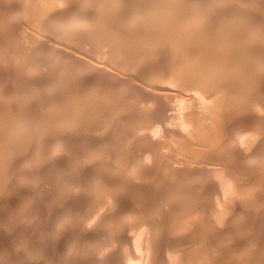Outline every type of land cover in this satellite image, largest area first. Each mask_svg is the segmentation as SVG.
Instances as JSON below:
<instances>
[{"label":"rangeland","instance_id":"374dc122","mask_svg":"<svg viewBox=\"0 0 264 264\" xmlns=\"http://www.w3.org/2000/svg\"><path fill=\"white\" fill-rule=\"evenodd\" d=\"M1 2V4L0 5H2L1 7L2 8H4V9H6L7 10V12H9V13H7L6 12V10H5V12L7 13L6 15H3V16H0V25H4V23H5V25H8V27L10 26V24H11V26H10V28H8L7 29V32H6V29H5V31H4V29L2 30V31H0V57H2L3 55V57L0 59L1 61H0V66H2L1 68H0V76H1V78H0V88L2 89V92H1V90H0V97H2V98H0V117L2 116V117H4L3 115H6V116H8V117H10L9 119L11 120V115H12V119L16 116H19V114H23V112L25 111L24 110V106H26V108L28 109V107H29V110L27 111V109H26V111H25V113L22 115H20V117H25V116H27V113L28 114H30V116H31V118L35 121H30L29 122V124H28V127L27 128H25V129H29V131H31V128H32V131L33 132H30V134H31V136L32 137H36V135H39V136H37V137H42V139L40 138V139H37L36 138V140L35 139H33V140H30L29 141V143H28V140L29 139H31V138H28V140H26L25 141V145H24V143L22 144L23 145V149H22V147L20 148V149H22L21 151H23V150H26L27 149V147L26 146H28V144H29V146H28V149L29 148H31L30 146H33V144H35V142H36V145H37V148H38V145L39 146H41L40 148L42 149V151H40V152H42V153H44L43 155H44V157L45 158H42L41 159V156L43 157V155L42 154H40V158H38V156H39V154L37 155L36 154V156L34 155V153H32L30 156H31V158H30V156L28 157L29 159H32V161H33V163L32 162H24L23 161V158H24V156H22L23 155V153H22V155L20 156V155H18V154H16V156H14L12 159V164L14 165V167H15V169L17 168V165H20V166H18V167H21V166H23V162L25 163V164H28V165H30V167H29V170H30V168L32 167V169L30 170V171H32L31 173H30V175L33 173V171H34V177H30V175H29V173L28 174H24V173H20V174H22V175H20L19 174V176L17 177V174H15L14 173V175H12V177H10V175L11 174H7V176L9 177L8 179H11V180H9L8 182H9V184H11V185H7V184H2V186H0L2 189H0V211H3V212H0V227H2V229H0V230H2L3 232H1L0 231V261H2L1 263H3V262H10L12 259H14V260H16V261H21V260H23V261H21L20 263L21 264H38V263H40V264H51L52 262V264H78L80 261H81V259H82V261L81 262H84V263H79V264H90V263H92V264H96V263H98V264H119V262H120V264H144V263H146V264H158V262H159V264H163V262H165L164 264H180V262H181V264H195L196 262V264H200L202 261V263L201 264H215V262H216V264H246L247 262H249L250 264H254V262H256L255 264H264V250L262 249V247L264 248V117H262V114H263V116H264V111H263V109L261 110L260 108H259V105L258 106H251L252 108H250L251 109V111L252 110H255L256 111V113H257V115L259 116V117H261L262 118V121H261V123H259V121H258V123L257 122H255L256 121V119H255V123H250L249 121H250V119H247V117L248 116H245V115H247L249 112H250V110L249 111H246L245 113H247V114H245L244 115V113L243 114H241V119H242V122H246V121H244V118H245V120H247V122L249 123H247L248 125V128L247 129H249V130H247L246 131V133L243 135L244 137V139L243 140H239V138L241 139V137H239V135H236V139H238L239 141L238 142H242V143H240V146H236L235 145V147H233V149L234 148H236V151L235 150H233L232 148H228V147H225V149L224 148H221L220 150L217 148L216 150H214L213 149V152H211V150L208 148V146H206L205 145V143H203L202 142V144H201V142H200V144H201V146L199 145V143H198V145H197V143H195L194 145H190V146H197L196 148L195 147H190V146H187V145H185V142H183V139H182V141L181 140H178L179 139V137L178 136H174V135H176V133L178 132V130H179V132H180V134H178V135H180V137H181V133L183 132V134H185L186 133V135L185 136H187V139H188V141L189 142H191L192 141V139L195 141V142H197L196 141V139L199 137L197 134H198V132H196V131H193L192 133L190 132L191 130H192V128H190L191 130H189V127H188V129H187V127L186 126H183L182 125V122L186 119V117L189 115V113H191V111L192 110H188V111H190V112H188L186 109V112H182V111H180V112H178V114L179 113H183V114H180V116H178V114H176V116L174 117V116H172L173 115V113L175 112L174 110H176L177 109V107L179 106L180 107V105H181V103H183L181 100L184 98V99H186V95L187 94H190L193 90H191V88H187L186 89V86H190V85H188L189 83H191V80H190V77H192V76H194V74L196 73V68H201V67H199L200 65H202V63H203V66H202V68L204 67V62H203V55L201 56V58L202 59H200L199 61L198 60H196V61H198L196 64H195V61H188V63H190L191 64V73H190V71L188 72L187 71V69H186V67L189 65L190 66V64H188L187 66H185L186 64H185V62L184 63H182V62H180V60H182L183 61V58H181V57H184L183 56V52H182V54H180L181 53V48H182V50H183V48H185L184 50H186V48L189 46V48H191L190 47V41H189V43H187L186 45H184L183 43H185V41H183L182 39H180V41L181 42H183V43H181L182 45H181V48H180V52H178V55L177 56H179V57H177L176 56V52L175 51H178L179 50V48H175V51H174V46H175V44H174V42L176 41L177 42V44L179 45L180 43H179V40L177 41V37H175V36H173L172 34H170L169 32H167V35H168V33H169V35H172V39H171V41L173 40V37H174V39H176L174 42H173V44H174V46L172 45V42L171 41H169V37H168V41L170 42H167V40L166 39H164V44L162 43H159V44H157V46H160V44H161V47H166L167 49V51H168V53H165V54H167L166 56L164 55V57H166V58H164L163 57V54H160V55H162V57H160V55L158 56L159 58H162V59H159V64L160 65H158L157 63H158V57L156 56V55H154V57L157 59V61H155L153 58L151 59V57H150V59L148 60V59H146V60H148V62H145V60H143V66L146 68V65H148V64H146V63H149V66H151L152 64L153 65H155V68H156V66L158 65V66H165L166 64H168V65H170V66H172V67H174L173 66V64L174 65H176V63H178V62H180V65H178V69H182L181 68V64H183L182 65V67H183V69H184V74H185V69H186V73L189 75L190 74V76L187 78L186 77V79H188V81L190 80V82L189 83H185V81H183V79L185 78L184 76H186V75H183V69L181 70V71H178V69L177 70H174V68H176V66L174 67V68H172V70H170V66H169V68H168V66H165L166 68H168V70H170V71H172L171 73H172V76H174V78L176 77V73H173V71H178V72H182V74L180 75L179 74V77L177 76V78L178 79H176V81L178 80V83H180V84H178V83H176L175 82V80L173 79V77L172 76H169L170 75V72H168V74H167V77H169L168 79H169V81L170 80H174V82L177 84H174V86L172 85L171 86V84L170 83H174V82H167L165 79H167L166 77L164 78V67H162V68H160V70L162 69V72L159 70V67H158V70L156 71V69H153L154 68V66H153V68H152V70H151V67H148L147 66V69L148 68H150V69H145L144 67H142V66H140L141 64H142V61L140 62V60H137V62H136V60H134V62L136 63H134V65H136V71L133 69L134 67H132L133 65H131L132 63H133V61H131L130 60V62H132L131 64H130V62H128V61H126V62H123L124 60L123 59H121L120 61H122V63H124V64H121V63H118L117 62V60H116V64H114V62H115V60L113 59V58H111V59H113L112 61L110 60V58H108L109 60H107L106 61V57H107V54H109V52L112 50V49H108V50H110L109 52L106 50V48L103 46V45H107V43H108V41H107V39H108V37L110 38V40H109V45L108 46H110V44L112 43V41L114 42V44H111L112 46H110L111 48L112 47H114V46H116V47H114V48H118V49H115V51H119V49L120 48H122V47H125L126 45L125 44H128L129 46H132V45H140V44H144V42H140L139 41V44L137 43L136 44V42L134 43V40H133V44H132V42L130 41L131 39H130V37H131V35L130 34H133L134 32H135V30H137L138 31V29H140L141 30V32H142V30L143 29H146V28H150L151 29V26L150 25H152L153 23L151 22V21H154V19H151V17L153 16L154 18L156 17V14L159 12V11H154V13L155 12H157L156 14H155V16L154 15H152V13H150V18H149V15H148V19L147 18H144V20L141 18V19H138V22H137V18L135 17V19L133 20V18L134 17H132V23H131V21L129 20V14L128 13H130V11H128V9H131V7H129L128 9H127V6L129 5V6H131V5H133L134 7L137 5V4H135V3H138L139 1L141 2V4H142V1H143V3H144V0H131V5L129 4V1H127L126 0V3H127V5L124 3V8L123 9H125L124 11L122 10V14H125V15H127L128 14V16H127V19H126V16H125V18L123 17H121V18H117V22H119L120 23V21H124V19H126L127 21H125V22H122V27H121V24L120 25H118L119 23H117V22H114L115 21V19L113 18V21H112V23L111 24H113V27H114V25H115V23H116V26L119 28V30H120V27H121V29L123 30V31H121V32H124L125 30H127V28H128V30L126 31V34H128V33H130L129 35H130V37H129V42H128V38L126 39V38H124L125 40H123V38H119L121 35H124L125 33H122L121 35H118V38H116L117 37V32H118V30L117 29H115V31L114 30H112V28H111V31H114V33H115V39L113 40V37H114V33H113V37H112V41H111V37H110V33H111V31L109 30V29H107L108 31H110V33H108V34H106L107 35V39H106V41H107V43L105 42V39H104V41H103V36L104 37H106V35H105V33H106V30H103L104 29V24L102 23V21L100 22V18H101V20H102V17H101V15H103V12H102V10H103V4L102 3H100L99 1H102L103 2V0H97L98 1V3H97V1H96V3L93 5L92 3H91V9H89V2L87 3V6H88V8L86 7V9L84 8V10H88L87 12L88 13H90V11H91V15H90V19L89 18H81L82 19V23H81V21L79 22L80 23V25H78V28L76 29V31H72L71 29H68L69 27H67V24L65 25V23L66 22H64L65 20H66V18H67V16H69L68 18H70V15H73V14H75L76 12H75V7L77 6L76 4L77 3H79L78 2V0H76L77 2L75 3V0H72V1H74L73 3L72 2H70L69 4H68V2L69 1H67V2H65L66 0H59V1H57V0H51V3L53 2V4L52 5H50V4H48L47 3V11H49V9L51 8V10H50V12H52L53 11V13H52V18H53V20L55 19L56 21V23L58 22V24H56V23H54V22H52V21H50L51 23H49L48 24V21H49V19H48V14H47V12H45V14L44 15H46V18H47V20H46V22H45V25H44V22H42L43 23V25H44V28H43V26H42V24H41V22H40V24H41V29H40V24H38V22H36V21H34V20H32V18H31V16H30V14L28 15L27 13L31 10V8L29 9L28 7H30L29 5V3L28 2H26L25 1V4H24V2H22V0H21V2L18 0V1H16V0H0ZM63 1H64V3H63ZM81 1V3H82V5H83V1L82 0H80ZM106 2H107V4L108 3H110L111 5H112V2H111V0H105ZM105 1H104V3H105ZM135 1V2H134ZM151 2L152 3V0H145V2ZM159 1H163V2H167L168 0H159ZM172 1V0H171ZM170 1V2H171ZM182 2H192L193 0H181ZM195 1V3H201V2H203V3H206V2H209L210 3V5H211V3L213 4L214 3V0H200V1H198V2H196V0H194ZM237 1V2H236ZM20 2V3H19ZM49 2H50V0H49ZM125 2V1H124ZM139 2V3H140ZM157 2H158V0H157ZM220 2V3H219ZM224 2V3H223ZM12 3V4H11ZM67 3V4H66ZM133 3V4H132ZM138 3V6H140V4ZM154 3H156V2H154ZM153 3V4H154ZM209 3H207V4H209ZM216 3H217V5H216ZM228 3H230V7L231 8H229V4ZM235 3V4H234ZM242 3V4H241ZM244 3H245V5H244ZM262 3V4H261ZM9 4V5H8ZM22 4V5H21ZM54 4H56V5H54ZM80 4V3H79ZM85 4V3H84ZM106 4V3H105ZM215 5H216V7H219L218 9H220V12L222 11V13H224V14H226V17L227 16H229V15H231V16H229L228 18H226L225 19V22L224 21H222L220 24H218V25H228V22H229V20H232L234 17H236V14H237V12H238V16L239 17H241L242 16V14H247L248 13V15H245L244 17H246V18H244L243 16H242V18L243 19H245V20H247L248 21V19H249V21L248 22H250V23H254V20L255 19H252V18H254V17H258V18H256V20L257 19H259L258 21H257V23H256V20H255V23H256V26H254V24H252V27H255V28H250L249 29V32H247V35L249 36V34L248 33H250V37H251V39H252V34H254V35H257V36H255L254 37V41H252V44H256L257 46V48H255V49H252V50H254V51H258L259 53H261V54H263V52H264V33L263 34H261V35H259L258 36V34L259 33H257V31L258 32H260V27H261V30H262V28H263V31H264V15H262V13L260 12V11H264V0H240V2H239V0H215V3H214ZM211 5V6H214L215 7V5ZM219 4H220V6H219ZM223 4V5H222ZM238 4V5H237ZM241 4V5H240ZM24 5H25V7H24ZM66 5H68L69 6V8H70V6H71V8H70V10L68 9V6H66ZM123 5V4H122ZM125 5H126V7H125ZM222 5V6H221ZM227 5V6H226ZM254 5H255V7H254ZM8 6V7H7ZM11 6V7H10ZM15 6V7H14ZM54 6V7H53ZM56 6H58V11H60V12H58L57 10H55L57 7ZM61 6V7H60ZM96 6V7H95ZM110 5H108V7H109ZM205 6V5H204ZM233 6H234V8H233ZM236 6H237V8H236ZM259 6V7H258ZM263 7L262 8V10H261V7ZM0 7V15L2 14L1 12H2V10H3V13H4V9H2ZM22 7V8H21ZM53 7V8H52ZM67 7V8H66ZM79 6H77L76 8H78ZM225 9H224V8ZM243 7V8H242ZM74 8V9H73ZM92 8H94V10L92 9ZM118 8H120V7H118ZM121 8H122V6H121ZM223 8V9H222ZM245 8V9H244ZM258 8V9H257ZM9 9V10H8ZM20 9V11H18V10ZM66 9V10H65ZM100 9H101V11H100ZM146 9V8H145ZM150 9V8H149ZM233 9V12L231 13L230 11ZM234 9H237V10H234ZM239 9V10H238ZM242 9H244V10H242ZM15 10H16V12H15ZM22 10V11H21ZM24 10V11H23ZM28 10V11H27ZM116 10V9H115ZM152 10H154V9H151V12H152ZM248 10H249V12H248ZM66 11L68 12V13H66ZM70 11H72V13L70 12ZM74 11V12H73ZM98 11V12H97ZM121 11V10H120ZM128 12V13H124V12ZM223 11H225V12H223ZM226 11H227V13H226ZM236 11V14L234 13ZM241 11H243V13L241 12ZM247 11V12H246ZM257 11H258V13H257ZM19 12V13H18ZM22 12V13H21ZM55 12V13H54ZM57 12V13H56ZM70 12V13H69ZM93 12H94V14H93ZM97 12V13H96ZM230 12V13H229ZM240 12H241V14H240ZM246 12V13H245ZM251 12V13H250ZM13 13V14H12ZM21 13V14H20ZM62 13V14H61ZM161 13V12H160ZM229 13V14H228ZM233 13H234V15H233ZM255 13V15H252V14H254ZM260 13H261V15H260ZM5 14V13H4ZM19 14V15H18ZM23 14V15H22ZM54 14H56V16L54 15ZM64 14V15H63ZM67 14V15H66ZM93 14V15H92ZM259 16H258V15ZM264 14V13H263ZM14 15H16L15 17H14ZM57 15H58V17H59V15L60 16H62L61 18L59 17V19H57ZM158 15H159V13L157 14V17H158ZM241 15V16H240ZM252 15V16H251ZM66 16V17H65ZM74 16V15H73ZM72 16V17H73ZM233 16V17H232ZM250 16V17H249ZM8 17V18H7ZM17 17V18H16ZM27 17V18H26ZM29 17V18H28ZM49 17H51V14H49ZM65 17V20H63V18ZM92 17V18H91ZM248 17V18H247ZM262 17V19H260ZM46 18H44V19H46ZM230 18H232V19H230ZM4 19H5V21H4ZM20 19V20H19ZM26 19V20H25ZM27 19L29 20V22H27ZM87 19H89V20H87ZM93 19V20H92ZM95 19V20H94ZM119 19V20H118ZM252 19V21H250ZM12 20V21H11ZM30 20L32 21V22H30ZM50 20H51V18H50ZM59 20L60 21H62V22H59ZM141 20V21H140ZM142 20H143V22H142ZM145 20H146V22H145ZM149 20H151V21H149ZM7 21V22H6ZM9 21V22H8ZM43 21H45V20H43ZM67 21V20H66ZM134 21H136V22H134ZM226 21H228V22H226ZM92 22V23H91ZM141 22V23H140ZM149 22V23H148ZM218 22H220L219 20H218ZM260 24H259V23ZM261 22H263V23H261ZM9 23V24H8ZM19 23V24H18ZM23 23V24H22ZM29 23H30V27H29ZM84 23V24H83ZM98 23H100V24H98ZM127 23H129L131 26H128L127 25ZM143 23V24H142ZM150 23H152V24H150ZM223 23V24H222ZM226 23V24H225ZM20 24H22V27H20L21 25ZM46 24H47V26H46ZM51 24V25H50ZM63 24V25H62ZM88 24L90 25V27H89V29H88ZM94 24V25H93ZM125 26H124V25ZM138 24H139V26H138ZM148 24H150L149 26H148ZM166 24V25H165ZM19 25V26H18ZM38 25V26H37ZM53 25H54V27H53ZM62 25V26H61ZM66 26V29H65V26ZM83 25H85L86 26V28H85V26H83ZM135 25V26H134ZM146 25V26H145ZM164 25L165 26H167L168 24H167V22H164V24H163V28L165 29L163 32L165 33L167 30V28H165L164 27ZM217 25V26H218ZM257 25H259L258 27H257ZM26 26V27H25ZM34 26H35V28H34ZM56 26H57V28H56ZM91 26H92V28H91ZM112 26V25H111ZM116 26L114 27V28H116ZM128 26V27H127ZM15 27H17V28H15ZM18 27H20L19 29H18ZM25 27V28H24ZM51 27V28H50ZM80 27V28H79ZM82 27H84V28H82ZM94 27V28H93ZM102 27H103V29H102ZM124 27H125V29H124ZM131 27V28H130ZM168 27V26H167ZM220 27V26H219ZM14 28V29H13ZM23 28H24V30H23ZM38 28V31L36 30ZM45 28H46V31H44L45 30ZM98 28V29H97ZM137 28V29H136ZM155 28H157V30H155ZM155 28H154V25H153V29L156 31V32H158V28H161V27H158V25L156 26V24H155ZM16 29V30H15ZM31 29V30H30ZM34 29V30H33ZM52 29H53V32H52ZM57 29V30H56ZM65 29V30H64ZM82 29V30H81ZM84 29V30H83ZM93 29L95 30V31H93ZM149 29V30H150ZM234 29V28H233ZM1 30V29H0ZM13 32H12V31ZM23 30V31H22ZM41 30V31H40ZM55 30V31H54ZM67 30V31H66ZM74 30V29H73ZM80 30H81V32H80ZM88 30H89V32H88ZM102 30V31H101ZM139 30V31H140ZM163 30V29H162ZM238 29H236L235 31H237ZM251 30V31H250ZM11 31V32H10ZM18 31H19V34L21 33V35H20V39H19V41H18V39L16 40V38H18L19 37V34H18ZM27 31V32H26ZM35 31V32H34ZM38 33H37V32ZM44 31V32H43ZM73 33H72V32ZM144 31V30H143ZM239 31V30H238ZM255 31V32H254ZM4 33V35H5V33L6 34H8L7 36L5 35H3V33ZM22 32H23V34H22ZM31 32H33V34L31 33ZM42 34H41V33ZM79 32V33H78ZM87 32H88V34H87ZM100 32V33H99ZM133 32V33H132ZM188 32V31H187ZM10 33V34H9ZM46 33H47V35H46ZM61 33V34H60ZM64 33V34H63ZM76 33V34H75ZM77 33H78V35H77ZM82 33H83V35H82ZM102 33V34H101ZM119 33H120V31H119ZM237 33V32H236ZM13 36H12V35ZM15 34H16V36H15ZM26 34V35H25ZM44 34H45V36H44ZM54 34V35H53ZM67 34H69V35H67ZM96 34V35H95ZM126 34L124 35V36H126ZM135 34H136V32H135ZM166 34V33H165ZM17 35H18V37H17ZM25 35V36H24ZM49 35V37H47ZM73 35V36H72ZM75 35V36H74ZM79 35H81V36H79ZM22 36V37H21ZM30 36V37H29ZM33 36V37H32ZM76 36H79L78 38L76 37ZM94 36V37H93ZM185 36V35H184ZM262 36V37H261ZM9 37V38H8ZM24 37V38H23ZM40 37V38H39ZM52 37V38H51ZM67 37V38H66ZM72 37V38H71ZM73 37H74V39H73ZM81 37H82V40H80L81 39ZM87 37V38H86ZM99 37H100V39H99ZM256 37H257V39H256ZM4 38V39H3ZM15 38V39H14ZM33 38H34V40H33ZM45 38H46V40H45ZM48 38V39H47ZM50 38V39H49ZM57 38V39H56ZM61 38V39H60ZM171 38V37H170ZM8 39H9V41H8ZM29 39H31V40H29ZM71 39V41H70V43H67V42H69V40ZM76 39H77V42H76ZM117 39V40H116ZM214 39H216V38H214ZM250 39V38H249ZM261 39V40H260ZM22 40H23V42H22ZM40 40V41H39ZM64 40V41H63ZM72 40H74L73 42H72ZM97 40V42L95 43V41ZM118 40H121V41H124V42H121L120 43V41H118ZM126 40H127V42H126ZM255 40H257V42L255 41ZM2 41V42H1ZM18 41V42H17ZM21 41V42H20ZM26 43H25V42ZM28 41V42H27ZM31 41L33 42V43H31ZM38 41V42H37ZM61 41V42H60ZM81 41V42H80ZM93 41H94V44H93ZM111 41V42H110ZM117 41V42H116ZM13 42V43H12ZM15 42V43H14ZM44 42V43H43ZM47 42V44H46V47H45V43ZM50 42H52L51 43V45H53V46H51V45H49L50 44ZM76 42V43H75ZM83 42V43H82ZM85 42V43H84ZM87 42V43H86ZM263 42V43H262ZM11 43V44H10ZM19 43H20V45H19ZM40 45H39V44ZM42 43V44H41ZM66 43V44H65ZM80 43H82L81 45H80ZM90 43H91V45H90ZM100 43V44H99ZM105 43V44H104ZM123 43H125L124 44V46H122L123 45ZM132 45H131V44ZM249 43L251 44V42L249 41ZM4 44V45H3ZM8 44H10V46L8 45ZM15 44V45H14ZM23 44V45H22ZM34 44V46H33V48H31L32 47V45ZM35 44H36V46H35ZM60 44V45H59ZM70 45L69 47H68V45ZM86 44V45H85ZM101 44H102V46L103 47H100L101 46ZM121 45V47H120V45ZM142 44V45H143ZM254 44V45H255ZM3 45V46H2ZM12 45V46H11ZM16 45H18L19 47H17ZM24 45H27V46H24ZM29 45V46H28ZM47 45H49V46H47ZM72 45V46H71ZM76 45H77V47H76ZM87 46L86 48L85 47H83V46ZM93 45H94V47H93ZM100 47V49H99V47ZM105 45V46H106ZM127 45V47L128 48H131V49H129V51H132V52H134V49H135V51L136 52H134V56H136V55H141V54H143L144 53V51L146 50V49H148V47L146 48V49H143L142 50V47L143 46H141L139 49H141V51H139L138 52V48L137 47H139V46H135V48L133 49L132 47H129ZM145 45V44H144ZM178 45H176V47L178 46ZM254 45H251V46H254ZM261 45V46H260ZM2 46V47H1ZM39 46V47H38ZM44 46V47H43ZM58 48H57V47ZM96 46V47H95ZM107 46V47H108ZM171 46V47H170ZM184 46H187V47H184ZM192 46V50L190 51V49H188V51L186 50L185 52L186 53H190V52H192V51H194L195 49H197V48H199V49H203L202 48V46L200 47V46H197L195 49H194V45L192 44L191 45ZM238 45H236L235 44V49H236V47H237ZM6 47V48H5ZM14 47V48H13ZM24 47V48H23ZM36 47V48H35ZM38 47V48H37ZM49 47V48H48ZM55 47V48H54ZM71 47V48H70ZM73 47V48H72ZM109 47V48H110ZM127 47H125L124 49H125V51H127L128 50V48ZM178 47H180V46H178ZM255 47V46H254ZM254 47H251V48H254ZM258 47H259V50H258ZM8 48V49H7ZM48 48V49H47ZM52 48V49H51ZM54 48V49H53ZM57 48V49H56ZM64 48V49H63ZM65 48H67V49H65ZM69 48V49H68ZM77 50H76V49ZM80 48V49H79ZM83 48H85V49H83ZM93 48V49H92ZM103 48H105V49H103ZM143 48H145V47H143ZM239 48H242V47H239L238 46V48H237V50H235L236 52L238 51V52H240V51H242L243 49H239ZM262 48V49H261ZM17 49V50H16ZM22 49V50H21ZM24 49H27V51L26 50H24ZM45 49V50H44ZM49 49H50V51H52V52H50L49 51ZM86 49H88V52H87V50ZM92 49V50H91ZM96 49H98V50H96ZM124 49L122 48V50H120V52H123L124 51ZM165 49V48H164ZM194 49V50H193ZM240 51H239V50ZM262 50V52H261V50ZM2 50H3V52H2ZM6 51V53H4L5 51ZM31 50V51H30ZM34 52H33V51ZM44 52H43V51ZM63 50L65 51V52H63ZM75 50V51H74ZM81 50V51H80ZM101 50V51H100ZM104 50V51H103ZM10 51V52H9ZM15 51H17V53L15 52ZM19 51H21V52H24V53H21V52H19ZM47 51V52H46ZM54 51V52H53ZM59 51V52H58ZM66 51H67V53H66ZM69 51H70V53H69ZM74 51V52H73ZM82 51H84V52H82ZM89 51H91L90 53H89ZM93 51V52H92ZM97 51V52H96ZM106 51L108 52L107 54H105L106 53ZM124 51V52H125ZM148 51V50H147ZM190 51V52H189ZM27 52V53H26ZM33 54H32V53ZM40 52V53H39ZM63 52V53H62ZM76 52H78L77 54H76ZM100 52V53H99ZM105 52V53H104ZM128 52V51H127ZM137 52H138V54H137ZM173 52V53H172ZM176 54H175V53ZM4 53V54H3ZM12 53V54H11ZM60 53V54H59ZM72 53V54H71ZM73 53H74V55H73ZM87 53V54H86ZM101 53L103 54V55H101ZM110 53H112V52H110ZM113 53L115 54H117V52H114V50H113ZM112 53V54H113ZM119 53V52H118ZM136 53V54H135ZM185 53V54H186ZM259 53H258V55H259ZM9 54H11V55H9ZM17 54H19V55H17ZM26 54H28V55H26ZM39 54V55H38ZM42 54H43V56H42ZM52 54V55H51ZM78 54H80V55H78ZM83 54V55H82ZM84 54H86V55H84ZM168 54H170V55H168ZM6 55V56H5ZM8 55V56H7ZM34 55V56H33ZM41 55V56H40ZM54 55H55V57H54ZM67 55V56H66ZM71 55V56H70ZM77 55V56H76ZM96 55V56H95ZM181 55V56H180ZM256 55V54H255ZM264 55V54H263ZM17 56V57H16ZM24 56V57H23ZM48 56V57H47ZM51 56H52V58H51ZM59 56H60V58H59ZM63 56V58L61 59V57ZM89 56V57H88ZM92 56V57H91ZM94 56V57H93ZM98 56V57H97ZM103 56H104V58H103ZM171 56V57H170ZM252 56H254V55H250V57H249V60L251 59V60H254V59H252ZM257 56V55H256ZM256 56H254V58L256 57ZM5 57V58H4ZM9 57V58H8ZM12 57H13V59H12ZM47 57V58H46ZM58 57V58H57ZM66 57V58H65ZM71 57V58H70ZM74 57H75V59H74ZM82 57V58H81ZM108 57H109V55H108ZM153 57V56H152ZM169 57V58H168ZM186 57V56H185ZM28 58V59H27ZM44 58H46V59H49V60H46V59H44ZM99 59V61H98V59ZM168 58V59H167ZM175 60H174V59ZM178 58V60L176 61V59ZM10 59V60H9ZM22 59V60H21ZM39 59V60H38ZM41 59V60H40ZM52 59H54V60H52ZM65 59V60H64ZM69 59V60H68ZM105 59V61H102V60H104ZM170 59H171V61H170ZM256 59V58H255ZM3 60V61H2ZM17 60V61H16ZM28 60V61H27ZM34 60V61H33ZM46 62H45V61ZM72 60V61H71ZM75 60V61H74ZM85 60V61H84ZM89 60V61H88ZM91 60V61H90ZM94 60V61H93ZM151 60V61H150ZM153 60L155 61V64L154 63H152L153 62ZM168 60V61H167ZM247 60V59H246ZM250 60V61H251ZM7 61V62H6ZM12 61V62H11ZM16 61V62H15ZM25 61H26V63L28 64V66H27V64L25 63ZM41 61V62H40ZM44 61V62H43ZM55 62L57 65H55L53 62ZM63 61V62H62ZM70 61V62H69ZM81 61V62H80ZM139 61V62H138ZM167 62V63H165V62ZM176 61V62H175ZM255 61V60H254ZM17 65V66H14V63ZM24 62V63H23ZM34 62V63H33ZM40 62V63H39ZM42 62H43V64H42ZM47 62L48 63H50V65H48L47 64ZM51 62H52V64H51ZM72 62V63H71ZM80 62V63H79ZM84 62V63H83ZM91 62V63H90ZM103 62V63H102ZM129 64H128V63ZM3 63V64H2ZM10 63H11V65H10ZM23 63V64H22ZM59 63V64H58ZM64 63L66 64V65H64ZM69 63H71L70 65H69ZM76 63V64H75ZM112 63L114 64V65H112ZM125 63H126V65L127 66H129V67H132L131 69L129 68V67H127V66H124L125 65ZM152 63V64H151ZM161 63H163V65H161ZM165 63V64H164ZM173 63V64H172ZM199 63H200V65H199ZM251 63H253V61L251 62ZM21 66H20V65ZM33 64H35L36 65V67H35V65H33V67H32V65ZM38 64V65H37ZM54 64V65H53ZM63 64V65H62ZM77 64H79V68L77 67ZM86 64V65H85ZM100 64V65H99ZM107 64L109 65V66H107ZM111 64V65H110ZM117 64H119V65H117ZM138 64H140L139 66L140 67H142L140 70L138 69ZM151 64V65H150ZM195 64V66H197V65H199L198 67H196V68H194L195 66H193ZM9 65V66H8ZM22 65H23V67L24 68H26V69H24L23 67H22ZM46 65V66H45ZM70 66V68H69V66ZM82 65H83V67H82ZM90 65H91V68H90ZM19 66V67H18ZM31 66V67H30ZM39 66V67H38ZM43 66V67H42ZM48 66V67H47ZM55 66H59V68H57V67H55ZM65 66V67H64ZM67 66V67H66ZM86 66V68H84ZM92 66H93V68H94V70H91V69H93L92 68ZM111 66V67H110ZM122 66H124V67H122ZM188 66V67H189ZM7 67V68H6ZM10 67V68H9ZM17 67V68H16ZM29 67V68H28ZM50 67H52V68H50ZM64 67V68H63ZM73 67H75V68H73ZM87 67H88V69H87ZM96 67V68H95ZM108 67V68H107ZM121 67V68H120ZM126 67H127V69H130V70H126ZM139 67V68H140ZM187 67V68H188ZM6 70H4V69ZM9 68V69H8ZM15 70H14V69ZM32 68V69H31ZM39 68H50L49 69V73L51 74H49L48 75V70H44V69H39V70H41V71H38V69ZM66 68H68V72H67V69ZM76 68H78V69H76ZM99 68H101L100 70H99ZM102 68L104 69L103 70V72H102ZM107 68V69H106ZM111 68H112V70H111ZM144 68V69H143ZM190 68V67H189ZM19 69H21V70H19ZM34 69V70H33ZM54 69V70H53ZM56 69V70H55ZM61 70V72L59 71V70ZM63 69V70H62ZM66 71H65V70ZM85 71V72H83V70ZM86 69V70H85ZM115 69V70H114ZM138 69V70H137ZM144 71H143V70ZM194 69L196 70V71H194ZM2 70V71H1ZM11 70V71H10ZM31 70V71H30ZM76 70V71H75ZM81 70V71H80ZM90 70V71H89ZM98 70V71H97ZM109 70H111V71H109ZM133 70V71H132ZM142 70V71H141ZM155 70V71H154ZM166 70V69H165ZM5 71V72H4ZM10 71V72H9ZM15 71V72H14ZM58 71H59V73H58ZM62 71H64V72H62ZM70 71V72H69ZM89 73V74H87V72ZM94 72V73H92V72ZM106 71V73L105 74H103L104 72ZM118 71V72H117ZM123 71V72H122ZM129 71V72H128ZM132 71V73H130ZM141 71V72H140ZM150 71V72H149ZM258 71V70H257ZM2 72H4V73H2ZM12 72V73H11ZM23 72V73H22ZM28 72V73H27ZM36 72V73H35ZM40 72H42V73H40ZM71 72H72V74H71ZM97 72L99 73L98 75H97ZM101 72V73H100ZM109 72V73H108ZM151 72H153V73H151ZM166 72H167V70H166ZM166 72H165V75H166ZM193 72V73H192ZM195 72V73H194ZM19 74V75H17V74ZM53 73H55L54 75H53ZM57 73L59 74V75H57ZM62 73V74H61ZM69 73L73 76V75H75L74 77H72L71 75H69ZM75 73H77V74H75ZM91 73V74H90ZM110 73H112V74H110ZM114 73V74H113ZM119 73V74H118ZM121 73V74H120ZM137 73V74H136ZM149 73V74H148ZM162 75H161V74ZM12 74V75H11ZM13 74H14V77H13ZM23 74V75H22ZM25 74H28V76L27 75H25ZM31 74V75H30ZM32 74H34V75H32ZM61 74V75H60ZM64 74V75H63ZM67 74H68V77H67ZM82 74H84L83 76H82ZM144 74V75H143ZM159 74L161 75V76H163L162 78H159V79H161V80H163L165 83H167L168 85L167 86H171V88L172 89H170V91H172L171 93L167 90H165V91H163L162 93L160 92V91H158L159 93H161V94H163V96H160V94H157L158 96H159V98L158 97H156L157 95H155L156 93H158L157 92V90H159L160 88V86H159V84H161V83H159L158 84V80L157 79H155V78H157V77H160L159 76ZM174 74V75H173ZM30 75V76H29ZM43 75V76H42ZM47 75V76H46ZM77 75H79V80L78 79H76L77 78ZM98 77H96V76ZM103 75H105V77H104V79H103ZM108 75V76H107ZM151 75V76H150ZM178 75V74H177ZM183 75V76H182ZM192 75V76H191ZM196 75V74H195ZM15 76H16V78H15ZM55 76H57L56 78H55ZM58 76H59V79L60 80H58ZM60 76L62 77H64V79H66V80H64L63 78H60ZM86 76L88 77V78H86ZM91 76V77H90ZM94 76H95V78H94ZM118 77V78H116V77ZM122 76V77H121ZM144 76H145V78H144ZM156 76V77H155ZM180 76H182V77H184L183 79H182V77H180ZM8 77V78H7ZM21 77V78H20ZM40 77V78H39ZM41 77H42V80L44 81H42V80H40L41 79ZM44 77V78H43ZM47 77V78H46ZM50 77H52L53 79H55V80H57V81H55V80H53L52 78H50ZM69 77H72V79H70ZM84 77H85V80H84ZM110 77V78H109ZM113 77V78H112ZM131 77H133V78H131ZM138 79H137V78ZM153 77V78H152ZM6 78L8 79V80H6ZM19 78H20V80H19ZM30 78V79H29ZM33 78V79H32ZM37 78V79H36ZM46 78V79H45ZM67 78H69V79H67ZM75 78V82H73L74 79ZM91 78H92V80L93 79H96V80H94V82L93 81H89V80H91ZM111 78H112V81H111ZM116 78V79H115ZM144 78V79H143ZM149 78V80L147 81V79ZM152 78V79H151ZM164 78V79H163ZM180 78L182 79V80H180ZM16 79V80H15ZM81 79V80H80ZM110 79V80H109ZM118 79V80H117ZM126 79V80H125ZM167 79V80H168ZM37 80V81H36ZM45 80H46V82H45ZM52 80V81H51ZM61 80H62V82H61ZM63 80H64V82L66 81V83H68V81L69 80H71L70 82H69V84H67L66 85V87H65V85L64 84H66V83H63ZM68 80V81H67ZM100 80V81H99ZM104 80V81H103ZM123 80V81H122ZM130 82H129V81ZM135 82H134V81ZM152 82H151V81ZM182 81V83L184 84V86H185V84H187L185 87L183 86V84H181V82L180 81ZM260 81H261V83H262V85L264 86V81H262L261 80V78L259 79ZM18 81V82H17ZM22 81H24V84H22L23 82ZM29 81H30V83H29ZM32 81H35V82H32ZM49 83H48V82ZM87 81V82H86ZM108 81V82H107ZM128 81V82H127ZM140 81V82H139ZM157 82V84H156V82ZM160 81V80H159ZM163 81H161V82H163ZM17 82V83H16ZM20 82H21V84H20ZM36 82H37V85H35L36 84ZM60 82V83H59ZM71 82H72V84H74L73 86L74 87H72L70 84H71ZM77 82V83H76ZM88 82H90V83H88ZM96 82V83H95ZM99 82V83H98ZM110 82H114L113 83V85H112V83H110ZM120 82V83H119ZM143 82V83H142ZM155 82V83H154ZM2 83V84H1ZM9 83H10V85H9ZM19 83V84H18ZM51 83V84H50ZM54 85H53V84ZM59 84V85H61L60 87L57 85V84ZM63 83V84H62ZM101 83V84H100ZM106 83V84H105ZM117 83H119V84H117ZM123 83V84H122ZM129 83H131V84H129ZM133 83H135V84H133ZM151 83V84H150ZM152 83L155 85V86H157V90L155 91V89H154V87L152 88ZM165 83H163L164 85H162L161 84V86H165L166 84ZM261 83H259V84H261ZM7 84V85H6ZM16 84V85H15ZM43 86H42V85ZM81 86H80V85ZM134 86H136V87H134ZM144 84V85H143ZM5 85V86H4ZM19 85V86H18ZM30 85V86H29ZM49 85V86H48ZM53 85V86H52ZM58 87H57V86ZM89 85H91L90 87H88ZM102 85V86H101ZM105 87H107V88H105ZM107 85V86H106ZM119 85V86H118ZM126 85H129V86H126ZM131 85V86H130ZM138 85H140L139 87H138ZM149 85V86H148ZM261 85V86H262ZM14 86V87H13ZM17 86V87H16ZM24 86V87H23ZM25 86H27V87H25ZM45 86V87H44ZM55 86H56V90H55ZM71 86V87H70ZM75 86H77V87H75ZM79 86V87H78ZM84 86V87H83ZM87 86V87H86ZM94 86V87H93ZM95 86H97L98 88H100V89H98V88H96ZM109 86V87H108ZM166 86V87H167ZM180 86V87H179ZM183 86V87H182ZM13 87V88H12ZM20 87V88H19ZM21 87H23V88H21ZM36 88V90H35V88ZM40 87H42V88H40ZM50 87V88H49ZM62 87V88H61ZM68 87H70V88H68ZM81 87V88H80ZM92 87V88H91ZM101 87L103 88V89H101ZM114 87H117V88H115L114 89ZM119 87V88H118ZM121 87V88H120ZM124 87V88H123ZM127 87V88H126ZM131 87L132 88H135V89H131ZM142 87V88H141ZM185 88L184 90L185 91H183V89L182 88ZM9 89L7 92H11V94H10V92L9 93H6L5 92V90L6 89ZM26 89V91H25V89ZM30 88V89H29ZM47 88V89H46ZM52 88V89H51ZM53 88H54V93H53ZM58 88H59V90H58ZM61 88V89H60ZM63 88H64V90L66 91V89L67 90H70L69 92H70V94H72L73 96H74V94L76 95V96H74L75 98H73V96L72 95H70L69 94V92L68 93H66L65 91H63ZM72 88V89H71ZM75 88V89H74ZM76 88H78V89H76ZM80 88V89H79ZM91 88V89H90ZM123 88V89H122ZM136 88L138 89V90H140V91H138V90H136ZM170 88V87H169ZM29 89V90H28ZM88 89V90H87ZM91 91H90V90ZM92 89H94V90H92ZM113 89V90H112ZM122 90V92L124 93H119V91H121ZM149 89V92L150 93H152V95L154 96L155 95V98H158L159 100L161 99V100H163L162 102H164V103H162L161 102V100L159 101H156L155 102V98L152 96V95H150V96H152L154 99H152V100H154V101H150V99H147V97H146V95L144 96V92H148L147 90ZM180 89V90H179ZM181 89H182V91H181ZM188 89H190V91L188 90ZM18 90V91H17ZM23 90V91H22ZM31 90H32V92H31ZM34 90V91H33ZM43 90H45V91H43ZM48 90V91H47ZM58 90V91H57ZM73 90H76L77 91V93H72V91ZM80 90V91H79ZM100 90H102V91H100ZM107 90V91H106ZM110 90H111V93H110ZM119 90V91H118ZM127 90V91H126ZM129 90H131V91H129ZM152 90V91H151ZM187 90V91H186ZM3 91H4V93H6L7 94V96L3 93ZM25 91V92H24ZM31 92V93H29V92ZM41 91V92H40ZM50 91V92H49ZM75 91V92H76ZM92 91H93V93H92ZM105 91H106V94H104L105 93ZM132 91H134V92H132ZM137 91V92H136ZM142 91H144V92H142ZM174 91V92H173ZM178 91V92H177ZM181 91V92H180ZM189 91V92H188ZM15 92V93H14ZM18 92V93H17ZM61 92V93H60ZM80 94H79V93ZM86 92H88V93H86ZM96 94H98V95H95V93ZM102 93V94H100V93ZM125 92H127L126 93V95H125ZM129 92H131V93H133V94H131V93H129ZM136 92V93H135ZM153 92H155V94L153 93ZM183 92V93H182ZM188 92V93H187ZM13 93V94H12ZM20 93V94H19ZM23 93V94H22ZM25 93V94H24ZM29 93V94H28ZM35 93L37 94V95H35ZM43 93V94H42ZM48 93V94H47ZM52 93V94H51ZM83 93L85 94V95H83ZM114 93V94H113ZM138 93V94H137ZM167 93H168V95H167ZM170 93V94H169ZM180 93H182V94H180ZM187 93V94H186ZM193 93V92H192ZM262 93H264V91L262 92ZM4 94V95H3ZM42 94V95H41ZM50 94V95H49ZM56 94V95H55ZM69 94V95H68ZM90 94V95H89ZM93 94V95H92ZM121 94V95H120ZM122 94H123V96L124 97H122ZM136 94V95H135ZM172 94V96H170ZM186 94V95H185ZM20 95H22V96H20ZM24 95H26V96H24ZM32 95L33 96H35L34 98H30V97H32ZM48 95V96H47ZM52 95V96H51ZM59 95H61V96H59ZM68 95V96H67ZM87 95L89 96V98L87 97ZM105 95V96H104ZM110 95V96H109ZM129 95V96H128ZM185 95V96H184ZM262 96H263V98H261L262 96H258V98H259V100L264 104V95L263 94H261ZM13 96V97H12ZM16 96V97H15ZM29 96V97H28ZM41 98H40V97ZM64 96V97H63ZM79 96V97H78ZM86 96V97H85ZM99 96H101L100 98H98ZM113 96V97H112ZM118 96V97H117ZM125 96H127V98L125 97ZM139 96V97H138ZM142 96V97H141ZM144 96V97H143ZM148 96H149V94H148ZM149 96V97H150ZM169 96H170V98H169ZM181 96H183V98L181 97ZM4 97V98H3ZM11 97V98H10ZM23 97V98H22ZM29 98V99H27V98ZM64 99H63V98ZM104 97V98H103ZM111 97V98H110ZM120 97V98H119ZM138 99H137V98ZM161 97V98H160ZM163 97V98H162ZM179 97H181V99L179 98ZM6 98V99H5ZM12 98L14 99V100H12ZM15 98H17V100H15ZM48 99V100H45V99ZM60 98H62L61 100L59 99V101H62L63 103H62V105H61V102H59L58 101V99ZM68 100H67V99ZM80 98V99H79ZM91 98V99H90ZM104 100H103V99ZM109 98V100H107ZM114 98H116V99H114ZM123 98V99H122ZM126 98V99H125ZM129 98H131V99H129ZM135 98H136V100H135ZM140 98H142V99H140ZM168 98V99H167ZM261 98V99H260ZM2 99V100H1ZM5 99V100H4ZM11 99V100H10ZM20 99V100H19ZM38 100V103L40 102V104L38 105V103H37V101L36 100ZM40 99L42 100V101H40ZM70 99H72L74 102H72V100H70ZM75 99V100H74ZM83 99H85V100H83ZM95 101H94V100ZM113 99V100H112ZM120 99V100H119ZM128 99V100H127ZM134 99V100H133ZM146 99H147V101H148V103H150V104H148L147 105V101H146ZM175 99V100H174ZM183 99V100H184ZM7 100H9V101H7ZM25 100H27V101H25ZM28 100H29V102H28ZM33 100V101H32ZM45 100V101H44ZM78 100V101H77ZM88 100V101H87ZM96 100H98V102H96ZM102 102H100V101ZM112 102H111V101ZM123 101V103H121L122 101ZM166 100V101H165ZM12 101V102H11ZM15 101V102H14ZM16 101H18L17 103H16ZM20 101V102H19ZM31 101V102H30ZM58 101V103L56 104V102ZM65 101V102H64ZM69 101V102H68ZM80 101V102H79ZM90 101V103L88 104V102ZM93 101V102H92ZM105 101H107V103H105V104H103V102H105ZM118 101H120V102H118ZM128 101H129V104H128ZM136 101V102H135ZM138 101V102H137ZM144 101H145V103H144ZM169 101V102H168ZM172 101V102H171ZM175 101V102H174ZM6 102H7V104H6ZM9 102V103H8ZM10 102L11 103H13L14 102V104H10ZM22 102V103H21ZM23 102H25V104L23 103ZM27 102V103H26ZM82 102V103H81ZM87 102V103H86ZM92 102V103H91ZM109 102V103H108ZM114 102V103H113ZM130 102H132V103H130ZM155 102V103H154ZM158 102H159V104H158ZM162 104H161V103ZM168 102V103H167ZM179 104H178V103ZM184 102H186L185 100H184ZM29 103V104H28ZM60 103V104H59ZM64 103H65V105L68 107H66L65 105H64ZM67 103V104H66ZM101 103V104H100ZM118 104V105H116V104ZM120 103H121V105H120ZM156 103H157V105H156ZM169 103H171V104H169ZM175 105V103H176V105L175 106H173V104ZM2 104V105H1ZM16 104L18 105V106H16ZM35 104V106H33ZM43 104H45V105H43ZM56 104V105H55ZM70 104V105H69ZM71 104H72V108H71ZM78 104L80 105V106H78ZM84 104H86L85 105V107H84ZM107 104V105H106ZM114 104V105H113ZM124 104V105H123ZM153 104V105H152ZM163 104H165L164 105V108H163V110L161 111L160 109L163 107ZM168 104V105H167ZM7 107H6V106ZM23 106V108H22V106ZM52 106V108H51V106ZM53 105L55 106L54 108H53ZM60 105V106H59ZM74 105V106H73ZM83 105V107H81ZM91 107H90V106ZM97 105V106H96ZM98 105H100V106H98ZM111 105V107H113V106H115L116 105V107L115 108H111V107H108V106H110ZM120 105V106H119ZM130 105H131V107H130ZM141 105V106H140ZM155 105V107H157L156 109L158 110L157 111V113H156V109H153V108H155V107H153ZM160 105L162 106V107H160ZM172 106V107H170V106ZM183 105V104H182ZM43 106V107H42ZM47 106H48V108H47ZM65 108H64V107ZM76 106V107H75ZM104 106H106V109H107V107H108V109L106 110L105 108H103ZM118 106V107H117ZM122 106V107H121ZM126 106V107H125ZM142 106H144V107H142ZM146 106V107H145ZM148 106H150V107H148ZM167 106H169L168 108H167V110H168V112H169V114H168V112H167V110H165L166 109V107ZM234 106V105H233ZM17 108V110H16V108ZM33 107V108H32ZM40 107V108H39ZM46 107V108H45ZM63 107V108H62ZM74 107V108H73ZM79 107H81L80 108V112L78 113V111H79ZM88 109H87V108ZM129 107V108H128ZM160 109H159V108ZM175 107H176V109H175ZM255 107H258L259 108V110H261L262 112L260 113L259 111H257L258 110V108H256L255 109ZM261 107V106H260ZM2 108V109H1ZM3 108H4V110L6 111H3ZM19 108V109H18ZM31 108V109H30ZM71 108V110H69ZM85 109L86 108V111L84 110V115L83 116H85L86 115V113L87 112H89V113H87L88 115H87V120L84 118V119H82V120H85V121H82L80 118H79V116H77V114H81V112H83V109ZM93 108H94V110H93ZM125 108V109H124ZM129 110H128V109ZM131 108V109H130ZM146 108V109H145ZM170 108H174V110L173 109H170ZM10 109H12L11 111H10ZM13 109L14 110H16L15 112L13 111ZM21 109H23V112H22V110ZM37 111H36V110ZM40 109V110H39ZM57 109V110H56ZM77 111H76V110ZM92 111H91V110ZM111 109H113L112 111H111ZM115 109V110H114ZM152 109V110H151ZM202 109V108H201ZM19 110V111H18ZM31 110V111H30ZM43 110H44V112H43ZM52 110H54L53 112H52ZM67 112H66V111ZM73 110V111H72ZM82 110V111H81ZM95 110H97V111H95ZM99 110V111H98ZM117 110V112H118V114H120L119 116H117V113H115V111ZM131 110V111H130ZM147 110L149 111V112H147ZM165 110V111H164ZM171 110H173V112H172V115H171V117H173L172 118V120H171V117L169 116L170 114H171ZM178 110V109H177ZM205 108H203V111H202V113L203 112H205V114H206V112L208 111V110H205ZM9 111V112H8ZM33 111V112H32ZM35 111V112H34ZM72 112V114L73 115H70L71 114V112ZM77 113H76V112ZM94 111H95V116H94ZM104 111V112H103ZM161 111V112H160ZM255 111H252V113L251 114H249L250 116H253V114L255 113ZM58 112H59V114H58ZM65 114H64V113ZM97 112V113H96ZM103 112V113H102ZM107 114H106V113ZM120 112H123V114H125V116L123 115V114H121ZM153 112V113H152ZM165 113L166 114V112H167V114H166V119H168L167 121H165V119H164V121H163V125L162 126H160V125H158V126H160L161 128H160V131H159V128H158V130H157V140L159 141H152L151 139L149 140L148 138H146V137H143L142 135L143 134H141L142 133V131L145 129V127L146 128H148L149 130H150V133H152V131L153 130H155V129H157L156 127V125H155V122H157V120H160V119H162V116H163V113ZM199 112L201 113V110H199ZM5 113V114H4ZM6 113H10V116H9V114H6ZM15 115H13V114ZM32 113V114H31ZM40 113H41V116L43 117V118H45L46 116L48 117V115H50L49 116V118H50V122H48L47 124L45 123V121L42 123V122H39L40 121V117H38L39 115H40ZM52 113V114H51ZM60 113H61V115L62 116H60ZM100 113V114H99ZM110 113H111V115H110ZM149 113L150 114H155V115H157V116H161L159 119H158V117L157 116H153L154 117V122H153V120L152 121H150V119L152 118L153 119V117H151L152 115H149ZM161 115H160V114ZM209 113V112H208ZM207 113V114H208ZM255 113V114H256ZM3 114V115H2ZM45 114H48V115H45ZM67 114V115H66ZM68 114H69V116H70V118L68 119L67 117H69L68 116ZM74 114H76V115H74ZM97 114V115H96ZM99 114V115H98ZM108 114H109V116H108ZM143 114V115H142ZM145 114H147V115H145ZM165 114H164V116H165ZM204 113L203 114H201L200 116H204L205 115ZM205 115V116H208V115ZM261 114V115H260ZM34 115V116H33ZM63 115H64V117L65 118H63ZM66 115V116H65ZM105 115V116H104ZM170 117H168V116ZM184 115H186V116H184ZM210 115V114H209ZM242 115H244V118H242L243 116ZM53 116H54V119H53ZM55 116H57L56 117V119L58 120L59 119V124H58V122H57V126H62V127H57L55 124H53V121H54V123L56 122V120H55ZM58 116H60L61 117V119H60V117L58 118ZM83 116H82V118H83ZM100 116H102V117H100ZM103 116H104V118H103ZM112 116V117H111ZM115 116H117V117H115ZM163 116V117H164ZM204 116V117H205ZM1 117V119H0V121H2L3 122V118ZM15 117V118H16ZM27 117H29V116H27ZM26 117V118H27ZM38 117V119H36ZM47 117H46V120L47 121H49L48 119H47ZM75 117H78V119L76 120L75 119ZM89 117H91L90 119H89ZM96 117L97 118V120H96V118L94 119V118ZM108 117H110V118H108ZM155 117H156V120H155ZM168 117V118H167ZM19 118V117H18ZM43 118H41V119H43ZM75 119L76 120V122L77 123H79V121H80V123L79 124H75V120H73L74 122H72V119ZM101 118V119H100ZM178 118V119H177ZM31 119V120H32ZM53 119V120H52ZM100 119V120H99ZM102 119H104V120H102ZM105 119H107V120H105ZM110 119V120H109ZM115 119V120H114ZM140 119V120H139ZM147 119V120H146ZM183 119V120H182ZM23 120V119H22ZM52 120V121H51ZM60 120H62V121H60ZM63 120L65 121L64 123H66V124H64V123H61L60 124V122H63ZM89 120V121H88ZM93 120V121H92ZM104 121V123L102 122V121ZM142 120V121H141ZM145 122H144V121ZM149 120V121H148ZM178 120V121H177ZM69 121H71V122H69ZM88 121V122H87ZM91 121V122H90ZM33 122V123H32ZM84 123V124H82V123ZM92 122H93V124H92ZM106 122V123H105ZM111 122V123H110ZM118 122V123H117ZM137 122H139L138 123V125H137ZM142 122V123H141ZM143 122H144V124H143ZM153 122V124H152V126H150L151 125V123ZM165 122V123H164ZM35 123H36V127H34V126H32V125H35ZM40 123H41V125L42 126H46V127H42V126H40ZM97 123V124H96ZM102 123H103V125L104 126H102ZM109 123V124H108ZM116 123V124H115ZM135 123V124H134ZM148 123V124H147ZM180 123V124H179ZM245 123V124H246ZM63 124V125H62ZM68 124V125H67ZM69 124H70V126H69ZM71 124H73V125H71ZM82 124V125H81ZM85 124H88L87 126L85 125ZM91 124V125H90ZM95 124V125H94ZM107 124V125H106ZM115 124V125H114ZM124 125V126H122V125ZM147 124V125H146ZM164 124H165V126H164ZM178 124V125H177ZM251 124V125H250ZM252 124H254V125H252ZM53 125L57 128H55L54 127V129L52 128L53 127ZM80 127H79V126ZM98 125V126H97ZM133 125H136V126H133ZM140 125H142V127H144V128H142ZM148 125H149V127H151V129L148 127ZM262 125V126H261ZM64 126V127H63ZM68 126V127H67ZM83 126V127H82ZM100 126H101V128H100ZM107 128H106V127ZM115 128H113V127ZM117 126V127H116ZM122 126V127H121ZM251 126V127H250ZM31 127V128H30ZM41 129H40V128ZM48 127H49V129H48ZM66 127H67V129H66ZM73 127H75L74 129L71 128ZM86 127H87V129H86ZM95 127V128H94ZM111 127V128H110ZM119 127H121V128H123V129H121V128H119ZM127 127H132V129L131 128H128L127 129ZM136 127V129H133V128H135ZM186 127V128H185ZM35 128H38V131H39V129L40 130H42V131H44V132H41V131H39L40 132V134H39V132L37 133V129L34 131L33 129H35ZM79 128V129H78ZM104 128H106L105 129V131L106 132H103L104 131ZM110 128V129H109ZM141 128V129H140ZM164 128V131L162 130ZM178 128V129H177ZM180 128V129H179ZM250 128H252V129H250ZM51 132H49L48 130ZM51 129L54 131H51ZM56 129V130H55ZM65 129H66V131L67 130H69V132L67 131V132H65ZM76 129V130H75ZM89 129V130H88ZM93 130V132H92V130ZM97 131H96V130ZM109 129V130H108ZM124 129H125V131H124ZM173 131H171V130ZM175 129V130H174ZM262 129H263V131H262ZM75 132H73V131ZM82 130H83V134H82ZM88 130V131H87ZM115 130V131H114ZM130 130H132V132L130 131ZM136 130H138V131H136ZM149 130H148V132H149ZM163 132H162V131ZM81 133H80V132ZM109 131V132H108ZM128 131V132H127ZM135 131V132H134ZM144 131H146V130H144ZM156 131V130H155ZM165 131H167L168 133H167V135H166V132ZM171 131V132H170ZM185 131V132H184ZM258 131V132H257ZM34 132H35V136H33V134H34ZM48 134H51V135H47V133ZM59 132V133H58ZM63 132H64V134H63ZM74 134H73V133ZM78 132V133H77ZM90 132V133H89ZM99 132V133H98ZM103 132V133H102ZM138 132H141L140 134H138ZM164 133V135H166V136H164L162 133ZM195 134V132L197 133L196 135H197V137H195L196 135H193L196 139H194V137L192 138V136H190L191 134ZM33 133V134H32ZM37 133V134H36ZM53 133V134H52ZM56 133V134H55ZM60 133L62 134V135H60ZM87 133V134H86ZM106 133V134H105ZM108 133H110V135H108ZM112 133V134H111ZM132 133V134H131ZM175 133V134H174ZM209 133H213V132H209ZM42 134V135H41ZM45 135V140H44V138H43V136ZM67 134V135H66ZM73 134V135H72ZM135 136H134V135ZM160 134L162 135V136H164V137H166V138H164L163 137V139H162V136H160ZM234 134L235 133H233V136H234ZM53 135V136H52ZM64 135H66V136H64ZM71 135H72V137H71ZM81 135V136H80ZM108 135V136H107ZM128 135V136H127ZM168 135H170V136H168ZM188 135L190 136L189 138H188ZM213 135V134H212ZM211 135V136H212ZM50 136H52V137H50ZM77 136V137H76ZM83 136V137H82ZM119 136V137H118ZM126 136V137H125ZM130 136V137H129ZM132 136V137H131ZM140 138H139V137ZM159 136V137H158ZM210 136V135H209ZM47 137V138H46ZM63 137V138H62ZM70 137H71V139H70ZM74 137H75V139H74ZM117 137V138H116ZM125 139H124V138ZM129 137V138H128ZM138 139H137V138ZM144 139H143V138ZM161 137V138H160ZM169 137V138H168ZM257 137V138H256ZM56 138H59V139H64V140H61V141H58V142H56V145H55V142L52 144V141L54 140V139H56ZM66 138V139H65ZM68 138V139H67ZM123 138V139H122ZM146 138V139H145ZM161 140H160V139ZM168 138V139H167ZM191 138V139H190ZM73 139V140H72ZM117 139H119V140H117ZM122 139V141H120ZM132 139V140H131ZM134 139V140H133ZM147 139H148V141H147ZM171 139V140H170ZM176 139H177V141H176ZM191 141H190V140ZM52 140V141H51ZM70 140V141H69ZM124 140H126V141H124ZM141 140H143V141H141ZM170 140V141H169ZM184 140H186L185 138H184ZM39 141L42 143H39ZM48 142V143H46V142ZM51 141V142H50ZM66 141V142H65ZM76 141V142H75ZM84 141L86 142L85 144H84ZM134 141V142H133ZM145 141V142H144ZM150 141H152L151 143V145H150ZM174 141H176V142H174ZM180 141L186 146V147H188V148H186L185 149V146H183V144H181L180 143ZM187 141V140H186ZM187 141V142H188ZM249 141V142H248ZM257 141V142H256ZM31 142V143H30ZM43 142H44V144H43ZM50 142V143H49ZM62 142V143H61ZM72 142V143H71ZM87 142H88V144H87ZM123 142H125V144L123 143ZM144 142V143H143ZM155 142V143H154ZM157 142V143H156ZM162 144H161V143ZM37 143H39V144H37ZM63 144V145H61V144ZM78 143H80V144H78ZM91 143V144H90ZM117 143V144H116ZM128 143V144H127ZM165 143V144H164ZM179 143V144H178ZM245 143V144H244ZM27 144V145H26ZM31 144V145H30ZM41 144V145H40ZM48 146H47V145ZM58 144H60V145H58ZM68 144V145H67ZM116 144V145H115ZM127 144V145H126ZM134 144V145H133ZM137 144V146H135ZM143 144H144V146H143ZM145 144H146V147H145ZM154 144V145H153ZM167 144V145H166ZM178 144V145H177ZM51 145V146H50ZM65 145H67V147L65 146ZM84 145V148L83 147H80V146H83ZM89 145V146H88ZM98 145V146H97ZM115 145V146H114ZM119 145V146H118ZM123 145H125L124 147L121 146ZM132 145V146H131ZM203 145V146H202ZM204 145L207 147H205V148H203L204 147ZM237 145H239V143H237ZM261 145V146H260ZM69 146V147H68ZM70 146H72V148L70 147ZM76 146H77V148H76ZM88 146V147H87ZM117 146V147H116ZM150 146V147H149ZM172 146V147H171ZM175 146L177 147L178 146V148H175ZM184 148H183V147ZM244 146V147H243ZM25 147V148H24ZM36 147V146H35ZM47 149H46V148ZM52 147V148H51ZM54 147V148H53ZM56 147V148H55ZM66 147V148H65ZM78 147H79V149H78ZM86 147V148H85ZM92 147H94V148H92ZM119 147V148H118ZM122 149H121V148ZM135 147V148H134ZM259 147V148H258ZM262 147V148H261ZM58 148L60 149V151H58V152H55V150L57 149L58 150ZM69 148L70 149H73L72 151L71 150H69ZM76 148V149H75ZM92 148V149H91ZM102 148V149H101ZM104 148V149H103ZM141 148V149H140ZM150 148V149H149ZM157 148V149H156ZM163 150H162V149ZM173 148V149H172ZM174 148H175V150H174ZM199 148H201L200 150H199ZM242 148V149H241ZM245 148H246V150H247V152H248V154H249V152H250V154H252V153H255V154H259V155H256L255 156V158H257V160L256 161H251V164L250 165H247L246 163V165L244 164V162H242L241 161V159L239 158L238 159V157H240V156H238L239 154H237V153H239L240 151L241 152H245V153H247L246 151H245ZM27 149V150H28ZM39 149V148H38ZM46 149V150H45ZM55 149V150H54ZM65 149V150H64ZM83 149V150H82ZM96 149L98 150L97 151V153H98V155H97V153H96ZM116 149H121V150H116ZM125 149V151H123ZM133 149V150H132ZM142 149H145L144 151L142 150ZM146 149H149V150H146ZM162 151H161V150ZM192 149H193V151H192ZM204 149V150H203ZM207 149H209V150H207ZM223 149V150H222ZM228 149H230V151L228 150ZM233 151H232V150ZM51 150L53 151V152H55V154L56 155H58V161H54L53 159H52V161L50 160V158H48V157H50L51 155H52V153L53 152H51ZM56 150V151H57ZM66 150H68L67 152H66ZM76 150H77V152H76ZM93 150H94V155H93ZM100 150V151H99ZM139 151V152H136V151ZM141 150V151H140ZM151 150H152V152H151ZM167 150V151H166ZM178 150V151H177ZM181 150V151H180ZM187 150V151H186ZM218 150L220 151V153H218ZM222 150V151H221ZM243 150V151H242ZM50 151V152H49ZM64 151L67 153H64ZM73 151H74V153H73ZM82 151V152H81ZM84 151H86V153L84 152ZM90 151V152H89ZM121 151V152H120ZM129 153H128V152ZM132 153H131V152ZM165 151V152H164ZM191 151V152H190ZM195 151V152H194ZM196 151H197V153H199V154H197L196 153ZM210 151V152H209ZM215 151V152H214ZM216 151H217V153H216ZM224 151V152H223ZM226 151H227V154H226ZM229 151V152H228ZM70 152V153H69ZM76 152V153H75ZM108 152V153H107ZM114 152V153H113ZM120 152V153H119ZM140 152H143L141 155H144V156H141L142 158H144V159H142V158H138L137 160H135V159H133V160H135V161H140V162H138L137 164L135 163V161L132 163L131 161H132V157L131 156H133V158L134 157H136L137 156V154L139 153L140 154ZM154 152V153H153ZM155 152L157 153L156 155H155ZM160 152V153H159ZM175 152H177V154L178 153H180V154H176ZM181 152H184V153H181ZM194 152V153H193ZM205 152V153H204ZM234 152V153H233ZM237 152V153H236ZM18 153H21L20 151L18 152ZM46 153H47V155H48V157H47V155H46ZM62 155H61V154ZM64 153V154H63ZM83 153V154H82ZM88 153V154H87ZM91 153V154H90ZM103 155H102V154ZM111 153H113L112 155H111ZM122 153V154H121ZM125 153V154H124ZM145 153V154H144ZM148 153H149V155H148ZM190 153V154H189ZM196 153V154H195ZM202 153V154H201ZM232 153V154H231ZM72 154V155H71ZM90 154V155H89ZM106 154H108V155H106ZM124 154V155H123ZM131 154V155H130ZM153 154V155H152ZM162 154V155H161ZM192 154V155H191ZM194 154V155H193ZM209 154V155H208ZM254 154V155H255ZM70 157H69V156ZM80 155H82V156H80ZM88 155H89V157H88ZM110 155V156H109ZM115 155V156H114ZM128 155V156H127ZM130 155V156H129ZM174 155V156H173ZM185 155V156H184ZM189 155V156H188ZM204 155V156H203ZM208 155V156H207ZM226 155V156H225ZM228 155V156H227ZM235 155V156H234ZM260 155H261V157H260ZM22 157V158H19V157ZM59 156H62V157H59ZM63 156H65V157H63ZM72 156V157H71ZM87 156V157H86ZM90 156H92V157H90ZM98 158V160H96L97 158ZM107 158H106V157ZM123 156V157H122ZM147 156V157H146ZM178 156L180 157L179 158V161H178ZM194 156V157H193ZM198 156H199V158H198ZM211 157V158H208V157ZM214 156V157H213ZM218 156H220L219 158H218ZM232 156V157H231ZM238 156V157H237ZM263 156V157H262ZM16 157H17V159H16ZM76 157H78V158H75ZM94 157H95V160L93 161V159H94ZM102 157V159H100ZM115 157H117L116 159H115ZM125 157H126V160H125ZM127 157H129V158H127ZM151 157H153V159L151 158ZM160 157V158H159ZM162 157V158H161ZM165 157V158H164ZM187 157H189V158H187ZM190 157H192L191 159H190ZM201 157V158H200ZM205 157V158H204ZM217 157V158H216ZM230 158V160L228 159V158ZM237 158V160L236 159H234V158ZM260 157V158H259ZM36 158V159H35ZM69 158L71 159V158H73V159H71L72 161L73 160H77V161H74V162H72V161H70L69 160ZM89 160H88V159ZM90 158L92 159V160H90ZM112 158V159H111ZM148 158V159H147ZM156 158V159H155ZM157 158H159V159H157ZM181 158H183V159H181ZM196 158H198V159H196ZM203 158V159H202ZM221 158V159H220ZM255 158H254V160H255ZM19 159V160H18ZM20 159H22V160H20ZM39 159V160H38ZM40 159H41V161H40ZM65 159H67V161L65 160ZM79 159H80V161H79ZM82 159V160H81ZM124 159V160H123ZM140 159H142V160H144V161H142V160H140ZM181 159V160H180ZM192 159H195V160H192ZM210 159V160H209ZM214 159V160H213ZM218 159V160H217ZM220 159V160H219ZM229 161H228V160ZM262 159V160H261ZM17 160V161H16ZM24 160H25V158H24ZM43 160V161H42ZM60 160H61V162H60ZM69 165H67V164H65V162ZM107 161V162H105V161ZM110 160V162H108ZM114 160H115V162H114ZM120 160V161H119ZM157 160V162L155 163V161ZM161 160V161H160ZM187 160V161H186ZM190 160V161H189ZM192 160V161H191ZM202 160H204V161H202ZM240 160V161H239ZM252 160V159H251ZM14 161V162H13ZM50 161H51V163H50ZM53 161H54V164L56 165V167H57V169H55V166L53 167ZM69 161V162H68ZM85 161L87 162L88 161V163L89 164H87V163H85ZM92 161H93V163H92ZM117 161H118V163L120 162L121 164L123 163V165H122V167H120L121 166V164H117ZM126 161V162H125ZM130 161L131 162V164H130V162L128 163V162ZM154 161V162H153ZM160 161V162H159ZM164 161V162H163ZM181 161V162H180ZM195 161V162H194ZM211 161H213V162H211ZM216 161V162H215ZM233 161V162H232ZM234 161H235V163H234ZM37 162V163H36ZM79 162H82V163H79ZM98 163V165H97V163ZM102 162H103V164H102ZM142 162V163H141ZM226 162V163H225ZM252 162H254V163H252ZM21 163V164H20ZM32 165H31V164ZM45 163H47V164H45ZM50 163V164H49ZM72 165H71V164ZM73 163L75 164V165H73ZM79 163V164H78ZM109 163H110V165H109ZM115 163H116V165H115ZM136 164V166H134L135 164ZM141 163V164H140ZM150 163V164H149ZM154 163V164H153ZM162 165H161V164ZM167 163V164H166ZM169 163V164H168ZM183 163V164H182ZM218 163V164H217ZM233 163V164H232ZM17 164V165H16ZM24 164V165H25ZM36 164V165H35ZM41 165V167H40V165ZM76 164H78V165H76ZM82 164V165H81ZM85 164V165H84ZM87 164V165H86ZM95 165V168H94V165ZM128 164V165H127ZM148 164V165H147ZM158 164V165H157ZM160 164V165H159ZM174 164V165H173ZM180 164H182V165H180ZM185 164V165H184ZM214 164V165H213ZM220 164H222V165H220ZM239 164V165H238ZM243 164V165H242ZM258 164V165H257ZM39 165V166H38ZM45 165V166H44ZM48 165H49V167H48ZM52 165V166H51ZM58 165V166H57ZM66 165V166H65ZM91 165V166H90ZM100 165V166H99ZM104 165V166H103ZM113 165V166H112ZM120 167H118V166ZM125 165H127V166H125ZM142 165V166H141ZM145 165V166H144ZM167 165V166H166ZM169 165H170V167H169ZM173 165V166H172ZM184 165V166H183ZM228 165V166H227ZM232 167H231V166ZM35 166H37V167H35ZM44 168H43V167ZM60 166V167H59ZM63 166H65V167H63ZM73 166V167H72ZM81 166V167H80ZM97 166H99V167H97ZM110 166V168H108L109 169V171H110V173H109V171H108V169H106L107 167H109ZM137 166H139V167H137ZM149 166V167H148ZM152 166V167H151ZM184 168H182V167ZM224 166H227V167H224ZM237 168H236V167ZM48 167V168H47ZM63 167V168H62ZM82 167L85 169V170H83L82 169ZM88 167V168H87ZM91 167H93V168H91ZM97 167V168H96ZM102 167V168H101ZM116 167H117V169H116ZM128 167V168H127ZM132 167H133V169H132ZM135 167H137V168H135ZM155 169H154V168ZM159 167V168H158ZM172 167H174V168H172ZM175 167H177V169L175 168ZM220 167V168H219ZM251 167V168H250ZM252 167H254V169H252ZM41 168V169H40ZM50 168H51V170H50ZM66 168V169H65ZM70 168V169H69ZM81 169V171H79L80 169ZM100 170H99V169ZM113 168H115V169H113ZM125 168V169H124ZM130 168V169H129ZM134 168L136 169V171L134 170ZM142 168V169H141ZM150 168V169H149ZM164 168H166V169H168V170H166V169H164ZM181 168V169H180ZM222 168H223V171H225L226 169L228 170V169H230V170H228V172H232L231 174L233 175L234 173L233 172H235L236 174H238V175H236L237 177H235V178H238V180L237 181H240V183L238 184V185H241L240 187H241V191L239 190H235V188H232L231 190L230 189H228L229 187H228V185H229V183H228V180L227 179H224V177L225 176H223V174L224 173H226V174H228L226 171L225 172H223L222 171ZM259 168V169H258ZM18 169V168H17ZM34 169V170H33ZM47 170V171H44V170ZM68 171V169H69V171L67 172L66 171V173H64L65 171ZM88 169V170H87ZM90 169V170H89ZM93 169L96 171V173H94L95 171H93ZM96 169H98V170H96ZM133 170V172H132V170ZM169 169H171V170H169ZM173 169V170H172ZM179 169H180V171H179ZM240 169V170H239ZM242 169H243V171L246 173V174H243L242 175ZM256 169V170H255ZM40 170H41V172H40ZM53 170V171H52ZM55 170V171H54ZM56 170H58V172L56 171ZM105 172H104V171ZM130 170V171H129ZM143 170V171H142ZM146 170H147V172H148V174H147V172H146ZM150 170V171H149ZM161 170H163V171H161ZM189 170V171H188ZM250 170V171H249ZM29 171V172H30ZM37 171V172H36ZM51 171V172H50ZM59 171H61V172H59ZM73 171V172H72ZM79 171V172H78ZM83 171V172H82ZM93 172V174L91 173V172ZM99 171H101L102 173L101 174H99L100 172ZM116 171V172H115ZM117 171H122L123 172V174H121L122 172H117ZM172 171V172H171ZM175 171H177V173L175 172ZM1 172V171H0ZM45 172H47V173H49V174H47V173H45ZM53 172V173H52ZM82 172V173H81ZM88 172H89V174H88ZM136 172H138V173H136ZM142 174H140V173ZM174 172V173H173ZM221 172V173H220ZM238 172V173H237ZM43 173V174H42ZM52 173V174H51ZM60 173H62V174H60ZM68 173V174H67ZM70 173H71V175H70ZM74 173V174H73ZM85 175H84V174ZM108 173V174H107ZM112 173H113V175H112ZM129 173V174H128ZM133 173V175L131 176V174ZM154 173V174H153ZM159 173V174H158ZM167 173V174H166ZM171 173V174H170ZM172 173L174 174V175H172ZM195 173V174H194ZM241 173V174H240ZM248 173H250L249 175H248ZM3 173L1 172L0 173V179H4L6 176H5V174H3ZM24 174V175H23ZM40 174V175H39ZM57 174V175H56ZM59 174V175H58ZM79 174L81 175V176H79ZM83 174V175H82ZM91 174V175H90ZM97 174V175H96ZM115 174V175H114ZM117 174H119L118 176H117ZM138 174V175H137ZM221 175V176H219V175ZM225 174V175H226ZM50 175H52V176H50ZM69 177H68V176ZM92 175H94V176H92ZM110 175V176H109ZM121 175V176H120ZM125 175H127V176H125ZM149 175V176H148ZM171 177H170V176ZM195 177H194V176ZM252 175V176H251ZM262 175V176H261ZM38 176V177H37ZM40 176H41V179H39L40 178ZM46 176V177H45ZM49 176V177H48ZM85 176V177H84ZM92 176V177H91ZM98 176V177H97ZM103 176V177H102ZM108 176V177H107ZM113 176V177H112ZM138 176V177H137ZM142 176V177H141ZM143 176L145 177V178H143ZM157 176V177H156ZM174 176V177H173ZM176 176H178L177 177V179H179V180H177L176 179ZM223 176V177H222ZM240 176V177H239ZM255 176V177H254ZM258 176V177H257ZM22 177V178H21ZM25 177H27V178H25ZM51 177V178H50ZM53 177V178H52ZM64 177H67V178H65L64 179ZM75 177H77V178H75ZM100 177H102L101 179H100ZM129 177H131L132 179H130ZM168 177V178H167ZM180 177V178H179ZM191 179H190V178ZM193 177V178H192ZM218 177V178H217ZM252 177V178H251ZM15 178V179H14ZM17 178L19 179V180H17ZM23 179V180H21V179ZM29 178H31L30 180H32V181H30V180H28ZM47 178H50V180L49 179H47ZM54 178H56L55 180H54ZM58 178H60L59 180L60 181H58ZM82 178V179H81ZM91 178V179H90ZM106 178V179H105ZM109 178H110V180H109ZM111 178H113V179H111ZM119 180H118V179ZM120 178H122V179H120ZM126 178V179H125ZM127 178H129V179H127ZM134 178V179H133ZM149 178V179H148ZM155 178V179H154ZM170 178H172V181H170L171 179ZM222 178V179H221ZM240 178V179H239ZM242 178H244V179H242ZM261 178H263V179H261ZM7 179V180H8ZM36 179V180H35ZM62 179V180H61ZM79 179V180H78ZM95 179V180H94ZM103 179H105V180H103ZM147 179V180H146ZM152 179V180H151ZM187 179V180H186ZM196 179V180H195ZM217 179H219V180H217ZM256 179V180H255ZM258 179V180H257ZM260 179V180H259ZM16 182L17 181V183H14V181ZM25 180V181H24ZM49 180V181H48ZM53 180H54V182H53ZM78 180V181H77ZM85 180V181H84ZM88 182H87V181ZM90 180V181H89ZM91 180H92V182H91ZM97 180V181H96ZM116 181L117 180V182H115V184H114V181ZM123 180V181H122ZM149 180V181H148ZM175 182H177V183H175ZM177 180V181H176ZM185 180V181H184ZM227 182H226V181ZM39 181V182H38ZM56 181H57V183H56ZM120 181V182H119ZM141 181H143V182H141ZM147 181V182H146ZM223 181V182H222ZM251 181V182H250ZM7 182V181H6ZM21 182V183H20ZM29 182H30V184H32V188L30 187L31 185L29 184ZM34 182V183H33ZM46 182H47V185H46ZM51 184H50V183ZM60 182H61V184H60ZM66 182V183H69V184H64V183ZM73 182V183H72ZM78 184H82V183H88L87 184V188L89 187V189H91V190H88L87 192L86 191H82L81 190V186L80 185H78ZM79 182H82V183H79ZM93 182H94V184H93ZM103 184H102V183ZM118 182L120 183L119 185L121 186H119L118 187ZM127 182V183H126ZM128 182H130V184L128 183ZM132 182V183H131ZM145 182V183H144ZM149 182V183H148ZM171 182H172V184H171ZM221 182V183H220ZM260 182V183H259ZM0 183H2V181L0 182ZM23 183V184H22ZM25 183H27L26 185H25ZM37 185H36V184ZM40 183V184H39ZM49 183V184H48ZM71 183V184H70ZM125 183V184H124ZM175 183V184H174ZM226 183V184H225ZM228 183V184H227ZM242 183V184H241ZM16 186H14V185ZM19 184V185H18ZM44 184V185H43ZM52 184H54V185H52ZM58 185V186H56V185ZM60 184V185H59ZM75 184V185H74ZM90 184H92V185H90ZM95 184H97V185H95ZM101 186H100V185ZM128 184V186H126ZM132 184V185H131ZM140 184H142V185H140ZM182 184V185H181ZM192 184V185H191ZM221 184H225L224 185V187L226 188V189H228V190H226L224 187H222V185ZM251 184V185H250ZM255 184V185H254ZM261 186H260V185ZM263 184V185H262ZM1 185V184H0ZM14 187H13V186ZM21 185H23V187L21 186ZM30 185V186H29ZM34 185V186H33ZM39 185V186H38ZM42 185H43V187H42ZM50 185V186H49ZM52 185V186H51ZM66 185V186H65ZM71 185V186H70ZM78 185V186H77ZM103 185H106V186H103ZM117 185V186H116ZM126 187H125V186ZM171 185V186H170ZM179 185H181V186H179ZM186 185V186H185ZM189 185V186H188ZM190 185H191V189H190ZM227 185V186H226ZM251 187H249V186ZM7 186H9L10 187V189H9V187H8V191H6L5 190V188L4 187H7ZM18 186V187H17ZM45 186H47V188H45ZM62 186H64V188L62 187ZM72 186H74L75 188H73ZM76 186H77V188H76ZM94 186V187H93ZM107 186H109V187H107ZM116 186V187H115ZM138 186V187H137ZM167 186V187H166ZM172 188L173 186V188L171 189L170 187ZM184 186H185V188H184ZM188 186V187H187ZM242 186H244V187H242ZM260 188H259V187ZM14 189H13V188ZM23 189H22V188ZM42 187V188H41ZM51 187V188H50ZM56 187H58V189H56ZM68 187V188H67ZM69 187H71L72 188V190H71V188H69ZM99 187H101V188H99ZM112 187V188H111ZM124 189H123V188ZM130 187V188H129ZM166 187V188H165ZM180 187H182V188H180ZM195 189H194V188ZM4 188V189H3ZM17 190H16V189ZM30 188L32 189V190H30ZM40 190H39V189ZM43 188H44V190H43ZM62 188V189H61ZM79 188V189H78ZM93 188H98V189H94L93 190ZM107 188H109V189H107ZM117 189V191L115 190L114 191V189ZM119 188H120V190H119ZM132 188V189H131ZM165 188V190H163ZM176 188V189H175ZM200 188H202V189H200ZM13 189V193H11V190ZM24 189H26V190H24ZM34 189V190H33ZM37 189V190H36ZM42 189V190H41ZM49 189V190H48ZM55 189V190H54ZM66 189V190H65ZM73 189H75L76 191H74ZM99 189H101V190H99ZM102 189H105L104 191L102 190ZM137 189V190H136ZM168 189H169V191H168ZM180 189V190H179ZM189 191H188V190ZM217 189V190H216ZM223 191H222V190ZM233 189H234V191L235 192H233ZM249 189V190H248ZM3 190V191H2ZM5 190V191H4ZM10 190V191H9ZM14 190H16V191H14ZM24 190V191H23ZM51 190V191H50ZM62 190V191H61ZM78 190V191H77ZM80 190V191H79ZM93 190V191H92ZM98 190H99V192H98ZM113 190V191H112ZM129 190V191H128ZM143 190H145V191H143ZM154 190V191H153ZM159 190V191H158ZM175 190H179L178 192L177 191H174ZM183 190V191H182ZM187 190V191H186ZM203 190V191H202ZM226 190V191H225ZM18 191V192H17ZM27 191V192H26ZM34 191V192H33ZM36 191V192H35ZM38 191V192H37ZM43 191V192H42ZM46 191V192H45ZM50 191V193H51V195H50V193H49V195H47L48 194V192ZM56 191V192H55ZM65 191H66V193H65ZM67 191H69V192H67ZM95 191H97L96 193H95ZM101 191H103V194H101L102 192ZM108 191V192H107ZM124 191V192H123ZM125 191H126V193H125ZM131 191V192H130ZM133 191V192H132ZM140 191L142 192L141 194H140ZM157 191V192H156ZM161 191H162V193H161ZM165 191V192H164ZM172 191V192H171ZM181 191V192H180ZM192 191H194V192H192ZM198 191V192H197ZM199 191H201V194H200V198L198 197V196H196L198 193H200ZM215 191V192H214ZM221 191V192H220ZM229 192L230 193V196H231V198L228 196L229 195V193L227 194L226 192ZM6 192H8V193H6ZM17 192V193H16ZM20 192H22V193H20ZM26 192V193H25ZM31 192V193H30ZM40 192V193H39ZM72 192V193H71ZM75 192V193H74ZM90 192V193H89ZM101 192V193H100ZM112 192V193H111ZM115 192H117L116 194H114ZM151 194H150V193ZM158 192H159V194H158ZM174 192V193H173ZM206 192V193H205ZM223 192V193H222ZM232 192H233V196L231 195L232 194ZM245 192V193H244ZM260 192V193H259ZM35 193H37V194H35ZM47 193V194H46ZM57 193L58 194H60L61 195V197L59 198V195H57ZM64 193V194H63ZM106 193V194H105ZM124 195H123V194ZM132 193H134V194H132L133 196H131V194ZM153 193V194H152ZM167 193V194H166ZM177 193V194H176ZM186 193H187V195H186ZM191 193H197L196 195H193V196H196L195 198H190L191 196H192V194ZM210 193H212L211 195H209ZM215 193V194H214ZM222 193V194H221ZM239 193V194H238ZM242 193V194H241ZM9 194V195H8ZM11 194H13V195H11ZM17 194V195H16ZM19 194V195H18ZM23 194V195H22ZM25 194H27V195H25ZM41 194H42V196H41ZM43 194H45V195H47V198H46V196L45 195H43ZM70 194H72V195H70ZM92 194V199H90L91 198V195ZM95 194H97L96 196H95ZM112 194V195H111ZM114 194V195H113ZM147 194H149V195H147ZM176 194V195H175ZM184 194V195H183ZM188 194H190V196L188 195ZM204 196H203V195ZM221 194V195H220ZM237 194V196H235ZM3 195H6V196H4V197H2ZM17 197H16V196ZM23 197H22V196ZM37 195V196H36ZM39 195V196H38ZM69 195V196H68ZM76 195V196H75ZM99 195V199L97 198V196ZM103 195V196H102ZM128 197H127V196ZM137 195V196H136ZM142 195V196H141ZM170 195H173V197L171 196V197H169ZM175 195V196H174ZM183 197H182V196ZM212 195H215V196H212ZM220 195V196H219ZM261 195V196H260ZM10 196V197H9ZM12 196V197H11ZM20 196V197H19ZM32 196H34V197H32ZM36 196V197H35ZM52 196H53V199H52ZM68 196V197H67ZM72 196V197H71ZM94 196H95V198H94ZM105 196V197H104ZM107 196H108V198H107ZM115 196V197H114ZM178 196V197H177ZM188 196V201H187V199L186 200H184L186 197ZM205 196H209V197H205ZM243 196V197H242ZM251 196V197H250ZM255 196V197H254ZM6 197V199L4 200V198ZM9 197V198H8ZM14 197V198H13ZM19 197V198H18ZM31 197H32V200H31ZM50 199H49V198ZM58 197V198H57ZM64 197V198H63ZM67 197V198H66ZM78 197H79V199H81V200H79L78 199ZM89 197V198H88ZM113 197V198H112ZM120 197V198H119ZM124 197V199L126 200V202L124 201V199H122ZM126 197V198H125ZM133 199H132V198ZM136 197V198H135ZM145 197H147V199L145 198ZM168 197H169V199H168ZM177 197V198H176ZM201 197H202V199H201ZM238 197V198H237ZM247 198V200H246V198ZM261 197V198H260ZM263 197V198H262ZM30 198V199H29ZM39 198H40V200H39ZM41 198H43V199H41ZM74 198H77V201H76V199H74ZM97 198V201L95 200V202H93L94 201V199H96ZM102 198V199H101ZM115 198H116V200H118L119 201V203H118V201H115ZM119 198V199H118ZM127 198H129V199H127ZM179 198H181V199H179ZM204 198V199H203ZM209 198H211L210 200H208ZM214 198V199H213ZM224 198V199H223ZM227 198H228V200H227ZM230 198V199H229ZM242 198H245V200L244 199H242ZM7 199H10L9 201L7 200ZM14 199H16V200H14ZM21 199H23L22 201H21ZM24 199H26V200H24ZM29 199V200H28ZM35 199V200H34ZM39 201H38V200ZM60 199V200H59ZM73 199V200H72ZM105 199V200H104ZM146 199V200H145ZM164 199V200H163ZM172 199V200H171ZM190 199H193L192 201L190 200ZM199 199V200H198ZM217 199V200H216ZM221 199V200H220ZM234 199V200H233ZM235 199H236V202H235ZM241 199V200H240ZM255 199V200H254ZM33 200H34V202H33ZM66 200H67V202H66ZM71 200V201H70ZM84 200V201H83ZM91 200V201H90ZM114 200V201H113ZM130 200H132V201H130ZM145 200V201H144ZM149 202H148V201ZM184 200V201H183ZM226 200V201H225ZM230 200V201H229ZM233 200V201H232ZM10 201H12V202H10ZM19 203H18V202ZM40 201H42V206H40L41 205V202ZM48 201V204L46 203ZM62 201H65V204H64V202H62ZM73 201V202H72ZM75 201V202H74ZM86 201H88L87 203H85ZM102 201V202H101ZM110 203H109V202ZM138 201H139V203H138ZM173 201V202H172ZM177 203H176V202ZM208 201V202H207ZM216 201H218L219 203H215L214 204V202H216ZM229 202V205H228V202ZM261 201V202H260ZM5 202V203H4ZM14 202V203H13ZM24 202V203H23ZM27 202H29V203H27ZM53 202V203H52ZM55 202V203H54ZM58 202V203H57ZM60 202V203H59ZM72 202V203H71ZM77 202V203H76ZM91 202V203H90ZM99 202V203H98ZM114 202V203H113ZM125 202V203H124ZM147 202V206L145 205L144 206V204ZM155 203V205H153L154 203ZM163 202L166 204H163ZM188 202H189V204H190V207L192 208H190L189 207V204H188ZM201 202V203H200ZM203 202V203H202ZM206 204H205V203ZM232 202V203H231ZM233 202H234V204H233ZM247 202V203H246ZM260 202V203H259ZM11 204V206H10V204ZM27 203V204H26ZM40 203V204H39ZM46 203V204H45ZM75 205H74V204ZM80 203V204H79ZM83 203V204H82ZM103 203V204H102ZM131 203H132V205H131ZM133 203H135V204H133ZM144 203V204H143ZM149 203V204H148ZM159 203H161L162 204V206H161V204H159ZM194 203V204H193ZM196 203H199V204H196ZM236 203V204H235ZM242 205H241V204ZM4 204V205H3ZM10 206H8V205ZM18 204V205H17ZM21 204V205H20ZM30 204H32V205H30ZM35 204V205H34ZM51 204V205H50ZM55 204V205H54ZM68 204V205H67ZM71 206H70V205ZM88 204H90V205H88ZM91 204L94 206L93 208H92V206H91ZM121 204H123V205H121ZM129 204V205H128ZM142 204V205H141ZM167 204H169V205H167ZM172 204V205H171ZM183 204H185V205H183ZM207 204H210V205H207ZM213 204V205H212ZM219 204V205H218ZM225 204V205H224ZM232 204V205H231ZM245 204V205H244ZM248 204H250V205H248ZM257 204V205H256ZM2 205V206H1ZM14 205V206H13ZM25 207H24V206ZM34 205V206H33ZM53 205V206H52ZM85 205V206H84ZM98 205V206H97ZM100 205V206H99ZM105 205V206H104ZM121 205V206H120ZM126 205V206H125ZM133 205H134V207H133ZM149 205V206H148ZM151 205H152V207H151ZM158 205V206H157ZM179 205H181V207H179ZM195 205V206H194ZM197 205V206H196ZM198 205H199V207H198ZM201 205V206H200ZM212 205V206H211ZM227 205V206H226ZM239 205V206H238ZM247 205V206H246ZM260 205V206H259ZM3 206H5V208H7V209H5ZM8 206V207H7ZM30 206V207H29ZM49 206H51L50 208H49ZM65 206V209L63 208ZM74 206V207H73ZM78 206V207H77ZM79 206H80V208H79ZM87 206V207H86ZM104 206V207H103ZM118 208H117V207ZM124 206V207H123ZM140 206V207H139ZM160 206L162 207V209L160 208ZM172 208H171V207ZM177 206V207H176ZM185 206V207H184ZM206 206H208V207H206ZM229 206V207H228ZM232 206V207H231ZM234 206H235V208H234ZM244 206V207H243ZM251 206V207H250ZM22 207V209H20ZM26 207H27V209H26ZM32 207H33V209H32ZM35 207V208H34ZM39 207V208H38ZM56 207H57V209H56ZM60 207V208H59ZM77 209H76V208ZM82 207V208H81ZM89 207H91V208H89ZM95 207H97V209L95 208ZM109 207V208H108ZM119 207H120V209H122V207H123V209L122 210H120L119 209ZM126 207V208H125ZM147 207H148V209H147ZM150 207V208H149ZM158 207L160 208V209H158ZM177 209H176V208ZM187 207V208H186ZM205 207V208H204ZM211 207V208H210ZM221 207V208H220ZM225 207H228L227 209L225 208ZM231 207V208H230ZM263 207V208H262ZM11 208V209H10ZM16 208V210H14ZM36 208H38V209H36ZM40 208H41V210H40ZM48 208V209H47ZM63 208V209H62ZM67 208V209H66ZM70 208V209H69ZM72 208L74 209V210H72ZM87 208V209H86ZM95 208V209H94ZM105 208H106V210H105ZM113 208V209H112ZM128 208V209H127ZM136 208V209H135ZM139 208H140V210H139ZM144 208H146V209H144ZM155 208V209H154ZM165 208V209H164ZM203 208V209H202ZM210 208V209H209ZM215 208V209H214ZM224 208V209H223ZM238 208V209H237ZM251 208V209H250ZM4 209V210H3ZM8 209H9V212H8ZM45 209H47V210H45ZM50 209V210H49ZM53 209H55L54 210V212H51V211H53ZM69 209V210H68ZM85 209H86V211H85ZM100 209L102 210V211H100ZM142 209V210H141ZM153 209V210H152ZM168 209V210H167ZM171 209H173V210H171ZM181 209V210H180ZM188 209V210H187ZM213 209V210H212ZM217 209H218V211H217ZM231 209L234 211L233 213H232V211H231ZM236 209V210H235ZM240 209V210H239ZM243 211H242V210ZM13 210V211H12ZM21 211L20 212V214L19 213H17V211ZM27 210H28V212H31L30 214L27 212ZM31 210V211H30ZM34 210L36 211V212H34ZM42 211V213H40V211ZM45 210V211H44ZM67 210V211H66ZM78 210H79V212H78ZM93 211V213H90V212H92ZM96 210H98V211H96ZM112 212H111V211ZM117 210V211H116ZM120 210V211H119ZM129 210H131V211H129ZM151 210V211H150ZM158 212H156V211ZM163 211V213H162V211ZM166 210V211H165ZM179 210V211H178ZM182 210H185V211H182ZM187 210V211H186ZM192 210H194V211H192ZM206 210V211H205ZM210 210V213L208 212L207 213V211H209ZM220 210H222V211H220ZM226 210V211H225ZM227 210H229V211H227ZM260 210V211H259ZM13 213V215H12V213ZM18 211V212H19ZM24 211V212H23ZM26 211V212H25ZM44 211V212H43ZM49 211V212H48ZM58 211V212H57ZM62 211V212H61ZM87 211H88V213H87ZM104 211V212H103ZM113 211H114V213H113ZM124 211V212H123ZM146 212V214L144 213V212ZM148 211V212H147ZM153 211V212H152ZM154 211H155V213H154ZM189 211H190V214H188L189 213ZM203 211V212H202ZM205 211V212H204ZM239 213H237V212ZM244 211H246V212H244ZM252 211V212H251ZM256 211V212H255ZM259 211V212H258ZM6 214H5V213ZM8 212V213H7ZM23 212V213H22ZM48 212V213H47ZM60 212V213H59ZM67 212V213H66ZM82 212H84L83 214H82ZM100 212V213H99ZM103 212V213H102ZM108 212H110L109 214H108V216H107V213ZM115 212H116V214H115ZM122 212V213H121ZM127 212V213H126ZM128 212H130V213H128ZM131 212H134V213H131ZM140 212V213H139ZM150 212H151V214H150ZM170 213V214H168V213ZM177 212H178V214H177ZM182 212V213H181ZM186 212H187V214H186ZM197 213V214H195L194 215V213ZM216 214H215V213ZM220 212V213H219ZM226 212H228L227 213V215L225 214ZM230 212V213H229ZM2 213V214H1ZM5 214V216H4V214ZM27 213V214H26ZM35 213V214H34ZM39 214L38 216H36L37 214ZM45 213V214H44ZM49 213L51 214V215H49ZM53 213V214H52ZM55 213V214H54ZM64 215V217H62L63 215ZM71 213V214H70ZM106 214V216H104L105 214ZM114 215V216H112V214ZM124 213H125V215H124ZM136 213V215L139 213V215L140 214H142V215H138V216H136L135 215V217H134V214ZM147 213H148V215H151V216H149L148 217V215H147ZM154 213V214H153ZM162 213V215H160ZM199 213V214H198ZM219 213V214H218ZM225 215H224V214ZM245 215H244V214ZM248 213V214H247ZM255 213V214H254ZM18 214V215H17ZM26 216V220L24 219V215ZM33 214H34V216H33ZM42 214V216L41 217H39L40 215ZM47 214V215H46ZM69 214V215H68ZM75 214V215H74ZM77 214V215H76ZM85 214V215H84ZM92 214V215H91ZM100 214V215H99ZM118 214V215H117ZM128 214H129V216H128ZM145 214V215H144ZM161 216H159V215ZM184 214H185V216H184ZM215 214V216H213ZM220 214H223V215H220ZM230 214V215H229ZM233 214V215H232ZM236 216H235V215ZM243 214V215H242ZM6 215H7V217H6ZM15 215V216H14ZM28 215V216H27ZM58 215H60V216H58ZM68 215V216H67ZM76 216L75 218H78V219H75V220H73V218L74 217H72V216ZM79 215V216H78ZM89 215H91V216H89ZM97 215V216H96ZM122 215H124L126 218H124V216L122 217ZM145 217H144V216ZM156 215V216H155ZM164 215V216H163ZM181 215V216H180ZM189 215H191V216H189ZM201 215V216H200ZM210 217H209V216ZM218 215H219V217H218ZM251 215V216H250ZM10 216V217H9ZM20 216V217H19ZM65 216H66V219L67 220H69L68 221V223H66V219H65ZM70 216H71V218H70ZM85 216V217H84ZM100 216V217H99ZM103 216H104V218H103ZM187 216H188V218H187ZM194 216V217H193ZM211 216H212V218H211ZM224 216L226 217V218H224ZM247 216V217H246ZM18 217V218H17ZM44 217V218H43ZM57 217V218H56ZM61 217V218H60ZM69 217V218H68ZM88 217V218H87ZM95 217V218H94ZM106 217H107V219H106ZM111 217V218H110ZM115 219H114V218ZM119 217V218H118ZM122 217V218H121ZM128 217V218H127ZM139 217H141V218H139ZM146 217H148V220H145V218ZM152 217V218H151ZM157 219H156V218ZM164 217V218H163ZM181 217V218H180ZM196 217V218H195ZM199 217V218H198ZM214 217V218H213ZM222 217H223V219H222ZM4 218V219H3ZM15 218H17L16 220H15ZM31 218H33V220H31ZM40 218H42V219H40ZM56 218V220H54ZM63 218V219H62ZM81 218V219H80ZM82 218H84V219H82ZM109 218V219H108ZM130 218H132L131 220H130ZM138 220V221H136V219ZM143 218V219H142ZM180 218V219H179ZM184 218H185V220H184ZM206 219V221H203V219ZM209 218V219H208ZM217 218H218V220H217ZM228 218V219H227ZM240 218H242V219H240ZM248 218V219H247ZM256 218V219H255ZM6 219V220H5ZM11 219H12V221H11ZM21 219V220H20ZM35 219H37V220H35ZM39 219V220H38ZM47 219V220H46ZM50 219V220H49ZM62 219V220H61ZM86 219V220H85ZM93 219V220H92ZM95 219V220H94ZM101 219V220H100ZM106 219V220H105ZM111 219V220H110ZM122 219V220H121ZM147 219V218H146ZM154 219H155V221H154ZM180 221H179V220ZM188 220V222H187V220ZM190 219H192V222H191V220ZM198 219V220H197ZM200 219V220H199ZM202 219V220H201ZM204 219V220H205ZM235 219V220H234ZM236 219H238V220H236ZM240 219V220H239ZM244 219V220H243ZM247 219V220H246ZM251 219H254V220H251ZM43 220V221H42ZM44 220L46 221V222H44ZM52 220V221H51ZM53 220H54V222H56V223H54L53 222ZM57 220H59V223H58V221ZM72 220V221H71ZM80 220V221H79ZM92 221L91 223L90 222H88V221ZM99 220V221H98ZM109 220V221H108ZM118 220V221H117ZM125 220V221H124ZM141 220H144V222L143 221H141ZM152 222H151V221ZM177 220V221H176ZM195 220V222H193ZM217 220V222L218 221H220V222H218V223H216L215 224V221ZM222 220V221H221ZM224 220H225V223H224ZM232 220V221H231ZM5 221V222H4ZM8 221V222H7ZM13 221H15V222H13ZM16 221H18V222H16ZM29 221V222H28ZM36 221V222H35ZM37 221L39 222V223H37ZM41 221V222H40ZM49 221V223H47ZM98 222V225H97V223L96 222ZM117 221V222H116ZM146 221V222H145ZM187 222V223H185V222ZM197 221V222H196ZM203 221V222H202ZM211 221V222H210ZM229 221H230V223H229ZM236 223H235V222ZM248 221V222H247ZM3 222V223H2ZM24 222H26L25 224H24ZM31 222V223H30ZM35 222V223H34ZM43 222V223H42ZM73 222V223H72ZM87 222V223H86ZM110 222V223H109ZM114 222H115V225H114ZM120 222V223H119ZM126 222V223H125ZM139 222V223H138ZM141 222H142V225H140L141 224ZM148 222H150V223H148ZM176 222V223H175ZM180 222V223H179ZM187 225H185L184 223ZM208 222V223H207ZM228 222V223H227ZM256 222V223H255ZM5 223V224H4ZM12 223V224H11ZM14 223V224H13ZM23 223V224H22ZM32 223H33V225H32ZM37 223V224H36ZM40 223H41V225H40ZM50 223H51V226L52 227H50ZM57 223H58V226H57ZM65 223V224H64ZM69 223H70V225H69ZM79 223V224H78ZM94 223V224H93ZM101 223V224H100ZM116 223H118V225L120 224V226H118V225H116ZM124 223H125V225L126 224H128V225H126V226H124ZM144 223V224H143ZM168 223V224H167ZM199 223V224H198ZM203 223V225H201ZM206 223V224H205ZM219 223H221V224H219ZM222 223H223V226H222ZM238 223V224H237ZM244 223V224H243ZM1 224H2V226H1ZM18 226H16V225ZM31 224V225H30ZM46 226H45V225ZM52 224H55V225H52ZM73 224V225H72ZM76 224H78L77 225V227H76ZM85 224V225H84ZM88 224V225H87ZM102 224L104 225V226H102ZM110 224V225H109ZM113 224V225H112ZM123 224V225H122ZM136 224V225H135ZM151 224V225H150ZM160 224V225H159ZM163 224V225H162ZM172 224V225H171ZM179 224V225H178ZM181 224H184V226L183 225H181ZM192 224V225H191ZM194 224V225H193ZM196 224V225H195ZM204 224H205V226H204ZM211 224V225H210ZM247 224V225H246ZM7 225H9V226H7ZM11 225H15L16 227H17V229H16V227H15V229H14V227L12 226L11 227ZM23 225V226H22ZM26 225V226H25ZM28 225V226H27ZM48 225V226H47ZM59 225H61V227L62 228H60L62 231L60 232V229H59ZM69 225V226H68ZM72 225V227H70ZM80 225V226H79ZM84 225V226H83ZM93 225V226H92ZM153 225V226H152ZM156 227H155V226ZM162 225V226H161ZM201 225V226H200ZM212 225H214L215 227H213ZM226 225H228V226H226ZM234 227H233V226ZM255 225V226H254ZM22 226V227H21ZM37 228H36V227ZM65 226V227H64ZM105 226H107L106 228H105ZM121 226H122V229H121ZM128 226H129V228H128ZM133 226V227H132ZM136 226V227H135ZM144 226V229L147 227V229L145 230V231H143L144 229H142V227ZM175 226V227H174ZM177 226H179L180 227V229L181 228H183L182 230H180ZM188 226H191V227H188ZM200 226V227H199ZM203 226V227H202ZM209 226H211V227H209ZM4 227V228H3ZM30 227H32L31 228V230H29L30 229ZM34 227V228H33ZM51 228V229H48V228ZM79 227H81V228H79ZM85 227H86V231H85ZM93 227L95 228V231H94V229H93ZM96 227H98V228H96ZM101 227H102V229H101ZM109 227V228H108ZM111 227V228H110ZM126 227V228H125ZM163 229H162V228ZM166 227H168L169 228V230H168V228H166ZM188 227V228H187ZM202 227V228H201ZM206 227V229H204ZM207 227H208V229H207ZM231 227V228H230ZM232 227H233V229H232ZM237 227H238V229H237ZM249 227H250V229H249ZM256 229H255V228ZM9 228H11V229H9ZM21 228V229H20ZM27 228V229H26ZM29 228V229H28ZM42 228V229H41ZM48 230H47V229ZM66 228H67V230H66ZM73 228V229H72ZM87 228H89V231L87 230ZM90 228H91V230H90ZM118 228H120V229H118ZM125 228V229H124ZM134 230H133V229ZM191 228H193V229H191ZM195 228V229H194ZM249 229V230H247V229ZM252 228V229H251ZM26 229V230H25ZM37 229H39V230H37ZM58 231H57V230ZM103 229H105V230H103ZM115 229V230H114ZM149 229H151V230H149ZM186 229V230H185ZM205 230V234H204V230ZM227 229V230H226ZM228 229H230L231 231L232 230H235V231H229ZM241 230V235L239 234V232H240V230ZM23 230V231H22ZM24 230H25V232H24ZM32 230H36L35 232L33 231L32 232ZM69 230H70V232H69ZM75 230H76V232H75ZM81 230V231H80ZM83 230V231H82ZM99 230H103V233H105V234H103L102 232H99ZM118 230V231H117ZM121 230V231H120ZM124 230V231H123ZM137 230V231H136ZM138 230H140V234H139V231ZM162 230V231H161ZM165 230H168V231H165ZM187 230L189 231V233L187 232ZM192 230H194V231H192ZM200 230V231H199ZM207 230V231H206ZM213 230V231H212ZM238 230V231H237ZM246 231V232H244V231ZM256 230V231H255ZM7 233H6V232ZM9 231V232H8ZM13 231H15V232H13ZM18 231H20V232H18ZM28 231H29V233H28ZM39 231H42L43 233H44V231L46 232V233H42V236H41V233L39 232ZM51 231H53V232H51ZM79 231V232H78ZM88 231V233H83V232H87ZM98 231V232H97ZM108 231V232H107ZM110 231V232H109ZM116 231V232H115ZM126 231H127V233H126ZM128 231H130L131 232V234H130V232L128 233ZM163 231H165V232H163ZM170 231V232H169ZM172 231V232H171ZM184 231V232H183ZM185 231H186V235L184 234L185 233ZM214 232V235H216L217 237H216V239L214 238V235L213 234H211L212 232ZM219 231V232H218ZM228 231V232H227ZM261 231V232H260ZM38 232V233H37ZM59 232H60V234H59ZM65 232H66V234H65ZM68 232V233H67ZM90 232L91 233H94V234H90ZM125 234V235H123V233ZM139 234H137V233ZM146 232V233H145ZM148 232H149V234L150 235H148ZM158 232H159V234H158ZM161 232V233H160ZM169 232V233H168ZM218 232V233H217ZM223 232H224V234H223ZM231 232V233H230ZM239 234H237V233ZM10 233V234H9ZM21 235H20V234ZM25 233H27L26 235H25ZM31 233H33L32 235H31ZM40 233V234H39ZM51 233H53L54 235H52ZM56 233H57V235H56ZM74 233V234H73ZM77 233H79V234H77ZM98 233H100L99 234V236L97 235ZM113 233H115V234H113ZM118 233V234H117ZM133 233V234H132ZM144 233V234H143ZM165 233H166V235H165ZM175 235H174V234ZM178 233V234H177ZM200 234V235H198V234ZM203 233V234H202ZM209 233V234H208ZM237 235H236V234ZM246 233V234H245ZM247 233H248V235L249 236H247ZM252 233H254V234H252ZM257 233V234H256ZM5 234V235H4ZM8 234V235H7ZM13 234V235H12ZM24 234V235H23ZM35 234V235H34ZM104 236H103V235ZM109 234V235H108ZM121 234V235H120ZM158 234V235H157ZM183 234V235H182ZM218 234V235H217ZM229 234H231V235H229ZM3 235L5 236L4 238H3ZM7 235V236H6ZM16 235V236H15ZM30 235H31V237H30ZM39 235V236H38ZM56 235V236H55ZM67 235V237H64L63 238V236H66ZM71 235V236H70ZM77 235V236H76ZM84 235V236H83ZM92 235V236H91ZM118 235V236H117ZM130 235H131V237H130ZM135 235H136V238H137V236H139L137 239H139V240H141V241H137L136 239H135ZM142 235V236H141ZM165 237H164V236ZM168 235V236H167ZM177 235V236H176ZM188 235V236H187ZM194 235H195V237H194ZM222 235H224V237L222 236ZM227 235V236H226ZM252 235V236H251ZM255 235V236H254ZM18 236V237H17ZM20 236V237H19ZM26 236V237H25ZM45 236V237H44ZM51 236V237H50ZM58 236V237H57ZM61 236V237H60ZM72 236H73V238H72ZM90 236V237H89ZM102 236V237H101ZM114 236V237H113ZM120 236V238H117V237H119ZM144 236V237H143ZM145 236H147V237H145ZM149 236V237H148ZM152 236V237H151ZM154 236V237H153ZM182 236V237H181ZM200 236V237H199ZM202 236L204 237V238H202ZM210 236V237H209ZM218 236H220V237H218ZM236 238H235V237ZM17 239H15V238ZM39 238V239H37V238ZM44 237V238H43ZM47 237H49V240H46V239H48ZM56 237V238H55ZM72 239H71V238ZM80 237H81V239H80ZM92 237V238H91ZM96 238V241H94L95 240V238ZM109 237H110V240H112V241H110L109 240ZM125 237V238H124ZM129 237V238H128ZM142 237V238H141ZM160 237V238H159ZM174 237H175V239H174ZM178 237V238H177ZM184 237V238H183ZM186 237V238H185ZM197 237V238H196ZM242 237V238H241ZM252 237H255L254 239H250V238H252ZM257 237V238H256ZM14 238V239H13ZM22 238V239H21ZM29 238V239H28ZM32 238V239H31ZM37 239V240H35L34 241V243H33V240L34 239ZM41 238V239H40ZM43 238V239H42ZM46 238V239H45ZM53 238L55 239L54 241H56L57 240V242L55 243V242H53L52 240H53ZM59 238H61L60 240H58ZM64 240H63V239ZM77 238V239H76ZM94 238V240H91V239H93ZM100 238V239H99ZM113 238V239H112ZM134 238V239H133ZM141 238V239H140ZM146 238V239H145ZM161 238H163V239H161ZM189 238V239H188ZM201 238V239H200ZM207 238V239H206ZM212 238H213V241H212ZM217 238H219V239H217ZM222 238V239H221ZM249 238V239H248ZM261 238V239H260ZM6 239V240H5ZM30 239H31V241H30ZM46 241H45V240ZM52 239V240H51ZM70 240V242H69V240ZM103 239V240H102ZM106 239V240H105ZM144 239V240H143ZM159 239V240H158ZM161 239V240H160ZM177 239H178V241H177ZM182 239V240H181ZM187 239L189 240V241H187ZM190 239H192V240H190ZM198 239H199V241H198ZM206 239V240H205ZM211 239V240H210ZM225 239V240H224ZM237 239V240H236ZM2 240V241H1ZM51 240V241H50ZM82 240V241H81ZM91 242H90V241ZM98 240V241H97ZM115 240V241H114ZM123 240H124V242H123ZM130 242H129V241ZM132 240H134V241H132ZM157 240V241H156ZM170 240V241H169ZM197 242H196V241ZM205 240V241H204ZM216 240V241H215ZM239 240V241H238ZM245 240V241H244ZM249 240V241H248ZM256 240V241H255ZM3 241H5V242H3ZM20 241H21V244L23 243V245L21 246V244H20ZM28 243H26V242ZM39 241V242H38ZM41 241V242H40ZM49 241V242H48ZM60 241V242H59ZM64 241V242H63ZM73 241H74V243H73ZM87 241V242H86ZM94 241V242H93ZM100 241V242H99ZM120 241V242H119ZM128 241V242H127ZM145 241H147L148 242V244H150L151 246H150V248H148L149 250H152V251H149V254H145L146 252V250L145 251H143V249L142 250H140V248H139V246L141 247V244L143 245L142 247H145ZM156 241V242H155ZM167 241V242H166ZM169 241V242H168ZM175 241V242H174ZM177 241V242H176ZM183 243H182V242ZM203 241V242H202ZM219 241V242H218ZM223 241V242H222ZM235 241V242H234ZM238 241V242H237ZM261 241V242H260ZM37 242V244L35 245V243ZM45 243V245H44V243ZM63 242V243H62ZM68 242V243H67ZM81 242V243H80ZM84 242V243H83ZM89 242V243H88ZM95 243V244H91V243ZM103 242V243H102ZM113 242V245L111 244ZM116 242H118V243H116ZM127 242V243H126ZM133 242H135V245H137L136 246V248L134 249V247H135V245H134V243ZM136 242H138L137 244H136ZM146 242V243H147ZM201 242V243H200ZM204 242H206V243H204ZM210 242H211V244H210ZM215 242H218V243H215ZM240 242V243H239ZM244 242V243H243ZM248 242H250V244L248 245ZM3 243V244H2ZM9 244V245H7V244ZM12 243V244H11ZM14 243H16V244H14ZM18 243V244H17ZM26 245H25V244ZM30 243H31V245H30ZM47 243H49V244H47ZM52 243V244H51ZM60 243V244H59ZM73 243V244H72ZM77 243V244H76ZM79 243V244H78ZM97 243V244H96ZM109 243V244H108ZM124 243V244H123ZM132 243V244H131ZM141 243V244H140ZM154 243V244H153ZM159 243H161V244H159ZM169 243H171V244H169ZM176 243H177V245H179V246H177L176 245ZM190 243V244H189ZM197 245V246H200V247H197L195 244ZM223 243V244H222ZM252 243V244H251ZM58 244V245H57ZM70 244V245H69ZM85 244V245H84ZM87 244V245H86ZM115 244V245H114ZM121 244V245H120ZM125 245V248L126 247H128V250H127V248L125 249L124 248V246L123 245ZM127 244V245H126ZM163 244H165V246L163 245ZM167 244V245H166ZM188 244H189V247H188ZM210 244V245H209ZM216 244V245H215ZM221 244H222V246L223 247H226V246H230V247H226V248H223V247H221ZM227 244V245H226ZM233 244V245H232ZM238 246H237V245ZM5 245H7V246H5ZM15 245V246H14ZM17 245V246H16ZM28 245V246H27ZM43 245V246H42ZM48 245V246H47ZM51 245V246H50ZM61 245V246H60ZM66 245V246H65ZM83 247H82V246ZM90 245V246H89ZM99 245H101L102 246V248L99 246ZM105 245H107V246H105ZM110 245V246H109ZM134 245V246H133ZM153 245V246H152ZM206 245V246H205ZM219 245H220V247H219ZM263 245V246H262ZM12 246V247H11ZM21 248H20V247ZM23 246H27V247H25V249L28 251V253H30V255L29 254H27V251L25 250V249H22V248H24ZM31 246V247H30ZM63 246V247H62ZM68 246V247H67ZM70 246H71V248H73V249H71L70 248ZM87 248H86V247ZM91 246H93L92 248H91ZM96 246H98V247H96ZM105 246V247H104ZM123 246V247H122ZM155 246V247H154ZM164 246V247H163ZM181 246V247H180ZM196 246V247H195ZM213 246V247H212ZM215 246V247H214ZM235 246V247H234ZM240 246H242V247H240ZM252 246V247H251ZM36 247V248H35ZM48 247V248H47ZM66 247V248H65ZM81 248V250H80V248ZM89 247H90V249H89ZM107 247H110L109 249L107 248ZM113 247H115V248H113ZM118 247V248H117ZM131 247V248H130ZM147 247H149V245H147ZM159 249H157V248ZM161 247V248H160ZM165 247H166V249H165ZM167 247H169V248H167ZM177 247V248H176ZM193 247V248H192ZM206 247H208V248H211L212 247V249L210 250V251H208L207 249H206ZM217 247V248H216ZM246 247H247V249H249V250H251V251H249V250H247L246 249ZM255 247V248H254ZM13 248V249H12ZM18 248V249H17ZM20 248V249H19ZM30 248V249H29ZM45 248V249H44ZM51 248V249H50ZM60 248H61V250H60ZM84 248V249H83ZM98 248V249H97ZM104 248V249H103ZM121 248V249H120ZM124 248V249H123ZM146 248V247H145ZM144 248V249H145ZM153 248V249H152ZM170 248L172 249V250H170ZM180 248V249H179ZM216 248V249H215ZM224 250V252H225V254H224V252H223V250ZM234 248V249H233ZM7 249V250H6ZM8 249L9 250H11V251H8ZM42 249V250H41ZM47 249H50V250H47ZM55 249V250H54ZM59 249V250H58ZM79 250V251H75V250ZM88 251H87V250ZM93 249H95V250H93ZM175 249V250H174ZM183 249H185V250H183ZM195 249V251H193ZM236 249V250H235ZM238 249H241V250H238ZM255 249V250H254ZM261 249V250H260ZM22 250V251H21ZM29 250H30V252H29ZM39 250V251H38ZM53 250V251H52ZM57 250H58V252L59 253H57ZM71 250V251H70ZM72 250H73V252H72ZM104 251V250H108L107 252H101V251ZM135 250H137L136 252H135ZM156 250V251H155ZM168 252H166V251ZM168 250H170V251H168ZM180 250V251H179ZM183 250V251H182ZM190 250V251H189ZM203 250V251H202ZM216 250V251H215ZM221 250V251H220ZM227 250V251H226ZM231 250V251H230ZM238 250V251H237ZM244 250V251H243ZM245 250H246V252H245ZM13 251H14V253H13ZM17 251V252H16ZM24 251V252H23ZM34 251V252H33ZM35 251H37V252H35ZM54 251H56V252H54ZM62 251V252H61ZM70 251V252H69ZM80 251H82L81 253H80ZM85 251H86V253H85ZM92 251V252H91ZM111 251H113V252H111ZM132 251H133V253H132ZM142 251V252H141ZM147 251V252H148ZM157 251H159V252H157ZM164 251V252H163ZM178 251V252H177ZM206 251V252H205ZM233 251V252H232ZM237 251V252H236ZM262 251H263V253H262ZM2 252V253H1ZM4 252H6V253H4ZM23 252V253H22ZM39 252H41V253H39ZM46 252H49V254H47ZM53 252V253H52ZM65 252V253H64ZM69 252V253H68ZM72 252V253H71ZM96 252V253H95ZM130 252H131V254H133V255H131L130 254ZM142 254H141V253ZM152 252V254H150ZM155 252V253H154ZM174 252H176V253H174ZM184 252V253H183ZM187 254H186V253ZM193 252V253H192ZM198 252L200 253L201 252V254L202 255H204V256H202L203 258H201V254H198ZM228 252V253H227ZM242 252V253H241ZM245 252V253H244ZM11 253V254H10ZM16 253H18V256H20V257H18L17 256V254ZM19 253H20V255H19ZM31 253H32V255L33 256H31ZM38 253V255H36ZM52 253V254H51ZM55 253V254H54ZM64 253V254H63ZM75 253V254H74ZM89 253V254H88ZM107 253V254H106ZM139 253V255H137ZM163 253V254H162ZM166 255H165V254ZM170 253H172L173 254V256L170 254ZM180 254V259H179V255L178 254ZM212 253H214L213 255H212ZM242 255H241V254ZM244 253V254H243ZM249 254V256H248V254ZM252 253H254L255 254V256L254 255H252ZM258 253V254H257ZM10 254V255H9ZM12 254H14V255H12ZM24 254V255H23ZM27 254V255H26ZM42 254H44L45 255V257H44V255L43 256H41ZM54 254V255H53ZM59 254V255H58ZM61 254V255H60ZM62 254H63V256L64 257H62ZM67 254H69L70 256H68ZM79 254H83V255H86V256H83V255H79ZM92 254V255H91ZM96 255V257H95V255ZM104 254V255H103ZM155 254H157L156 256H155ZM170 255V257H169V255ZM175 254V255H174ZM189 254V255H188ZM194 254V255H193ZM226 254H228V256L230 257H228ZM236 254V255H235ZM241 256H240V255ZM2 255H4V257H2ZM5 255H9V258L7 257V256H5ZM12 255V256H11ZM23 255V256H22ZM72 255H73V257H74V255H75V258H72ZM89 256V258H88V256ZM94 255V256H93ZM98 255V256H97ZM101 255V258L99 257ZM107 257H106V256ZM114 256V257H112V256ZM136 255V256H135ZM142 255V256H141ZM152 255V256H151ZM165 255V256H164ZM215 255V256H214ZM231 255V256H230ZM246 257H245V256ZM259 255V257H257ZM262 255V256H261ZM13 256H15V258L13 257ZM36 256V257H35ZM39 258H38V257ZM59 257V259H60V261H59V259H57L58 257ZM61 256V257H60ZM91 256H93V257H91ZM147 257V258H145V257ZM150 256V257H149ZM154 256V257H153ZM175 256V257H174ZM200 256V257H199ZM224 256H225V258H224ZM5 257H7V258H5ZM11 257V258H10ZM13 257V258H12ZM25 257V258H24ZM29 259H28V258ZM30 257L32 258V259H30ZM50 257V258H49ZM53 257V258H52ZM66 257V258H65ZM77 257V258H76ZM87 257V258H86ZM104 257V258H103ZM153 257V258H152ZM161 257V258H160ZM162 257H164V258H162ZM166 257V258H165ZM171 257H174V259L173 258H171ZM184 257V258H183ZM210 257H211V259H210ZM214 257V258H213ZM217 257V258H216ZM222 257V258H221ZM237 257V258H236ZM247 257H248V259H247ZM252 257H254V258H252ZM257 257V258H256ZM261 257V259H259ZM3 258V259H2ZM4 258H5V260H4ZM20 258V259H19ZM37 258V260H35ZM42 258V259H41ZM43 258H45L44 260H43ZM52 258V259H51ZM80 258V260H78ZM91 258V259H90ZM94 260H93V259ZM109 258V259H108ZM136 258V259H135ZM149 258V259H148ZM158 260H157V259ZM161 260H160V259ZM170 258V259H169ZM177 258V259H176ZM183 258V259H182ZM185 258H187V260L185 259ZM193 258V259H192ZM197 258V259H196ZM215 258L217 259V260H215ZM221 258V259H220ZM236 258V259H235ZM240 258V259H239ZM242 258V259H241ZM263 258V259H262ZM8 259H10V261L8 260ZM27 259H28V261H27ZM41 261H40V260ZM50 259V260H49ZM68 259H70V260H68ZM75 259V260H74ZM86 261H84V260ZM87 259V260H86ZM88 259H89V261H88ZM96 259V260H95ZM97 259H102V260H98L97 261ZM110 259L112 260V262H110ZM138 259V260H137ZM144 259H147L148 261H146V260H144ZM176 259V260H175ZM194 259H195V261H194ZM224 259V261H222ZM227 259V260H226ZM239 259V260H238ZM246 259V260H245ZM249 259H251V260H249ZM8 260V261H7ZM25 260V261H24ZM35 260V261H34ZM49 260V261H48ZM118 260V261H117ZM140 260V261H139ZM150 260H152V261H150ZM163 260V261H162ZM165 260V261H164ZM168 260V261H167ZM178 260V261H177ZM199 260V261H198ZM33 261V262H32ZM43 261V262H42ZM55 261V262H54ZM57 261V262H56ZM65 261V262H64ZM72 261H73V263H72ZM93 261V262H92ZM97 261V262H96ZM102 261V262H101ZM117 261V262H116ZM142 261V262H141ZM158 261V262H157ZM169 262V263H167V262ZM177 261V262H176ZM184 261H186V262H184ZM208 261V262H207ZM227 261H229L228 263H227ZM238 261H240V262H238ZM242 261V262H241ZM46 262V263H45ZM62 262V263H61ZM67 262V263H66ZM69 262V263H68ZM75 262V263H74ZM78 262V263H77ZM88 262V263H87ZM108 262V263H107ZM114 262V263H113ZM139 262H141V263H139ZM161 262V263H160ZM211 262V263H210ZM214 262V263H213ZM246 262V263H245ZM261 262V263H260ZM249 263H247V264H249ZM10 264V263H9Z\"/></svg>","mask_w":264,"mask_h":264},{"label":"bare ground","instance_id":"6f19581e","mask_svg":"<svg viewBox=\"0 0 264 264\" xmlns=\"http://www.w3.org/2000/svg\"><path fill=\"white\" fill-rule=\"evenodd\" d=\"M5 1V0H4ZM7 1V0H6ZM5 1V2H6ZM16 1H18V0H16ZM20 2H21V0H19ZM25 1L26 2H28L30 5V7H28L29 9L31 8V10L27 13L28 15L30 14V16H31V18H32V20H34V21H36V22H38V24H40V22H41V24H42V26H43V28H44V25H45V22H46V20H47V18H46V15L48 14V19H49V21H48V24L49 23H51L50 21H52V22H54V23H56L55 21V19L53 20V18H52V13H53V11L52 12H50V10H51V8L49 9V11H47V3L48 4H50V5H52L53 4V2L51 3V0H50V2H49V0H22V2H24V4H25ZM57 1H59V0H57ZM67 1H69L68 2V4L70 3V2H74V1H72V0H66L65 2H67ZM84 3H83V5H82V3H81V1L80 0H78V2L80 3H77L76 5L77 6H79L78 8H76L75 7V14H73V15H70V18H68L69 16H67V18H66V20H65V17L63 18V20H65L64 22H66L65 23V25L67 24V27H69L68 29H71L73 32L74 31H76V29L78 28V25H80V21H81V23H82V19L81 18H89L90 19V15H91V11H90V13H88L87 11L89 10V9H91V3L93 4H95L96 3V1L97 0H82ZM104 1L105 0H103V2L102 1H99L100 3H102L103 4V10H102V12H103V15H101V17H102V20H101V18H100V22L102 21V23L104 24L103 26H104V29H103V27H102V29L103 30H106V33H105V35L106 34H108V33H110V31H111V28H112V30H114L115 31V29H117L118 30V32H117V37L115 36V33H114V31H111V33H110V37H111V41H112V35H113V33H114V37H113V40L115 39V37L116 38H118V35H121L122 33H125L126 34V31L128 30V28H127V30H125L124 32H121V31H123L122 29H121V27H122V22H125V21H127L126 19H127V16H128V14L130 15L129 17V20L131 19L132 20V17H134L133 18V20L135 19V17L137 18V22H138V19H143L144 20V18H147L148 19V15H149V18H150V13H152V15H154L155 16V14L157 13V12H155L154 13V11H159L158 13H159V15H158V17H157V14H156V17L154 18L153 16L151 17V19H154V21H151V20H149V21H151L152 23H150V24H152V25H150V24H148V26L150 25L151 26V29L150 28H146V29H143L142 30V32H141V30L140 29H138V31L137 30H135V32H136V34H135V32L133 33V34H130V33H128V34H126V36H124V35H121L119 38L121 39V38H123V40H125L124 38H128V42H129V40L132 42V44H133V40H134V43L136 42V44L138 43L139 44V41L142 43V42H144V44L142 45V44H140V45H135L136 47L137 46H139V47H137L138 49L141 47V46H143V47H145V48H143L142 47V50L143 49H146L147 47H148V49H146L145 51H144V53L143 54H141V55H136V56H134V52H136L135 51V46L134 45H132L131 43V45L132 46H129L128 44H125V43H123V45L122 46H124V44L126 45L125 47H127V45L129 46V47H134L133 49H134V52H132V51H129V49H131V48H128V52L127 51H125V47H122L123 49H124V51L123 52H120V50H122V48H120L119 49V51H115V49H118V48H114V47H116V46H114V47H110V46H112L111 44H114V42L112 41V43L110 44V46H108L109 44V40H110V38L108 37V39H107V35H106V37H104L103 36V41H104V39H105V42L107 43V41H108V43H107V45L105 46V45H103L105 48H106V50L109 52L110 50H108V49H112L110 52H112L113 53V50H114V52H117V54L115 53H110L109 52V54H107L108 52L106 51V53L105 54H107V57H106V61L107 60H109L108 58H110V60L112 61L113 59L115 60V62H114V64H116L117 62L118 63H121V64H124V63H122V61H120L121 59H123L124 61L123 62H126V61H128V62H130V60L131 61H133V63L132 62H130V64L131 65H133L132 67H134L133 69L135 70L137 67H136V65H134V60H136V62H137V60H140V62L142 61V64L140 65V64H138L137 66H138V69L140 70L142 67H144L143 66V60H145V62H148V60L150 59V57H151V59L153 58H155L157 55L159 56L160 54H163V57H164V55L166 56L167 54H165V53H168V49L164 46V47H161V44L164 42V39H166L167 40V42H169V41H171V39H172V35L173 36H175V37H177V41L179 40V45L177 44V42L175 41L176 39H174V37H173V40L171 41L172 42V45L174 46V44H175V46H174V51H175V48L177 49V48H179V50L178 51H175L174 53L176 54V56L178 55V52H180V48H181V43H183V42H181L180 41V39H182L183 41H185V43H183L184 45H186L187 43H189V41H190V47L191 48H189V46L187 47V46H184V47H187L186 48V50L188 51V49H190V51L192 50V44L194 45L193 47H194V49L197 47V46H202V48L203 49H199V48H197V49H193L194 51H192V52H190V53H186L185 51L186 50H184L185 48H183V50H182V48H181V53L180 54H182V52L184 53L183 54V56L184 57H181V58H183V61L182 60H180L181 58L179 57V56H177V57H179L180 59V62H182V63H184L185 62V66H187L188 64H190V63H188V61H195V64L200 60V59H202L201 58V56L203 55V62H204V67L202 68V66H203V63H202V65H200V63H199V65H197V66H195V64L193 65V66H195L194 68H196V67H201L200 69L199 68H196V70L194 69V71H196V75L194 74V76H192V77H190V80H191V83H189L190 82V80L188 81V77L190 76V74L188 75L187 73L191 70V64H190V68L188 67H186V69H187V73H186V69H185V74H184V69H183V67H182V65L183 64H181V68L183 69V75H186V76H184V77H182V76H180V77H182V79H183V81H185V83L187 82V83H189L188 85H190L189 87L188 86H186L187 84H185V86H186V89L187 88H191V90H193L190 94H187L189 91H190V89H188L189 91L185 94L186 95V99H184L183 98V96H181L186 102H184V100L182 99L181 101L183 102V103H181V105H180V107L178 106L177 107V109H176V107H175V109L176 110H174V108H170V109H173L175 112L173 113V115H172V112H173V110H171L170 112H171V114L169 115L170 117H171V115L172 116H176V114H178V112H180V111H182V112H186V110L188 111V110H192L191 111V113H189V115L186 117V119L182 122V125L183 126H186L187 127V129H188V127H189V130H191L190 128H192V130L190 131L191 133L193 132V131H196V132H198V134L195 132V134H191L190 132V136H192V138L194 137L193 135H198L199 137L196 139L195 137H197V135L194 137V139H196V141L197 142H195L193 139H192V141L191 142H189L188 141V139H187V136H185L186 135V133L185 134H183V132L181 133L182 135H181V137H180V135H178V134H180V132H179V130H178V134L176 133V135H174V136H178L179 137V139L178 140H181L182 141V139H183V142H185V145H187V146H190V145H194L195 143H197V145H198V143H199V145L201 146V144H202V142L203 143H205V145L206 146H208V148L211 150V152H213V149L214 150H216L217 148L220 150L221 148H224L225 149V147H228V148H232L233 149V147H235V145L236 146H240V143H242V142H238L239 140H243L244 138V134L246 133V131L247 130H249V129H247L248 128V122H247V120H245V118H244V115L245 114H247V113H245L246 111H249L250 110V112L247 114V115H245V116H248L247 117V119H250V123L252 122V123H255V122H257L258 123V121H259V123H261V121H262V118L261 117H259L258 115H257V113H256V111L255 110H252V111H255V113L253 114V116H250L249 114H251L252 113V111H251V109L250 108H252L251 106H258L259 105V108L262 110L264 107V104L259 100V98H258V96L260 97V96H262L261 94H263L264 95V93H262L263 91H264V86L262 85V83H261V81L259 80L260 78H261V80L262 81H264V52H263V54H261V53H259L258 51L256 52V51H254V50H252V49H255V48H257L256 46V44L254 45V44H252V41H254V37L255 36H257V35H254V34H252V39H251V35H250V33H248L249 34V36L247 35V32H249V29L252 27V24H254V26H256V23H257V21L259 20V19H257L256 20V18H258V17H254V18H252V19H255L256 20V23H255V20H254V23H250V22H248L249 21V19H248V21L247 20H245V19H243L242 18V16L244 17L245 15H248V13L247 14H242V16L241 17H239L238 15V12H237V14H236V11L234 12L235 14H236V17H234L233 19L232 18H230V19H232V20H229V22L228 21H226V22H228V25H218V24H220L222 21H224L225 22V19L226 18H228L229 16H231V15H229V16H227L226 17V14H224V13H222V11L220 12V9H218L219 7H216V5H217V3H216V5L214 4L215 3V0H214V5H215V7L214 6H211V5H213L212 3H211V5H210V3L209 2H206V3H203V2H201V3H195V1L193 0L192 2H182L181 0H168L167 2H163V1H159L158 0V2H157V0H152V3L149 1V2H145V0H144V3H143V1H142V4H141V2L139 3L140 4V6H138V3H135V4H137L135 7L133 6V5H131V0L129 1V0H127V1H129V4L131 5V6H127V9L129 8V7H131V9H128V11H130V13H128L127 11L126 12H124V13H128L127 15H125V14H122V10L124 11L125 9H123L124 8V3L127 5V3H126V0H111V2H112V5L110 4V3H108L107 4V2L105 1V3H104ZM125 1V2H124ZM138 1V0H137ZM171 1V2H170ZM198 1H200V0H196V2H198ZM206 1V0H205ZM218 1V0H217ZM1 2V1H0ZM19 2V3H20ZM77 1L75 0V3H76ZM89 2V9L86 11V10H84V8L86 9V7L88 8V6H87V3ZM135 2V1H134ZM154 2H156V3H154ZM237 2V1H236ZM239 2H240V0H239ZM2 3V2H1ZM0 3V4H1ZM63 3H64V1H63ZM97 3H98V1H97ZM154 3V4H153ZM207 3H209V4H207ZM220 3V2H219ZM224 3V2H223ZM12 4V3H11ZM67 4V3H66ZM93 4V5H94ZM123 4V5H122ZM133 4V3H132ZM229 4V8H231L230 7V3H228ZM235 4V3H234ZM242 4V3H241ZM240 4V5H241ZM262 4V3H261ZM9 5V4H8ZM22 5V4H21ZM54 5H56V4H54ZM108 5H110L109 7H108ZM126 5H125V7H126ZM205 5V6H204ZM223 5V4H222ZM221 5V6H222ZM238 5V4H237ZM244 5H245V3H244ZM2 5H0V7H1ZM66 6H68V5H66ZM121 6H122V8H121ZM219 6H220V4H219ZM227 6V5H226ZM8 7V6H7ZM11 7V6H10ZM15 7V6H14ZM24 7H25V5H24ZM54 7V6H53ZM52 7V8H53ZM57 8L55 9V10H57L58 9V6H56ZM61 7V6H60ZM84 7V8H83ZM96 7V6H95ZM118 7H120V8H118ZM254 7H255V5H254ZM259 7V6H258ZM261 7V6H260ZM2 8V7H1ZM5 8V7H4ZM4 8H2V9H4ZM22 8V7H21ZM67 8V7H66ZM70 8H71V6H70ZM70 8H69V6H68V9L70 10ZM146 8V9H145ZM150 8V9H149ZM224 8V7H223ZM222 8V9H223ZM233 8H234V6H233ZM236 8H237V6H236ZM243 8V7H242ZM262 8L263 7H261V10H262ZM74 9V8H73ZM93 10H94V8H92ZM116 9V10H115ZM151 9H154V10H152V12H151ZM225 9V8H224ZM245 9V8H244ZM244 9H242V10H244ZM258 9V8H257ZM264 9V8H263ZM1 10V9H0ZM5 10L6 9H4V13H3V10H2V14L0 15V16H3V15H6L7 13H9V12H7V10H6V12H5ZM9 10V9H8ZM18 10V9H17ZM59 10V9H58ZM57 10V11H58ZM66 10V9H65ZM121 10V11H120ZM234 10H237V9H234ZM239 10V9H238ZM18 11H20V9L18 10ZM22 11V10H21ZM24 11V10H23ZM28 11V10H27ZM100 11H101V9H100ZM15 12H16V10H15ZM45 12H47V14L46 15H44L45 14ZM58 12H60V11H58ZM71 13H72V11H70ZM69 12V13H70ZM74 12V11H73ZM98 12V11H97ZM96 12V13H97ZM161 12V13H160ZM223 12H225V11H223ZM231 13L233 12V9L230 11ZM229 12V13H230ZM242 13H243V11H241ZM241 12H240V14H241ZM247 12V11H246ZM245 12V13H246ZM248 12H249V10H248ZM261 13H262V15H264L263 13H264V11L262 12V11H260ZM19 13V12H18ZM22 13V12H21ZM20 13V14H21ZM55 13V12H54ZM57 13V12H56ZM66 13H68L67 11H66ZM226 13H227V11H226ZM228 13V14H229ZM234 13H233V15H234ZM251 13V12H250ZM257 13H258V11H257ZM261 13H260V15H261ZM13 14V13H12ZM49 14H51V17H49ZM62 14V13H61ZM93 14H94V12H93ZM92 14V15H93ZM19 15V14H18ZM23 15V14H22ZM55 16H56V14H54ZM64 15V14H63ZM67 15V14H66ZM252 15H255V13L254 14H252ZM251 15V16H252ZM258 15V14H257ZM16 15H14V17H15ZM73 16V17H72ZM125 16H126V19H124V21H120V23L119 22H117V18H125ZM259 16V15H258ZM59 17L61 18L62 16H60L59 15ZM59 17H58V15H57V19H59ZM233 17V16H232ZM250 17V16H249ZM8 18V17H7ZM17 18V17H16ZM27 18V17H26ZM29 18V17H28ZM44 18H46V19H44ZM50 18H51V20H50ZM92 18V17H91ZM113 18L115 19V21L114 22H117V23H119L118 25H120L121 24V27H120V30H119V28L116 26V23H115V25H114V27L116 26V28H114L113 27V24H111L112 23V21H113ZM121 18V19H122ZM244 18H246V17H244ZM248 18V17H247ZM1 19V18H0ZM62 19V18H61ZM89 19H87V20H89ZM229 19V18H228ZM252 19L250 20V21H252ZM260 19H262V17L260 18ZM264 19V18H263ZM20 20V19H19ZM26 20V19H25ZM43 20H45V21H43ZM93 20V19H92ZM95 20V19H94ZM119 20V19H118ZM123 20V19H122ZM130 20V21H131ZM143 20H142V22H143ZM218 20L220 21V22H218ZM4 21H5V19H4ZM12 21V20H11ZM90 21V20H89ZM141 21V20H140ZM1 22V21H0ZM7 22V21H6ZM9 22V21H8ZM27 22H29V20L27 19ZM30 22H32L31 20H30ZM42 22H44V25H43V23ZM59 22H62V21H60L59 20ZM128 22V21H127ZM134 22H136V21H134ZM145 22H146V20H145ZM164 22H167V26H165L164 25V27L165 28H167L166 30V34L163 32L165 29L163 28V24H164ZM92 23V22H91ZM131 23H132V21H131ZM139 23V22H138ZM141 23V22H140ZM149 23V22H148ZM259 23V22H258ZM261 23H263V22H261ZM9 24V23H8ZM19 24V23H18ZM23 24V23H22ZM22 24H20L21 26L20 27H22ZM41 24H40V29H41ZM56 24H58V22L56 23ZM84 24V23H83ZM98 24H100V23H98ZM143 24V23H142ZM155 24H156V26L158 25V27H161V28H158V32H156L155 30H157V28H155ZM223 24V23H222ZM226 24V23H225ZM260 24V23H259ZM51 25V24H50ZM63 25V24H62ZM61 25V26H62ZM64 25V26H65ZM94 25V24H93ZM101 25V24H100ZM112 25V26H111ZM124 25V24H123ZM127 25L128 26H131L129 23H127ZM153 25H154V28H155V30L153 29ZM218 25V26H217ZM10 26H11V24H10ZM10 26L8 27V25H5V23H4V25L2 24V25H0V31H2L3 29H4V31H5V29H6V32H7V29L8 28H10ZM19 26V25H18ZM38 26V25H37ZM46 26H47V24H46ZM83 26H85V25H83ZM125 26V25H124ZM127 26V27H128ZM135 26V25H134ZM138 26H139V24H138ZM146 26V25H145ZM149 26V27H150ZM220 26V27H219ZM259 25H257V27H258ZM20 27H18V29L20 28ZM26 27V26H25ZM24 27V28H25ZM29 27H30V23H29ZM48 27V26H47ZM53 27H54V25H53ZM89 27H90V25L88 24V29H89ZM262 27V26H261ZM261 27H260V32H258L257 31V33H259L258 34V36L259 35H261V34H263L264 33V31H263V28H262V30H261ZM15 28H17V27H15ZM24 28H23V30H24ZM34 28H35V26H34ZM51 28V27H50ZM56 28H57V26H56ZM80 28V27H79ZM82 28H84V27H82ZM85 28H86V26H85ZM84 28V29H85ZM91 28H92V26H91ZM94 28V27H93ZM131 28V27H130ZM234 28V29H233ZM252 28H255V27H252ZM14 29V28H13ZM58 29V28H57ZM56 29V30H57ZM65 29H66V26H65ZM64 29V30H65ZM74 29V30H73ZM83 29V30H84ZM98 29V28H97ZM107 29H109L110 31H108ZM124 29H125V27H124ZM137 29V28H136ZM150 29V30H149ZM163 29V30H162ZM236 29H238L237 31H235ZM16 30V29H15ZM22 30V31H23ZM31 30V29H30ZM34 30V29H33ZM37 31H38V28L36 29ZM82 30V29H81ZM81 30H80V32H81ZM140 30V31H139ZM12 31V30H11ZM10 31V32H11ZM36 31V32H37ZM41 31V30H40ZM44 31H46V28H45V30ZM43 31V32H44ZM55 31V30H54ZM67 31V30H66ZM71 31V32H72ZM93 31H95L94 29H93ZM102 31V30H101ZM119 31H120V33H119ZM188 31V32H187ZM251 31V30H250ZM13 32V31H12ZM27 32V31H26ZM35 32V31H34ZM52 32H53V29H52ZM72 32V33H73ZM88 32H89V30H88ZM88 32H87V34H88ZM167 32H169L170 34H172V35H169V33H168V35H167ZM237 32V33H236ZM255 32V31H254ZM3 33V32H2ZM32 34H33V32H31ZM38 33V32H37ZM41 33V32H40ZM79 33V32H78ZM78 33H77V35H78ZM100 33V32H99ZM261 33V34H260ZM10 34V33H9ZM18 34H19V31H18ZM22 34H23V32H22ZM42 34V33H41ZM61 34V33H60ZM64 34V33H63ZM76 34V33H75ZM102 34V33H101ZM131 35V37H130V35ZM3 35H4V33H3ZM5 35L7 36L8 34H6L5 33ZM4 35V36H5ZM12 35V34H11ZM20 35H21V33L19 34V37H18V35H17V37L18 38H16V40L18 39V41H19V39H20ZM26 35V34H25ZM24 35V36H25ZM34 35V34H33ZM46 35H47V33H46ZM54 35V34H53ZM67 35H69V34H67ZM82 35H83V33H82ZM96 35V34H95ZM185 35V36H184ZM13 36V35H12ZM15 36H16V34H15ZM44 36H45V34H44ZM73 36V35H72ZM75 36V35H74ZM79 36H81V35H79ZM79 36H76L77 38L79 37ZM171 38H170V37ZM264 36V35H263ZM22 37V36H21ZM30 37V36H29ZM33 37V36H32ZM47 37H49V35L47 36ZM94 37V36H93ZM129 37H130V39H129ZM168 37H169V41H168ZM262 37V36H261ZM9 38V37H8ZM24 38V37H23ZM40 38V37H39ZM52 38V37H51ZM67 38V37H66ZM72 38V37H71ZM87 38V37H86ZM214 38H216V39H214ZM250 38V39H249ZM264 38V37H263ZM4 39V38H3ZM15 39V38H14ZM48 39V38H47ZM50 39V38H49ZM57 39V38H56ZM61 39V38H60ZM73 39H74V37H73ZM99 39H100V37H99ZM106 39H107V41H106ZM256 39H257V37H256ZM29 40H31V39H29ZM33 40H34V38H33ZM45 40H46V38H45ZM80 40H82V37H81V39ZM117 40V39H116ZM136 40V41H135ZM252 40V41H251ZM261 40V39H260ZM8 41H9V39H8ZM17 41V42H18ZM40 41V40H39ZM64 41V40H63ZM70 41H71V39L69 40V42H67V43H70ZM74 40H72V42H73ZM83 41V40H82ZM110 41V42H111ZM118 41H120V43L121 42H124V41H121V40H118ZM175 41V42H174ZM249 41L251 42V44L249 43ZM256 42H257V40H255ZM2 42V41H1ZM21 42V41H20ZM22 42H23V40H22ZM25 42V41H24ZM28 42V41H27ZM38 42V41H37ZM61 42V41H60ZM76 42H77V39H76ZM75 42V43H76ZM81 42V41H80ZM97 42V40L95 41V43ZM117 42V41H116ZM126 42H127V40H126ZM162 42V43H161ZM173 42H174V44H173ZM13 43V42H12ZM15 43V42H14ZM26 43V42H25ZM31 43H33L32 41H31ZM44 43V42H43ZM51 43L52 42H50V44L49 45H51ZM74 43V42H73ZM83 43V42H82ZM82 43H80V45L82 44ZM85 43V42H84ZM87 43V42H86ZM159 43H161L160 44V46H157V44H159ZM170 43V42H169ZM258 43V42H257ZM263 43V42H262ZM11 44V43H10ZM10 44H8L9 46H10ZM39 44V43H38ZM42 44V43H41ZM46 44H47V42L45 43V47H46ZM66 44V43H65ZM71 44V43H70ZM93 44H94V41H93ZM100 44V43H99ZM122 44V43H121ZM164 44V43H163ZM235 44L236 45H238L239 47H242V48H239L240 50L241 49H243L242 51H240L239 49V51L240 52H236L235 50H237V48H238V46L236 47V49H235ZM4 45V44H3ZM2 45V46H3ZM15 45V44H14ZM19 45H20V43H19ZM23 45V44H22ZM40 45V44H39ZM49 45H47V46H49ZM54 45V44H53ZM53 45H51V46H53ZM60 45V44H59ZM68 45V44H67ZM86 45V44H85ZM90 45H91V43H90ZM115 45V44H114ZM120 45V44H119ZM176 45H178V46H180V47H176ZM251 45H254V46H251ZM1 46V47H2ZM12 46V45H11ZM17 47H19L18 45H16ZM21 46V45H20ZM24 46H27V45H24ZM29 46V45H28ZM33 46H34V44L32 45V47L31 48H33ZM35 46H36V44H35ZM70 45H68V47H69ZM72 46V45H71ZM83 46V45H82ZM98 46V45H97ZM102 46V44H101V46L100 47H103ZM108 46V47H107ZM261 46V45H260ZM39 47V46H38ZM37 47V48H38ZM44 47V46H43ZM57 47V46H56ZM76 47H77V45H76ZM83 47H85V46H83ZM87 47V46H86ZM85 47V48H86ZM93 47H94V45H93ZM96 47V46H95ZM99 47V46H98ZM100 47H99V49H100ZM110 47V48H109ZM120 47H121V45H120ZM171 47V46H170ZM251 47H254V48H251ZM6 48V47H5ZM14 48V47H13ZM24 48V47H23ZM36 48V47H35ZM49 48V47H48ZM47 48V49H48ZM55 48V47H54ZM53 48V49H54ZM58 48V47H57ZM56 48V49H57ZM71 48V47H70ZM73 48V47H72ZM85 48H83V49H85ZM105 48H103V49H105ZM108 48V49H107ZM165 48V49H164ZM8 49V48H7ZM34 49V48H33ZM52 49V48H51ZM64 49V48H63ZM65 49H67V48H65ZM69 49V48H68ZM76 49V48H75ZM80 49V48H79ZM93 49V48H92ZM91 49V50H92ZM167 49V50H166ZM262 49V48H261ZM260 49V50H261ZM17 50V49H16ZM22 50V49H21ZM24 50H26L27 51V49H24ZM45 50V49H44ZM77 50V49H76ZM87 50V52H88V49H86ZM96 50H98V49H96ZM132 50V49H131ZM148 50V51H147ZM258 50H259V47H258ZM5 51V50H4ZM31 51V50H30ZM33 51V50H32ZM43 51V50H42ZM49 51H50V49H49ZM75 51V50H74ZM73 51V52H74ZM81 51V50H80ZM101 51V50H100ZM104 51V50H103ZM139 51H141V49H139L138 50V52ZM2 52H3V50H2ZM10 52V51H9ZM16 53H17V51H15ZM19 52H21V51H19ZM34 52V51H33ZM44 52V51H43ZM47 52V51H46ZM50 52H52V51H50ZM54 52V51H53ZM59 52V51H58ZM63 52H65L64 50H63ZM62 52V53H63ZM82 52H84V51H82ZM91 51H89V53H90ZM93 52V51H92ZM97 52V51H96ZM119 52V53H118ZM138 52H137V54H138ZM142 52V51H141ZM261 52H262V50H261ZM4 53H6V51L4 52ZM3 53V54H4ZM21 53H24V52H21ZM27 53V52H26ZM32 53V52H31ZM40 53V52H39ZM66 53H67V51H66ZM69 53H70V51H69ZM78 52H76V54H77ZM100 53V52H99ZM140 53V52H139ZM173 53V52H172ZM186 53V54H185ZM258 53H259V55H258ZM12 54V53H11ZM11 54H9V55H11ZM33 54V53H32ZM60 54V53H59ZM68 54V53H67ZM72 54V53H71ZM87 54V53H86ZM86 54H84V55H86ZM136 54V53H135ZM257 56H256V55ZM17 55H19V54H17ZM26 55H28V54H26ZM39 55V54H38ZM52 55V54H51ZM73 55H74V53H73ZM78 55H80V54H78ZM83 55V54H82ZM101 55H103L102 53H101ZM108 55H109V57H108ZM154 55H156L155 57H154ZM168 55H170V54H168ZM250 55H254V56H256L255 58H254V56H252V59H254V60H249V57H250ZM4 56V55H3ZM2 56V57H3ZM6 56V55H5ZM8 56V55H7ZM29 56V55H28ZM34 56V55H33ZM41 56V55H40ZM42 56H43V54H42ZM67 56V55H66ZM71 56V55H70ZM77 56V55H76ZM87 56V55H86ZM96 56V55H95ZM153 56V57H152ZM157 56V57H158ZM181 56V55H180ZM186 56V57H185ZM2 57H0V59L2 58ZM17 57V56H16ZM24 57V56H23ZM30 57V56H29ZM48 57V56H47ZM46 57V58H47ZM54 57H55V55H54ZM89 57V56H88ZM92 57V56H91ZM94 57V56H93ZM98 57V56H97ZM160 57H162V55H160ZM167 57V56H166ZM166 57H164V58H166ZM171 57V56H170ZM5 58V57H4ZM9 58V57H8ZM46 58H44V59H46ZM51 58H52V56H51ZM58 58V57H57ZM59 58H60V56H59ZM63 58V56L61 57V59ZM66 58V57H65ZM71 58V57H70ZM82 58V57H81ZM103 58H104V56H103ZM111 58H113V59H111ZM169 58V57H168ZM167 58V59H168ZM12 59H13V57H12ZM28 59V58H27ZM74 59H75V57H74ZM98 59V58H97ZM100 59V58H99ZM99 59H98V61H99ZM146 59H148V60H146ZM156 59V58H155ZM154 59V60H155ZM159 59H162V58H159L158 57V65H160L159 64ZM174 59V58H173ZM198 60V61H196V60ZM247 59V60H246ZM10 60V59H9ZM22 60V59H21ZM39 60V59H38ZM41 60V59H40ZM46 60H49V59H46ZM52 60H54V59H52ZM65 60V59H64ZM69 60V59H68ZM116 60H117V62H116ZM153 60V62L152 63H154L155 64V61H157V59L154 61ZM175 60V59H174ZM178 60V58L176 59V61ZM178 60V61H179ZM1 61V60H0ZM3 61V60H2ZM17 61V60H16ZM15 61V62H16ZM28 61V60H27ZM34 61V60H33ZM45 61V60H44ZM43 61V62H44ZM55 61V60H54ZM72 61V60H71ZM75 61V60H74ZM85 61V60H84ZM89 61V60H88ZM91 61V60H90ZM94 61V60H93ZM102 61H105V59L104 60H102ZM151 61V60H150ZM168 61V60H167ZM170 61H171V59H170ZM175 61V62H176ZM253 61V63H251ZM7 62V61H6ZM12 62V61H11ZM41 62V61H40ZM39 62V63H40ZM43 62H42V64H43ZM46 62V61H45ZM53 62V61H52ZM52 62H51V64H52ZM56 62V61H55ZM55 62H53L55 65H57ZM63 62V61H62ZM70 62V61H69ZM81 62V61H80ZM79 62V63H80ZM113 62V61H112ZM127 62V63H128ZM139 62V61H138ZM165 62V61H164ZM180 62H178V63H176V65H174L173 63V66L175 67L176 66V68H174V67H172V66H170V65H168V64H166L165 66H168V68H169V66H170V70H172V68H174V70H177L178 69V65H180ZM14 63V62H13ZM24 63V62H23ZM22 63V64H23ZM25 63H26V61H25ZM28 63V62H27ZM26 63V64H27ZM34 63V62H33ZM72 63V62H71ZM71 63H69V65L71 64ZM84 63V62H83ZM91 63V62H90ZM103 63V62H102ZM150 63V62H149ZM149 63H146V64H148V65H146V68L145 69H147V66L148 67H151V70H152V68H153V66H154V68L153 69H156V71L158 70V67H159V70H160V68H162V67H164L166 70H167V72H166V70L164 69V78L166 77L167 79L169 78V77H167V74H168V72H170V75L169 76H172V71H170V70H168V68H166L165 66H156V68H155V65H153L152 63V65L151 66H149ZM165 63H167V62H165ZM164 63V64H165ZM188 63V64H187ZM192 63V62H191ZM194 63V62H193ZM192 63V64H193ZM3 64V63H2ZM17 64V63H16ZM15 63H14V66H17ZM47 64L48 65H50V63H48L47 62ZM53 64V65H54ZM59 64V63H58ZM76 64V63H75ZM113 63H112V65H114ZM129 64V63H128ZM127 64V65H128ZM136 64V63H135ZM198 64V63H197ZM10 65H11V63H10ZM20 65V64H19ZM32 65V64H31ZM33 65H35V64H33ZM33 65H32V67H33ZM38 65V64H37ZM63 65V64H62ZM64 65H66L65 63H64ZM68 65V66H69ZM86 65V64H85ZM100 65V64H99ZM111 65V64H110ZM117 65H119V64H117ZM126 65V63H125V65L124 66H127ZM142 66V67H140V66ZM161 65H163V63H161ZM9 66V65H8ZM12 66V65H11ZM21 66V65H20ZM27 66H28V64H27ZM46 66V65H45ZM79 66V64H77V67ZM107 66H109L108 64H107ZM120 66V65H119ZM124 66H122V67H124ZM184 66V65H183ZM2 66H0V68H1ZM19 67V66H18ZM22 67H23V65H22ZM31 67V66H30ZM35 67H36V65H35ZM39 67V66H38ZM43 67V66H42ZM48 67V66H47ZM55 67H57V66H55ZM65 67V66H64ZM63 67V68H64ZM67 67V66H66ZM82 67H83V65H82ZM111 67V66H110ZM127 67H129V66H127ZM127 67H126V70H130L132 67H129L130 69H127ZM140 67V68H139ZM172 67V68H171ZM7 68V67H6ZM10 68V67H9ZM8 68V69H9ZM17 68V67H16ZM24 68V67H23ZM29 68V67H28ZM34 68V67H33ZM50 68H52V67H50ZM49 68V69H50ZM57 68H59V66L57 67ZM69 68H70V66H69ZM73 68H75V67H73ZM79 68V67H78ZM78 68H76V69H78ZM84 68H86V66L84 67ZM90 68H91V65H90ZM92 68H93V66H92ZM96 68V67H95ZM108 68V67H107ZM106 68V69H107ZM121 68V67H120ZM125 68V67H124ZM143 68V69H144ZM2 69V68H1ZM4 69V68H3ZM14 69V68H13ZM24 69H26V68H24ZM32 69V68H31ZM38 69V68H37ZM39 69H41V68H39ZM38 69V71H41L42 69H46V68H42L41 70H39ZM49 69L47 68L46 70H48V75L50 74L49 73ZM67 69V72H68V68H66ZM87 69H88V67H87ZM101 68H99V70H100ZM137 69V70H138ZM142 69V70H143ZM148 69H150V68H148ZM147 69V70H148ZM182 69H178V71H181ZM190 69V70H189ZM5 70V69H4ZM7 70V69H6ZM5 70V71H6ZM15 70V69H14ZM19 70H21V69H19ZM34 70V69H33ZM54 70V69H53ZM56 70V69H55ZM59 70V69H58ZM63 70V69H62ZM65 70V69H64ZM79 70V69H78ZM83 70V69H82ZM86 70V69H85ZM91 70H94V68L93 69H91ZM103 68H102V72H103ZM111 70H112V68H111ZM111 70H109V71H111ZM115 70V69H114ZM141 70V71H142ZM258 70V71H257ZM2 71V70H1ZM4 71V72H5ZM8 71V70H7ZM11 71V70H10ZM9 71V72H10ZM31 71V70H30ZM60 72H61V70H59ZM59 71H58V73H59ZM66 71V70H65ZM76 71V70H75ZM81 71V70H80ZM90 71V70H89ZM88 71V72H89ZM95 71V70H94ZM98 71V70H97ZM133 71V70H132ZM132 71L130 72V73H132ZM136 71V70H135ZM140 71V72H141ZM144 71V70H143ZM155 71V70H154ZM161 72H162V69L160 70ZM178 71H173V73H176V79H178L177 78V76L179 77V74L181 73L182 74V72H178ZM4 72H2V73H4ZM15 72V71H14ZM62 72H64V71H62ZM70 72V71H69ZM83 72H85L84 70H83ZM87 72V71H86ZM87 72V74H89ZM92 72V71H91ZM118 72V71H117ZM123 72V71H122ZM129 72V71H128ZM150 72V71H149ZM165 72H166V75H165ZM12 73V72H11ZM23 73V72H22ZM28 73V72H27ZM36 73V72H35ZM40 73H42V72H40ZM57 73V75H59ZM92 73H94V72H92ZM101 73V72H100ZM106 73V71L103 73V74H105ZM109 73V72H108ZM151 73H153V72H151ZM163 73V72H162ZM190 73H191V71H190ZM193 73V72H192ZM1 74V73H0ZM17 74V73H16ZM55 73H53V75H54ZM62 74V73H61ZM60 74V75H61ZM71 74H72V72H71ZM70 73H69V75H71ZM75 74H77V73H75ZM91 74V73H90ZM99 73L97 72V75H98ZM110 74H112V73H110ZM114 74V73H113ZM119 74V73H118ZM121 74V73H120ZM137 74V73H136ZM149 74V73H148ZM161 74V73H160ZM159 74V76L160 77H157V78H155V79H159V78H162L163 76H161ZM178 74V75H177ZM180 74V75H181ZM12 75V74H11ZM17 75H19V74H17ZM23 75V74H22ZM25 75H27L28 76V74H25ZM31 75V74H30ZM29 75V76H30ZM32 75H34V74H32ZM51 75V74H50ZM64 75V74H63ZM84 74H82V76H83ZM144 75V74H143ZM174 75V74H173ZM43 76V75H42ZM47 76V75H46ZM72 76V75H71ZM75 75H73L72 77H74ZM96 76V75H95ZM95 76H94V78H95ZM108 76V75H107ZM151 76V75H150ZM13 77H14V74H13ZM57 76H55V78H56ZM67 77H68V74H67ZM72 77H69L70 79H72ZM79 75H77V78L76 79H78L79 80ZM91 77V76H90ZM97 77V76H96ZM99 77V76H98ZM97 77V78H98ZM103 77V79H104V77H105V75H103L102 76ZM116 77V76H115ZM122 77V76H121ZM156 77V76H155ZM173 77V79L175 80V82L176 83H178V80L176 81V79L174 78V76H172ZM186 77L188 78V79H186ZM0 78H1V76H0ZM8 78V77H7ZM6 78V80H8ZM15 78H16V76H15ZM21 78V77H20ZM20 78H19V80H20ZM40 78V77H39ZM44 78V77H43ZM47 78V77H46ZM45 78V79H46ZM50 78H52V77H50ZM60 78H63L64 79V77L62 76H60ZM69 78H67V79H69ZM86 78H88L87 76H86ZM110 78V77H109ZM113 78V77H112ZM112 78H111V81H112ZM116 78H118V77H116ZM115 78V79H116ZM131 78H133V77H131ZM137 78V77H136ZM144 78H145V76H144ZM143 78V79H144ZM153 78V77H152ZM151 78V79H152ZM163 78V79H164ZM30 79V78H29ZM33 79V78H32ZM37 79V78H36ZM53 79V78H52ZM106 79V78H105ZM104 79V80H105ZM138 79V78H137ZM167 79H165L168 83L169 82H171L172 80H170L169 81V79L167 80ZM181 78H180V80H182ZM16 80V79H15ZM40 80H42V77H41V79ZM44 80V79H43ZM42 80V81H43ZM53 80H55V79H53ZM58 80H60L59 79V76H58ZM64 80H66V79H64ZM64 80H63V83H66V81L64 82ZM74 81L73 82H75V78L73 79ZM81 80V79H80ZM84 80H85V77H84ZM94 80H96V79H93L92 80V78H91V80H89V81H93L94 82ZM103 80V81H104ZM110 80V79H109ZM118 80V79H117ZM126 80V79H125ZM149 80V78L147 79V81ZM160 80V81H159ZM158 80V84L159 83H161L162 85H164L163 83H165L163 80H161V79H159ZM174 80L172 81V82H174ZM179 80V81H180ZM37 81V80H36ZM52 81V80H51ZM55 81H57V80H55ZM68 81V80H67ZM71 80H69L68 81V83H66V84H64L65 85V87H66V85L67 84H69V82H70ZM100 81V80H99ZM123 81V80H122ZM129 81V80H128ZM127 81V82H128ZM134 81V80H133ZM151 81V80H150ZM161 81H163V82H161ZM18 82V81H17ZM16 82V83H17ZM23 83L22 84H24V81H22ZM32 82H35V81H32ZM44 82V81H43ZM45 82H46V80H45ZM48 82V81H47ZM61 82H62V80H61ZM87 82V81H86ZM108 82V81H107ZM130 82V81H129ZM135 82V81H134ZM140 82V81H139ZM152 82V81H151ZM156 82V81H155ZM154 82V83H155ZM170 83L171 84V86L173 85L174 86V84H176V83ZM181 82V84H183L182 83V81H180ZM29 83H30V81H29ZM49 83V82H48ZM60 83V82H59ZM62 83V84H63ZM77 83V82H76ZM88 83H90V82H88ZM96 83V82H95ZM99 83V82H98ZM110 83H112V82H110ZM114 83V82H113ZM113 83H112V85H113ZM120 83V82H119ZM119 83H117V84H119ZM143 83V82H142ZM259 83H261V84H259ZM2 84V83H1ZM19 84V83H18ZM20 84H21V82H20ZM51 84V83H50ZM53 84V83H52ZM57 84V83H56ZM75 84V83H74ZM74 84H72V82H71V86L72 87H74L73 85ZM101 84V83H100ZM106 84V83H105ZM123 84V83H122ZM129 84H131V83H129ZM133 84H135V83H133ZM132 84V85H133ZM151 84V83H150ZM156 84H157V82H156ZM161 84H159V90H157L156 88H157V86H155L153 83H152V88L154 87V89H155V91L157 90V92L158 91H160L161 93L163 92V91H169L170 93L172 92V91H170V89H172L171 88V86H167L168 84L167 83H165L166 85L165 86H161ZM178 84H180V83H178ZM7 85V84H6ZM9 85H10V83H9ZM16 85V84H15ZM35 85H37V82H36V84ZM42 85V84H41ZM54 85V84H53ZM52 85V86H53ZM59 87L61 86V85H59V84H57ZM56 85V86H57ZM80 85V84H79ZM120 85V84H119ZM118 85V86H119ZM144 85V84H143ZM177 85V84H176ZM262 85V86H261ZM5 86V85H4ZM19 86V85H18ZM30 86V85H29ZM43 86V85H42ZM49 86V85H48ZM56 86H55V90H56ZM57 86V87H58ZM70 86V87H71ZM81 86V85H80ZM91 85H89L88 87H90ZM102 86V85H101ZM104 86V85H103ZM107 86V85H106ZM126 86H129V85H126ZM131 86V85H130ZM134 86V85H133ZM137 86V85H136ZM136 86H134V87H136ZM140 85H138V87H139ZM149 86V85H148ZM167 86V87H166ZM183 86H184V84H183ZM182 86V87H183ZM184 86V87H185ZM14 87V86H13ZM12 87V88H13ZM17 87V86H16ZM24 87V86H23ZM23 87H21V88H23ZM25 87H27V86H25ZM45 87V86H44ZM70 87H68V88H70ZM75 87H77V86H75ZM79 87V86H78ZM84 87V86H83ZM87 87V86H86ZM94 87V86H93ZM96 88H98L97 86H95ZM105 87V86H104ZM103 87V88H104ZM109 87V86H108ZM170 87V88H169ZM180 87V86H179ZM181 87V88H182ZM20 88V87H19ZM28 88V87H27ZM35 88V87H34ZM40 88H42V87H40ZM50 88V87H49ZM62 88V87H61ZM60 88V89H61ZM81 88V87H80ZM79 88V89H80ZM92 88V87H91ZM90 88V89H91ZM102 87H101V89H103ZM105 88H107V87H105ZM115 88H117V87H114V89ZM119 88V87H118ZM121 88V87H120ZM124 88V87H123ZM122 88V89H123ZM127 88V87H126ZM142 88V87H141ZM6 89V88H5ZM10 89V88H9ZM9 89H6L5 90V92L6 93H9V92H7ZM25 89V88H24ZM30 89V88H29ZM28 89V90H29ZM47 89V88H46ZM52 89V88H51ZM72 89V88H71ZM75 89V88H74ZM76 89H78V88H76ZM89 89V90H90ZM98 89H100V88H98ZM131 89H135V88H132L131 87ZM139 89V88H138ZM137 88H136V90H138ZM183 89V91H185L184 89L185 88H182ZM182 89H181V91H182ZM0 90H1V92H2V89L0 88ZM35 90H36V88H35ZM58 90H59V88H58ZM57 90V91H58ZM88 90V89H87ZM92 90H94V89H92ZM113 90V89H112ZM121 90V89H120ZM180 90V89H179ZM18 91V90H17ZM23 91V90H22ZM25 91H26V89H25ZM24 91V92H25ZM34 91V90H33ZM43 91H45V90H43ZM48 91V90H47ZM53 93H54V88H53ZM63 91H65L64 90V88H63ZM70 90H67L66 89V93H68ZM76 90H73L72 91V93L74 94V93H77V91L75 92ZM80 91V90H79ZM91 91V90H90ZM100 91H102V90H100ZM107 91V90H106ZM106 91H105V93L104 94H106ZM119 91V90H118ZM127 91V90H126ZM129 91H131V90H129ZM138 91H140V90H138ZM148 92H144V91H142V92H144L145 94H144V96L146 95V97H147V99H150V101L152 100V99H154L155 98V95H157V94H160V96H163V94H161V93H156L155 94V92H153L155 95L153 96L152 95V93H150L149 92V89L147 90ZM152 91V90H151ZM180 91V92H181ZM187 91V90H186ZM29 92V91H28ZM31 92H32V90H31ZM31 92H29V93H31ZM41 92V91H40ZM50 92V91H49ZM103 92V91H102ZM123 93L122 92V90L121 91H119V93ZM132 92H134V91H132ZM137 92V91H136ZM135 92V93H136ZM174 92V91H173ZM178 92V91H177ZM3 93H4V91H3ZM6 93H4L6 96H7V94ZM15 93V92H14ZM18 93V92H17ZM28 93V94H29ZM61 93V92H60ZM79 93V92H78ZM86 93H88V92H86ZM85 93V94H86ZM92 93H93V91H92ZM95 93V92H94ZM100 93V92H99ZM110 93H111V90H110ZM126 93L127 92H125V95H126ZM129 93H131V92H129ZM169 93V94H170ZM183 93V92H182ZM182 93H180V94H182ZM3 94V95H4ZM10 94H11V92H10ZM13 94V93H12ZM20 94V93H19ZM23 94V93H22ZM25 94V93H24ZM32 94V93H31ZM43 94V93H42ZM41 94V95H42ZM48 94V93H47ZM52 94V93H51ZM69 94H70V92H69ZM68 94V95H69ZM80 94V93H79ZM84 93H83V95H85ZM100 94H102V93H100ZM114 94V93H113ZM124 94V93H123ZM123 94H122V97H124L123 96ZM131 94H133V93H131ZM138 94V93H137ZM148 94H149V96L150 95H152V96H148ZM35 95H37L36 93H35ZM50 95V94H49ZM56 95V94H55ZM67 95V96H68ZM70 95H72V94H70ZM77 95V94H76ZM75 94H74V96H76ZM90 95V94H89ZM93 95V94H92ZM95 95H98V94H96L95 93ZM107 95V94H106ZM121 95V94H120ZM136 95V94H135ZM167 95H168V93H167ZM184 95V96H185ZM20 96H22V95H20ZM24 96H26V95H24ZM48 96V95H47ZM52 96V95H51ZM59 96H61V95H59ZM73 96V95H72ZM73 96V98H75ZM105 96V95H104ZM110 96V95H109ZM129 96V95H128ZM143 96V97H144ZM170 96H172V94L170 95ZM170 96H169V98H170ZM13 97V96H12ZM16 97V96H15ZM29 97V96H28ZM35 96H33L32 95V97H30L31 99L32 98H34ZM40 97V96H39ZM64 97V96H63ZM62 97V98H63ZM79 97V96H78ZM86 97V96H85ZM87 97L89 98V96L87 95ZM101 96H99L98 98H100ZM113 97V96H112ZM118 97V96H117ZM126 98H127V96H125ZM139 97V96H138ZM142 97V96H141ZM156 97H158L159 98V96L157 95ZM181 97H179L180 99H181ZM0 98H2V97H0ZM4 98V97H3ZM11 98V97H10ZM23 98V97H22ZM27 98V97H26ZM41 98V97H40ZM61 98V99H62ZM104 98V97H103ZM102 98V99H103ZM111 98V97H110ZM120 98V97H119ZM125 98V99H126ZM137 98V97H136ZM136 98H135V100H136ZM158 98H155V102L156 101H158L159 99ZM161 98V97H160ZM163 98V97H162ZM261 98H263V96L261 97ZM260 98V99H261ZM6 99V98H5ZM4 99V100H5ZM27 99H29V98H27ZM58 99V98H57ZM60 99V98H59ZM59 99H58V101H59ZM60 99V100H61ZM64 99V98H63ZM67 99V98H66ZM80 99V98H79ZM91 99V98H90ZM114 99H116V98H114ZM123 99V98H122ZM129 99H131V98H129ZM138 99V98H137ZM140 99H142V98H140ZM147 99H146V101H147ZM168 99V98H167ZM171 99V98H170ZM2 100V99H1ZM11 100V99H10ZM12 100H14L13 98H12ZM15 100H17V98H15ZM20 100V99H19ZM36 100V99H35ZM45 100H48L47 98L45 99ZM44 100V101H45ZM68 100V99H67ZM70 100H72V99H70ZM75 100V99H74ZM83 100H85V99H83ZM94 100V99H93ZM104 100V99H103ZM107 100H109V98L107 99ZM113 100V99H112ZM120 100V99H119ZM128 100V99H127ZM134 100V99H133ZM161 100V99H160ZM159 100V101H160ZM175 100V99H174ZM7 101H9V100H7ZM25 101H27V100H25ZM33 101V100H32ZM37 101V103H38V100H36ZM40 101H42L41 99H40ZM49 101V100H48ZM58 101L56 102V104L58 103ZM78 101V100H77ZM88 101V100H87ZM95 101V100H94ZM100 101V100H99ZM111 101V100H110ZM122 101V100H121ZM149 101V100H148ZM148 101H147V105L148 104H150V103H148ZM152 101H154V100H152ZM163 100H161V102H162ZM166 101V100H165ZM12 102V101H11ZM10 102V104H14V102L13 103H11ZM18 101H16V103H17ZM20 102V101H19ZM28 102H29V100H28ZM31 102V101H30ZM50 102V101H49ZM59 102H61V105H62V101H59ZM65 102V101H64ZM69 102V101H68ZM72 102H74L73 100H72ZM80 102V101H79ZM93 102V101H92ZM91 102V103H92ZM96 102H98V100H96ZM101 102V101H100ZM112 102V101H111ZM118 102H120V101H118ZM136 102V101H135ZM138 102V101H137ZM154 102V103H155ZM160 102V103H161ZM169 102V101H168ZM167 102V103H168ZM172 102V101H171ZM175 102V101H174ZM9 103V102H8ZM22 103V102H21ZM24 104H25V102H23ZM27 103V102H26ZM82 103V102H81ZM87 103V102H86ZM90 103V101L88 102V104ZM102 103V102H101ZM100 103V104H101ZM105 103H107V101H105V102H103V104H105ZM109 103V102H108ZM114 103V102H113ZM121 103H123V101L121 102ZM121 103H120V105H121ZM130 103H132V102H130ZM144 103H145V101H144ZM162 103H164V102H162ZM161 103V104H162ZM178 103V102H177ZM6 104H7V102H6ZM29 104V103H28ZM40 104V102L38 103V105ZM55 104V105H56ZM60 104V103H59ZM67 104V103H66ZM116 104V103H115ZM128 104H129V101H128ZM133 104V103H132ZM158 104H159V102H158ZM169 104H171V103H169ZM173 104V103H172ZM179 104V103H178ZM183 104V105H182ZM2 105V104H1ZM15 105V104H14ZM43 105H45V104H43ZM64 105H65V103H64ZM70 105V104H69ZM85 105L86 104H84V107H85ZM107 105V104H106ZM114 105V104H113ZM116 105H118V104H116ZM116 105L115 106H113V107H111V105L110 106H108V107H111V108H115L116 107ZM119 105V106H120ZM124 105V104H123ZM153 105V104H152ZM156 105H157V103H156ZM164 105L165 104H163V107L160 105V107H162L160 110L162 111L163 110V108H164ZM168 105V104H167ZM175 105H176V103H175ZM174 104H173V106H175ZM234 105V106H233ZM6 106V105H5ZM16 106H18L17 104H16ZM22 106V105H21ZM33 106H35V104L33 105ZM37 106V105H36ZM35 106V107H36ZM51 106V105H50ZM60 106V105H59ZM66 106V105H65ZM68 106V105H67ZM66 106V107H67ZM74 106V105H73ZM78 106H80L79 104H78ZM87 106V105H86ZM90 106V105H89ZM97 106V105H96ZM98 106H100V105H98ZM141 106V105H140ZM158 106V105H157ZM170 106V105H169ZM169 106H165L166 107V109L165 110H167V108L169 107ZM261 106V107H260ZM7 107V106H6ZM25 108H26V106H24ZM38 107V106H37ZM43 107V106H42ZM55 106L53 105V108H54ZM64 107V106H63ZM62 107V108H63ZM76 107V106H75ZM81 107H83V105L81 106ZM81 107H79L78 109H79V111H78V113L80 112V108ZM91 107V106H90ZM108 107H107V109H108ZM118 107V106H117ZM122 107V106H121ZM126 107V106H125ZM130 107H131V105H130ZM142 107H144V106H142ZM146 107V106H145ZM148 107H150V106H148ZM153 107H155V105L153 106ZM170 107H172V106H170ZM263 107V108H262ZM16 108V107H15ZM22 108H23V106H22ZM24 108V110L26 111V109ZM33 108V107H32ZM40 108V107H39ZM46 108V107H45ZM47 108H48V106H47ZM51 108H52V106H51ZM65 108V107H64ZM68 108V107H67ZM71 108H72V104H71ZM71 108L69 109V110H71ZM74 108V107H73ZM87 108V107H86ZM86 108L85 109H83V112H81V114H77V116H79V118L82 120V119H86L87 120V113H89V112H87L86 113V115L85 116H83L84 114V110L86 111ZM103 108H105L106 109V106H104ZM129 108V107H128ZM127 108V109H128ZM157 107H155V108H153V109H156ZM202 108V109H201ZM203 108H205V110H208L207 112H206V114L208 115V116H205L206 114H205V112H203L205 115V117L204 116H200L201 114H203L202 113V111H203ZM256 108H258V107H255V109ZM259 108H258V110L257 111H259L260 113L262 112L261 110H259ZM2 109V108H1ZM19 109V108H18ZM31 109V108H30ZM77 109V110H78ZM88 109V108H87ZM106 109V110H107ZM125 109V108H124ZM131 109V108H130ZM146 109V108H145ZM186 109V110H185ZM12 109H10V111H11ZM16 110H17V108H16ZM16 110H14L13 109V111L15 112ZM22 110V112H23V109H21ZM29 110V107H28V109H27V111ZM36 110V109H35ZM40 110V109H39ZM57 110V109H56ZM76 110V109H75ZM76 110V111H77ZM91 110V109H90ZM93 110H94V108H93ZM113 109H111V111H112ZM115 110V109H114ZM129 110V109H128ZM152 110V109H151ZM164 110V111H165ZM199 110H201V113L199 112ZM204 110V111H205ZM3 111H5L4 110V108H3ZM7 111V110H6ZM5 111V112H6ZM19 111V110H18ZM25 111L23 112V114L25 113ZM26 111V112H27ZM31 111V110H30ZM37 111V110H36ZM54 110H52V112H53ZM66 111V110H65ZM73 111V110H72ZM75 111V112H76ZM82 111V110H81ZM92 111V110H91ZM95 111H97V110H95ZM95 111H94V116H95ZM99 111V110H98ZM131 111V110H130ZM157 109H156V113H157ZM160 111V112H161ZM263 111H264V109H263ZM9 112V111H8ZM33 112V111H32ZM35 112V111H34ZM43 112H44V110H43ZM67 112V111H66ZM65 112V113H66ZM71 112V111H70ZM104 112V111H103ZM102 112V113H103ZM147 112H149L148 110H147ZM167 112H168V110H167ZM167 112H166V114H167ZM188 112H190V111H188ZM16 113V112H15ZM29 113V112H28ZM27 113V116H29V117H27V116H25L24 118L23 117H20V115L22 114H19V116H15L13 113V115L16 117H14L13 119H12V115H11V120L9 119L10 117H8V116H6V115H3L4 117H2L3 119V122L2 121H0V171L3 173V174H5V178L2 180V179H0V182L2 181V183H0L1 185L0 186H2V184L4 185V184H9V180H11V179H8L9 177L7 176V174L9 175V174H11L10 175V177H12V175H14V173L15 174H17V177L19 176V174L22 172V173H24V174H28L29 173V175H30V173L32 172V171H30L31 169H32V167L30 168V170H29V167H30V165H28V164H25L24 162L26 161V162H28L29 160V162H32L33 163V161H32V159H29L28 157L32 154V153H34V155L36 156V154L38 155L39 154V156H38V158H40V154H44V153H42L43 151H42V149L40 148L41 146H39L38 145V148H37V145H36V142L38 141H36L35 142V144H33V146H30L31 148H29L28 149V146H29V144H28V146H26L27 147V149L26 150H23V151H21L22 149H23V143H24V145H25V141L26 140H28V138H31V139H29L28 140V143H29V141L30 140H33V139H35L36 140V138L37 139H42V137H37V136H39V135H36V137L34 138V137H32L31 136V134H30V132H33L32 131V128H31V131H29V129H25V128H27L28 127V124H29V122L30 121H34L32 118H31V116H30V114H28ZM64 113V112H63ZM64 113V114H65ZM77 113V112H76ZM97 113V112H96ZM106 113V112H105ZM115 113H117V116H119L120 114H118V112H117V110L115 111ZM121 114H123V112H120ZM153 113V112H152ZM163 113V112H162ZM244 113V115H242L243 117L242 118H244V121H246L245 123L244 122H242V119H241V114H243ZM5 114V113H4ZM6 114H9V116H10V113H6ZM22 114V115H23ZM32 114V113H31ZM52 114V113H51ZM58 114H59V112H58ZM83 114V115H82ZM90 114V113H89ZM100 114V113H99ZM98 114V115H99ZM107 114V113H106ZM160 114V113H159ZM164 114L165 113H163V116H164ZM166 114H165V116L163 117L162 116V119H160V120H157V122H155V125L157 126L156 128L157 129H155V130H153L152 131V133H150V130L148 129V128H146L145 127V129L144 130H146V131H142V133L141 132H138V134H143L142 136L143 137H146V138H148L149 140L151 139L152 141H158L157 139V133L160 131V126H162L163 125V121H164V119H165V121H167L168 119H166L165 117H166ZM168 114H169V112H168ZM180 114H183V113H179L178 114V116H180ZM210 114V115H209ZM259 114V113H258ZM44 115V114H43ZM42 115V116H43ZM45 115H48V114H45ZM67 115V114H66ZM65 115V116H66ZM70 115H73L72 114V112H71V114ZM74 115H76V114H74ZM97 115V114H96ZM110 115H111V113H110ZM124 116H125V114H123ZM143 115V114H142ZM145 115H147V114H145ZM149 115H152L151 117H153L154 115L153 114H150L149 113ZM158 115V114H157ZM157 115H155V116H157ZM161 115V114H160ZM261 115V114H260ZM24 116V115H23ZM34 116V115H33ZM41 116V113H40V115L38 116V117H40ZM40 117V121L39 122H44L45 121V123L47 124L48 122H50V118H49V116L50 115H48V117H47V119L49 120V121H47L46 120V117L45 118H43V117ZM60 116H62L61 115V113H60ZM60 116H58V118L60 117ZM68 116H69V114H68ZM82 116H83V118H82ZM105 116V115H104ZM104 116H103V118H104ZM108 116H109V114H108ZM117 116H115V117H117ZM168 116V115H167ZM168 116V117H169ZM174 116V117H175ZM184 116H186V115H184ZM1 117H0V119H1ZM19 117V118H18ZM27 117V118H26ZM38 117L36 118V119H38ZM56 117L57 116H55V120H56V122L54 123V121H53V124H55L56 126L59 124V119L57 120L56 119ZM100 117H102V116H100ZM112 117V116H111ZM158 117V119L161 117V116H157ZM167 117V118H168ZM169 117V118H170ZM177 117V116H176ZM262 117H264L263 116V114H262ZM41 118H43V119H41ZM63 118H65L64 117V115H63ZM68 119L70 118V116L69 117H67ZM91 117H89V119H90ZM94 118V117H93ZM96 118V117H95ZM94 118V119H95ZM108 118H110V117H108ZM172 118L173 117H171V120H172ZM23 119V120H22ZM32 119V120H31ZM53 119H54V116H53ZM52 119V120H53ZM60 119H61V117H60ZM71 119V118H70ZM75 119L77 120L78 119V117H75ZM74 118L72 119V122H74L73 120H75ZM101 119V118H100ZM99 119V120H100ZM178 119V118H177ZM255 119H256V121H255ZM44 120V121H43ZM51 120V121H52ZM76 120H75V124L77 123L76 122ZM96 120H97V118H96ZM102 120H104V119H102ZM101 120V121H102ZM105 120H107V119H105ZM110 120V119H109ZM115 120V119H114ZM140 120V119H139ZM147 120V119H146ZM153 120V122H154V117H153V119L151 118L150 119V121H152ZM155 120H156V117H155ZM183 120V119H182ZM264 120V119H263ZM60 121H62V120H60ZM82 121H85V120H82ZM89 121V120H88ZM87 121V122H88ZM93 121V120H92ZM108 121V120H107ZM142 121V120H141ZM144 121V120H143ZM149 121V120H148ZM178 121V120H177ZM255 121V122H254ZM35 122V121H34ZM57 122H58V124H57ZM65 121L63 120V122H60V124L61 123H64ZM69 122H71V121H69ZM71 122V123H72ZM86 122V121H85ZM84 122V123H85ZM91 122V121H90ZM103 123H104V121H102ZM145 122V121H144ZM144 122H143V124H144ZM153 122L151 123V125L150 126H152V124H153ZM33 123V122H32ZM79 123H80V121H79ZM79 123H77V124H79ZM82 123V122H81ZM84 123H82V124H84ZM103 123H102V126H104L103 125ZM106 123V122H105ZM111 123V122H110ZM118 123V122H117ZM138 123L139 122H137V125H138ZM142 123V122H141ZM165 123V122H164ZM39 124V123H38ZM37 124V125H38ZM49 124V123H48ZM47 124V125H48ZM64 124H66V123H64ZM81 124V125H82ZM92 124H93V122H92ZM97 124V123H96ZM109 124V123H108ZM116 124V123H115ZM114 124V125H115ZM135 124V123H134ZM140 124V123H139ZM148 124V123H147ZM146 124V125H147ZM180 124V123H179ZM30 125V124H29ZM36 125V123H35V125H32V126H34V127H36L37 126ZM46 125V126H47ZM63 125V124H62ZM68 125V124H67ZM71 125H73V124H71ZM86 126L88 125V124H85ZM91 125V124H90ZM95 125V124H94ZM107 125V124H106ZM122 125V124H121ZM158 125H160V126H158ZM178 125V124H177ZM248 125V126H247ZM251 125V124H250ZM252 125H254V124H252ZM40 126H42L41 125V123H40ZM46 126H42V127H46ZM69 126H70V124H69ZM79 126V125H78ZM98 126V125H97ZM122 126H124V125H122ZM121 126V127H122ZM133 126H136V125H133ZM141 127H142V125H140ZM164 126H165V124H164ZM262 126V125H261ZM54 125H53V129H54ZM58 128L59 127H62V126H57ZM64 127V126H63ZM68 127V126H67ZM67 127H66V129H67ZM80 127V126H79ZM83 127V126H82ZM106 127V126H105ZM113 127V126H112ZM117 127V126H116ZM121 127H119V128H121ZM148 127H149V125H148ZM185 127V128H186ZM251 127V126H250ZM40 128V127H39ZM47 128V127H46ZM56 128V127H55ZM71 128V127H70ZM73 128V127H72ZM71 128V129H72ZM75 128V127H74ZM73 128V129H74ZM95 128V127H94ZM100 128H101V126H100ZM107 128V127H106ZM106 128H104V131L103 132H106L105 131V129ZM111 128V127H110ZM109 128V129H110ZM114 128V127H113ZM128 128H131L132 129V127H127V129ZM142 128H144V127H142ZM150 129H151V127H149ZM158 128H159V131L157 132V130H158ZM37 129V133L39 132V131H41V132H44V131H42V130H40L39 129V131H38V128H35V129H33L34 131ZM48 129H49V127H48ZM47 129V130H48ZM57 129V128H56ZM55 129V130H56ZM66 129H65V132H69V130H67L66 131ZM79 129V128H78ZM86 129H87V127H86ZM108 129V130H109ZM115 129V128H114ZM121 129H123V128H121ZM133 129H136V127L135 128H133ZM141 129V128H140ZM178 129V128H177ZM180 129V128H179ZM250 129H252V128H250ZM76 130V129H75ZM74 130V131H75ZM89 130V129H88ZM87 130V131H88ZM92 130V129H91ZM96 130V129H95ZM148 130H149V132H148ZM163 131H164V128L162 129ZM161 130V131H162ZM171 130V129H170ZM175 130V129H174ZM49 131V130H48ZM51 131H53L52 129H51ZM73 131V130H72ZM73 131V132H74ZM97 131V130H96ZM115 131V130H114ZM124 131H125V129H124ZM131 132H132V130H130ZM136 131H138V130H136ZM162 131V132H163ZM172 131V130H171ZM170 131V132H171ZM262 131H263V129H262ZM50 132V131H49ZM54 132V131H53ZM72 132V133H73ZM80 132V131H79ZM92 132H93V130H92ZM102 132V133H103ZM109 132V131H108ZM128 132V131H127ZM135 132V131H134ZM161 132V133H162ZM166 132V135H167V131H165ZM173 132V131H172ZM185 132V131H184ZM209 132H213L212 134L211 133H209ZM258 132V131H257ZM36 133V134H37ZM47 133V132H46ZM51 133V132H50ZM59 133V132H58ZM75 133V132H74ZM73 133V134H74ZM78 133V132H77ZM81 133V132H80ZM90 133V132H89ZM99 133V132H98ZM233 133H235L234 134V136H233ZM33 134V133H32ZM39 134H40V132H39ZM53 134V133H52ZM56 134V133H55ZM63 134H64V132H63ZM72 134V135H73ZM82 134H83V130H82ZM87 134V133H86ZM106 134V133H105ZM112 134V133H111ZM132 134V133H131ZM163 135H164V133H162ZM175 134V133H174ZM42 135V134H41ZM44 135V134H43ZM47 135H51V134H48L47 133ZM60 135H62L61 133H60ZM67 135V134H66ZM66 135H64V136H66ZM72 135H71V137H72ZM108 135H110V133H108ZM107 135V136H108ZM134 135V134H133ZM166 135H164V136H166ZM210 135V136H209ZM212 135V136H211ZM236 135H239V137H241V139L239 138V140L238 139H236ZM264 135V134H263ZM33 136H35V132H34V134H33ZM53 136V135H52ZM52 136H50V137H52ZM81 136V135H80ZM128 136V135H127ZM135 136V135H134ZM160 136H162L161 134H160ZM164 136H162V139H163V137ZM168 136H170V135H168ZM189 135H188V138L190 137ZM45 137V135L43 136V138ZM71 137H70V139H71ZM77 137V136H76ZM83 137V136H82ZM119 137V136H118ZM126 137V136H125ZM130 137V136H129ZM128 137V138H129ZM132 137V136H131ZM139 137V136H138ZM142 137V138H143ZM159 137V136H158ZM47 138V137H46ZM63 138V137H62ZM117 138V137H116ZM124 138V137H123ZM122 138V139H123ZM137 138V137H136ZM140 138V137H139ZM145 138V139H146ZM161 138V137H160ZM159 138V139H160ZM164 138H166V137H164ZM169 138V137H168ZM167 138V139H168ZM184 138L188 141H186V140H184ZM243 138V139H242ZM257 138V137H256ZM66 139V138H65ZM68 139V138H67ZM74 139H75V137H74ZM122 139L120 140V141H122ZM125 139V138H124ZM138 139V138H137ZM144 139V138H143ZM148 139H147V141H148ZM44 140H45V138H44ZM61 140H64V139H59V138H56V139H54L53 141H52V144L55 142V145H56V142H58V141H61ZM73 140V139H72ZM117 140H119V139H117ZM132 140V139H131ZM134 140V139H133ZM161 140V139H160ZM171 140V139H170ZM169 140V141H170ZM34 141V140H33ZM50 141V142H51ZM70 141V140H69ZM124 141H126V140H124ZM141 141H143V140H141ZM152 141H150V145L153 143ZM176 141H177V139H176ZM176 141H174V142H176ZM180 141V143L181 144H183L182 142ZM46 142V141H45ZM49 142V143H50ZM66 142V141H65ZM76 142V141H75ZM134 142V141H133ZM145 142V141H144ZM143 142V143H144ZM149 142V141H148ZM152 142V143H151ZM159 142V141H158ZM200 142H201V144H200ZM249 142V141H248ZM257 142V141H256ZM31 143V142H30ZM39 143H41L40 141H39ZM39 143H37V144H39ZM46 143H48V142H46ZM59 143V142H58ZM62 143V142H61ZM60 143V144H61ZM72 143V142H71ZM86 142L84 141V144H85ZM124 144H125V142H123ZM155 143V142H154ZM157 143V142H156ZM161 143V142H160ZM237 143H239V145H237ZM42 144V143H41ZM40 144V145H41ZM43 144H44V142H43ZM60 144H58V145H60ZM78 144H80V143H78ZM87 144H88V142H87ZM91 144V143H90ZM117 144V143H116ZM115 144V145H116ZM128 144V143H127ZM126 144V145H127ZM162 144V143H161ZM165 144V143H164ZM179 144V143H178ZM177 144V145H178ZM245 144V143H244ZM27 145V144H26ZM31 145V144H30ZM47 145V144H46ZM61 145H63V144H61ZM68 145V144H67ZM67 145H65L66 147H67ZM81 145V144H80ZM114 145V146H115ZM134 145V144H133ZM154 145V144H153ZM167 145V144H166ZM184 144H183V146H185ZM204 145V147L203 148H205L206 146ZM36 146V147H35ZM48 146V145H47ZM51 146V145H50ZM89 146V145H88ZM87 146V147H88ZM98 146V145H97ZM119 146V145H118ZM121 146V145H120ZM123 146V145H122ZM121 146V147H122ZM125 146V145H124ZM123 146V147H124ZM132 146V145H131ZM135 146H137V144L135 145ZM143 146H144V144H143ZM182 146V147H183ZM203 146V145H202ZM261 146V145H260ZM22 147V149H20ZM65 147V148H66ZM69 147V146H68ZM71 148H72V146H70ZM80 147H83L84 148V145L83 146H80ZM117 147V146H116ZM120 147V148H121ZM145 147H146V144H145ZM150 147V146H149ZM172 147V146H171ZM190 147H195V146H190ZM197 147V146H196ZM195 147V148H196ZM241 147V146H240ZM244 147V146H243ZM25 148V147H24ZM46 148V147H45ZM52 148V147H51ZM54 148V147H53ZM56 148V147H55ZM76 148H77V146H76ZM75 148V149H76ZM86 148V147H85ZM92 148H94V147H92ZM91 148V149H92ZM119 148V147H118ZM135 148V147H134ZM175 148H178V146L176 147L175 146ZM175 148H174V150H175ZM184 148V147H183ZM186 148H188V147H186L185 146V149ZM207 148V147H206ZM259 148V147H258ZM262 148V147H261ZM264 148V147H263ZM47 149V148H46ZM45 149V150H46ZM74 149V148H73ZM73 149H70L69 148V150H73ZM78 149H79V147H78ZM102 149V148H101ZM104 149V148H103ZM122 149V148H121ZM121 149H119V150H121ZM141 149V148H140ZM150 149V148H149ZM149 149H146V150H149ZM157 149V148H156ZM162 149V148H161ZM160 149V150H161ZM173 149V148H172ZM189 149V148H188ZM201 148H199V150H200ZM209 149H207V150H209ZM231 149V150H232ZM242 149V148H241ZM55 150V149H54ZM57 150V149H56ZM55 150V152H58V151H60V149L58 148V150L56 151ZM65 150V149H64ZM83 150V149H82ZM116 150H118V149H116ZM118 150V151H119ZM133 150V149H132ZM143 151L145 150V149H142ZM163 150V149H162ZM161 150V151H162ZM204 150V149H203ZM218 150V153H220V151ZM223 150V149H222ZM221 150V151H222ZM226 150V149H225ZM229 151H230V149H228ZM233 150H235L236 151V148H234ZM232 150V151H233ZM21 152V153H18V152ZM40 151H42V152H40ZM68 150H66V152H67ZM97 149H96V153H97ZM100 151V150H99ZM123 151H125V149L123 150ZM141 151V150H140ZM150 151V150H149ZM167 151V150H166ZM178 151V150H177ZM181 151V150H180ZM187 151V150H186ZM192 151H193V149H192ZM228 151V152H229ZM243 151V150H242ZM245 151L247 152V150H246V148H245ZM50 152V151H49ZM51 152H53L52 150H51ZM55 152H53L52 153V155L50 156V157H48V155H47V153H46V155H47V157L48 158H50V160L52 161V159L55 161H58V155H56L55 154ZM65 151H64V153H66ZM76 152H77V150H76ZM75 152V153H76ZM82 152V151H81ZM85 153H86V151H84ZM90 152V151H89ZM121 152V151H120ZM119 152V153H120ZM128 152V151H127ZM131 152V151H130ZM136 152H139L138 150L136 151ZM151 152H152V150H151ZM165 152V151H164ZM191 152V151H190ZM195 152V151H194ZM193 152V153H194ZM210 152V151H209ZM215 152V151H214ZM224 152V151H223ZM22 153H23V155H22ZM63 153V154H64ZM70 153V152H69ZM73 153H74V151H73ZM108 153V152H107ZM114 153V152H113ZM113 153H111V155L113 154ZM129 153V152H128ZM132 153V152H131ZM143 152H140V154L138 153L137 154V156L136 157H134L133 158V156H131L132 157V163L135 161V160H137L138 158H142L141 156H144V155H141ZM154 153V152H153ZM160 153V152H159ZM176 154H177V152H175ZM181 153H184V152H181ZM196 153H197V151H196ZM195 153V154H196ZM205 153V152H204ZM216 153H217V151H216ZM234 153V152H233ZM237 153V152H236ZM16 154H18V155H22V156H24V158H25V160H24V158H23V166H21V167H18V166H20V165H17V168L15 169V167H14V165L12 164V158L14 157V156H16ZM61 154V153H60ZM67 154V153H66ZM83 154V153H82ZM88 154V153H87ZM91 154V153H90ZM89 154V155H90ZM102 154V153H101ZM122 154V153H121ZM125 154V153H124ZM123 154V155H124ZM145 154V153H144ZM157 153L155 152V155H156ZM178 154H180V153H178ZM177 154V155H178ZM190 154V153H189ZM197 154H199V153H197ZM202 154V153H201ZM226 154H227V151H226ZM232 154V153H231ZM237 154H239L238 156H240V157H238V159L240 158L241 159V161L242 162H244V164L246 163L247 165H250L251 164V161H256L257 160V158H255V156L256 155H259L258 153L257 154H255V153H252V154H250V152H249V154H248V152L247 153H245L244 151L243 152H239V153H237ZM255 154V155H254ZM20 155V156H21ZM33 155V154H32ZM33 155V156H34ZM57 157H56V156ZM62 155V154H61ZM72 155V154H71ZM89 155H88V157H89ZM93 155H94V150H93ZM97 155H98V153H97ZM103 155V154H102ZM106 155H108V154H106ZM131 155V154H130ZM129 155V156H130ZM148 155H149V153H148ZM153 155V154H152ZM162 155V154H161ZM192 155V154H191ZM194 155V154H193ZM209 155V154H208ZM207 155V156H208ZM34 156V157H35ZM69 156V155H68ZM80 156H82V155H80ZM99 156V155H98ZM110 156V155H109ZM115 156V155H114ZM128 156V155H127ZM174 156V155H173ZM185 156V155H184ZM189 156V155H188ZM204 156V155H203ZM226 156V155H225ZM228 156V155H227ZM235 156V155H234ZM19 157V156H18ZM59 157H62V156H59ZM63 157H65V156H63ZM70 157V156H69ZM72 157V156H71ZM83 157V156H82ZM87 157V156H86ZM90 157H92V156H90ZM96 157V156H95ZM95 157H94V159H93V161L95 160ZM106 157V156H105ZM123 157V156H122ZM147 157V156H146ZM194 157V156H193ZM214 157V156H213ZM220 156H218V158H219ZM232 157V156H231ZM260 157H261V155H260ZM259 157V158H260ZM263 157V156H262ZM19 158H22V157H19ZM30 158H31V156H30ZM42 158H45L44 157V155H43V157L41 156V159ZM75 158V157H74ZM76 158H78V157H76ZM75 158V159H76ZM97 158V157H96ZM107 158V157H106ZM117 157H115V159H116ZM127 158H129V157H127ZM136 158V159H135ZM152 159H153V157H151ZM160 158V157H159ZM159 158H157V159H159ZM162 158V157H161ZM165 158V157H164ZM179 156H178V161H179ZM187 158H189V157H187ZM192 157H190V159H191ZM198 158H199V156H198ZM198 158H196V159H198ZM201 158V157H200ZM205 158V157H204ZM208 158H211L210 156L208 157ZM217 158V157H216ZM228 158V157H227ZM234 158V157H233ZM254 158H255V160H254ZM16 159H17V157H16ZM29 159V160H28ZM36 159V158H35ZM41 159H40V161H41ZM71 159H73V158H71ZM70 158H69V160L70 161H72ZM88 159V158H87ZM100 159H102V157L100 158ZM112 159V158H111ZM133 159H135V160H133ZM142 159H144V158H142ZM142 159H140V160H142ZM148 159V158H147ZM156 159V158H155ZM181 159H183V158H181ZM180 159V160H181ZM203 159V158H202ZM212 159V158H211ZM221 159V158H220ZM219 159V160H220ZM229 160H230V158H228ZM227 159V160H228ZM234 159H236L237 160V158H234ZM252 159V160H251ZM19 160V159H18ZM20 160H22V159H20ZM39 160V159H38ZM66 161H67V159H65ZM78 160V159H77ZM77 160H73L72 162H74V161H77ZM82 160V159H81ZM89 160V159H88ZM90 160H92L91 158H90ZM96 160H98V158L96 159ZM95 160V161H96ZM124 160V159H123ZM125 160H126V157H125ZM192 160H195V159H192ZM191 160V161H192ZM199 160V159H198ZM210 160V159H209ZM214 160V159H213ZM218 160V159H217ZM228 160V161H229ZM262 160V159H261ZM17 161V160H16ZM43 161V160H42ZM51 161H50V163H51ZM54 161H53V164H54ZM64 161V160H63ZM79 161H80V159H79ZM93 161H92V163H93ZM105 161V160H104ZM120 161V160H119ZM142 161H144V160H142ZM161 161V160H160ZM159 161V162H160ZM187 161V160H186ZM190 161V160H189ZM202 161H204V160H202ZM240 161V160H239ZM14 162V161H13ZM60 162H61V160H60ZM65 162V161H64ZM69 162V161H68ZM105 162H107V161H105ZM108 162H110V160L108 161ZM114 162H115V160H114ZM126 162V161H125ZM128 162V161H127ZM130 162V161H129ZM128 162V163H129ZM131 162H130V164H131ZM138 162H140V161H138ZM137 161H135V163L137 164L138 163ZM154 162V161H153ZM157 162V160L155 161V163ZM164 162V161H163ZM181 162V161H180ZM195 162V161H194ZM211 162H213V161H211ZM216 162V161H215ZM233 162V161H232ZM37 163V162H36ZM49 163V164H50ZM79 163H82V162H79ZM78 163V164H79ZM85 163H87V164H89L88 163V161L86 162L85 161ZM97 163V162H96ZM134 163V164H135ZM142 163V162H141ZM140 163V164H141ZM158 163V162H157ZM226 163V162H225ZM234 163H235V161H234ZM252 163H254V162H252ZM21 164V163H20ZM25 164V165H24ZM31 164V163H30ZM45 164H47V163H45ZM52 164V163H51ZM65 164H67L66 162H65ZM71 164V163H70ZM78 164H76V165H78ZM86 164V165H87ZM102 164H103V162H102ZM117 164L119 165V164H121L120 162L118 163V161H117ZM136 164L134 165V166H136ZM150 164V163H149ZM154 164V163H153ZM161 164V163H160ZM159 164V165H160ZM167 164V163H166ZM169 164V163H168ZM183 164V163H182ZM182 164H180V165H182ZM218 164V163H217ZM233 164V163H232ZM245 164V165H246ZM32 165V164H31ZM36 165V164H35ZM40 165V164H39ZM38 165V166H39ZM68 165V164H67ZM72 165V164H71ZM73 165H75L74 163H73ZM82 165V164H81ZM85 165V164H84ZM94 165V164H93ZM97 165H98V163H97ZM109 165H110V163H109ZM115 165H116V163H115ZM117 165V166H118ZM122 165H123V163L121 164V166L120 167H122ZM128 165V164H127ZM127 165H125V166H127ZM148 165V164H147ZM158 165V164H157ZM162 165V164H161ZM174 165V164H173ZM172 165V166H173ZM185 165V164H184ZM183 165V166H184ZM214 165V164H213ZM220 165H222V164H220ZM239 165V164H238ZM243 165V164H242ZM258 165V164H257ZM29 166V167H28ZM45 166V165H44ZM52 166V165H51ZM55 166V169H57V167H56V165L54 164L53 165V167ZM58 166V165H57ZM66 166V165H65ZM65 166H63V167H65ZM69 166V165H68ZM91 166V165H90ZM100 166V165H99ZM99 166H97V167H99ZM104 166V165H103ZM113 166V165H112ZM124 166V165H123ZM142 166V165H141ZM145 166V165H144ZM167 166V165H166ZM228 166V165H227ZM227 166H224V167H227ZM231 166V165H230ZM35 167H37V166H35ZM40 167H41V165H40ZM43 167V166H42ZM48 167H49V165H48ZM47 167V168H48ZM60 167V166H59ZM62 167V168H63ZM73 167V166H72ZM81 167V166H80ZM96 167V168H97ZM119 167V166H118ZM119 167V168H120ZM137 167H139V166H137ZM137 167H135V168H137ZM149 167V166H148ZM152 167V166H151ZM169 167H170V165H169ZM182 167V166H181ZM232 167V166H231ZM236 167V166H235ZM238 167V166H237ZM236 167V168H237ZM38 168V167H37ZM44 168V167H43ZM88 168V167H87ZM91 168H93V167H91ZM94 168H95V165H94ZM102 168V167H101ZM108 168H110V166L109 167H107L106 169H108ZM118 168V169H119ZM123 168V167H122ZM128 168V167H127ZM134 168V170L136 171V169ZM154 168V167H153ZM159 168V167H158ZM172 168H174V167H172ZM176 169H177V167H175ZM183 168V167H182ZM185 168V167H184ZM183 168V169H184ZM220 168V167H219ZM239 168V167H238ZM251 168V167H250ZM41 169V168H40ZM66 169V168H65ZM70 169V168H69ZM69 169H68V171H69ZM80 169V168H79ZM82 169L83 170H85L83 167H82ZM99 169V168H98ZM98 169H96V170H98ZM113 169H115V168H113ZM116 169H117V167H116ZM117 169V170H118ZM125 169V168H124ZM130 169V168H129ZM132 169H133V167H132ZM131 169V170H132ZM142 169V168H141ZM150 169V168H149ZM155 169V168H154ZM164 169H166V168H164ZM181 169V168H180ZM180 169H179V171H180ZM186 169V168H185ZM252 169H254V167H252ZM259 169V168H258ZM34 170V169H33ZM48 170V169H47ZM46 169L44 170V171H47ZM50 170H51V168H50ZM64 170V169H63ZM88 170V169H87ZM90 170V169H89ZM100 170V169H99ZM166 170H168V169H166ZM169 170H171V169H169ZM173 170V169H172ZM178 170V169H177ZM227 170V169H226ZM225 170V171H226ZM228 170H230V169H228ZM228 170L226 171L228 174H226V173H224L223 174V176H225L224 177V179H227L228 180V183H229V185H228V189H232V188H235V190L237 191H239L240 189H241V185H238L239 183H240V181H237L238 180V178H235V177H237L236 175H238V174H236L235 172H233L234 174L232 175L231 173V171L230 172H228ZM240 170V169H239ZM256 170V169H255ZM264 170V169H263ZM30 171V172H29ZM53 171V170H52ZM55 171V170H54ZM57 172H58V170H56ZM65 171V170H64ZM67 171V170H66ZM66 171L64 172V173H66ZM67 171V172H68ZM79 171H81V169L79 170ZM78 171V172H79ZM93 171H95L94 169H93ZM104 171V170H103ZM108 171H109V169H108ZM130 171V170H129ZM143 171V170H142ZM150 171V170H149ZM161 171H163V170H161ZM189 171V170H188ZM222 171H223V168H222ZM225 171H223V172H225ZM242 171H243V169H242ZM250 171V170H249ZM0 172V173H1ZM37 172V171H36ZM40 172H41V170H40ZM51 172V171H50ZM59 172H61V171H59ZM73 172V171H72ZM83 172V171H82ZM81 172V173H82ZM91 172V171H90ZM100 173L99 174H101L102 172L101 171H99ZM105 172V171H104ZM116 172V171H115ZM118 173L119 172H122V171H117ZM132 172H133V170H132ZM146 172H147V170H146ZM172 172V171H171ZM176 173H177V171H175ZM45 173H47V172H45ZM53 173V172H52ZM51 173V174H52ZM92 174H93V172H91ZM94 173H96V171L94 172ZM109 173H110V171H109ZM136 173H138V172H136ZM140 173V172H139ZM142 173V172H141ZM140 173V174H141ZM174 173V172H173ZM172 173V175H174ZM221 173V172H220ZM2 174V175H3ZM23 174V175H24ZM43 174V173H42ZM47 174H49V173H47ZM60 174H62V173H60ZM68 174V173H67ZM74 174V173H73ZM84 174V173H83ZM82 174V175H83ZM88 174H89V172H88ZM108 174V173H107ZM121 174H123V172L121 173ZM129 174V173H128ZM147 174H148V172H147ZM154 174V173H153ZM159 174V173H158ZM167 174V173H166ZM171 174V173H170ZM195 174V173H194ZM226 174V175H225ZM241 174V173H240ZM243 174H246L244 171L242 172V175ZM250 173H248V175H249ZM20 175H22V174H20ZM40 175V174H39ZM57 175V174H56ZM59 175V174H58ZM70 175H71V173H70ZM85 175V174H84ZM91 175V174H90ZM97 175V174H96ZM112 175H113V173H112ZM115 175V174H114ZM119 174H117V176H118ZM133 175V173L131 174V176ZM138 175V174H137ZM142 175V174H141ZM219 175V174H218ZM222 175V174H221ZM221 175H219V176H221ZM4 176V175H3ZM50 176H52V175H50ZM68 176V175H67ZM79 176H81L80 174H79ZM92 176H94V175H92ZM91 176V177H92ZM110 176V175H109ZM121 176V175H120ZM125 176H127V175H125ZM149 176V175H148ZM170 176V175H169ZM194 176V175H193ZM222 176V177H223ZM244 176V175H243ZM252 176V175H251ZM262 176V175H261ZM30 177H34V171H33V173L30 175ZM38 177V176H37ZM46 177V176H45ZM49 177V176H48ZM69 177V176H68ZM85 177V176H84ZM98 177V176H97ZM103 177V176H102ZM102 177H100V179L102 178ZM108 177V176H107ZM113 177V176H112ZM138 177V176H137ZM142 177V176H141ZM157 177V176H156ZM171 177V176H170ZM174 177V176H173ZM177 177L178 176H176V179H177ZM195 177V176H194ZM240 177V176H239ZM245 177V176H244ZM255 177V176H254ZM258 177V176H257ZM264 177V176H263ZM22 178V177H21ZM20 178V179H21ZM25 178H27V177H25ZM51 178V177H50ZM50 178H47V179H49L50 180ZM53 178V177H52ZM65 178H67V177H64V179ZM75 178H77V177H75ZM130 179H132L131 177H129ZM129 178H127V179H129ZM143 178H145L144 176H143ZM168 178V177H167ZM180 178V177H179ZM190 178V177H189ZM193 178V177H192ZM218 178V177H217ZM252 178V177H251ZM8 179V180H7ZM15 179V178H14ZM31 178H29L28 180H30ZM39 179H41V176H40V178ZM56 178H54V180H55ZM60 178H58V181H60L59 180ZM82 179V178H81ZM91 179V178H90ZM106 179V178H105ZM105 179H103V180H105ZM111 179H113V178H111ZM118 179V178H117ZM120 179H122V178H120ZM126 179V178H125ZM134 179V178H133ZM149 179V178H148ZM155 179V178H154ZM171 180L170 181H172V178H170ZM191 179V178H190ZM222 179V178H221ZM240 179V178H239ZM242 179H244V178H242ZM261 179H263V178H261ZM17 180H19L18 178H17ZM21 180H23V179H21ZM36 180V179H35ZM48 180V181H49ZM54 180H53V182H54ZM57 180V179H56ZM62 180V179H61ZM79 180V179H78ZM77 180V181H78ZM95 180V179H94ZM109 180H110V178H109ZM119 180V179H118ZM147 180V179H146ZM152 180V179H151ZM177 180H179V179H177ZM176 180V181H177ZM187 180V179H186ZM196 180V179H195ZM217 180H219V179H217ZM256 180V179H255ZM258 180V179H257ZM260 180V179H259ZM7 181V182H6ZM9 181V182H8ZM14 181V180H13ZM25 181V180H24ZM30 181H32V180H30ZM85 181V180H84ZM87 181V180H86ZM90 181V180H89ZM97 181V180H96ZM106 181V180H105ZM114 181V180H113ZM123 181V180H122ZM149 181V180H148ZM174 181V180H173ZM180 181V180H179ZM185 181V180H184ZM226 181V180H225ZM39 182V181H38ZM88 182V181H87ZM91 182H92V180H91ZM107 182V181H106ZM115 182H117V180L116 181H114V184H115ZM120 182V181H119ZM118 182V187L120 186L119 183ZM141 182H143V181H141ZM147 182V181H146ZM175 182V181H174ZM223 182V181H222ZM227 182V181H226ZM239 182V183H238ZM251 182V181H250ZM11 183V182H10ZM14 183H17V181L15 182L14 181ZM21 183V182H20ZM34 183V182H33ZM50 183V182H49ZM48 183V184H49ZM56 183H57V181H56ZM64 183V182H63ZM66 183V182H65ZM64 183V184H65ZM73 183V182H72ZM77 183V182H76ZM79 183H82V182H79ZM102 183V182H101ZM127 183V182H126ZM129 184H130V182H128ZM132 183V182H131ZM145 183V182H144ZM149 183V182H148ZM175 183H177V182H175ZM174 183V184H175ZM221 183V182H220ZM227 183V184H228ZM238 183V184H237ZM260 183V182H259ZM23 184V183H22ZM27 183H25V185H26ZM29 184H30V182H29ZM36 184V183H35ZM40 184V183H39ZM51 184V183H50ZM60 184H61V182H60ZM59 184V185H60ZM66 184H69V183H66ZM71 184V183H70ZM78 184V183H77ZM88 184V183H87ZM87 184L84 182V183H82L81 185L80 184H78V185H80L82 188H81V190L84 192V191H88V190H91V189H89V187L87 188L86 186H87ZM93 184H94V182H93ZM103 184V183H102ZM101 184V185H102ZM125 184V183H124ZM171 184H172V182H171ZM226 184V183H225ZM224 184V185H225ZM242 184V183H241ZM264 184V183H263ZM262 184V185H263ZM9 185H11V184H9ZM14 185V184H13ZM12 185V186H13ZM19 185V184H18ZM31 185V186H30ZM29 186L32 188V184H30ZM37 185V184H36ZM44 185V184H43ZM43 185H42V187H43ZM46 185H47V182H46ZM52 185H54V184H52ZM51 185V186H52ZM56 185V184H55ZM75 185V184H74ZM77 185V186H78ZM90 185H92V184H90ZM95 185H97V184H95ZM100 185V184H99ZM100 185V186H101ZM116 185V186H117ZM132 185V184H131ZM140 185H142V184H140ZM182 185V184H181ZM181 185H179V186H181ZM192 185V184H191ZM191 185H190V189H191ZM222 185V187H224V185L223 184H221ZM251 185V184H250ZM255 185V184H254ZM260 185V184H259ZM5 186V185H4ZM15 186V185H14ZM13 186V187H14ZM22 187H23V185H21ZM34 186V185H33ZM39 186V185H38ZM48 186V185H47ZM47 186H45V188H47ZM50 186V185H49ZM56 186H58V185H56ZM66 186V185H65ZM71 186V185H70ZM77 186H76V188H77ZM103 186H106V185H103ZM115 186V187H116ZM122 186V185H121ZM120 186V187H121ZM125 186V185H124ZM126 186H128V184L126 185ZM125 186V187H126ZM171 186V185H170ZM169 186V187H170ZM186 186V185H185ZM185 186H184V188H185ZM189 186V185H188ZM187 186V187H188ZM227 186V185H226ZM249 186V185H248ZM261 186V185H260ZM3 187V186H2ZM8 187L9 186H7V187H4L5 188V190L6 191H8ZM12 187V188H13ZM16 187V186H15ZM18 187V186H17ZM21 187V188H22ZM41 187V188H42ZM59 187V186H58ZM58 187H56V189H58ZM63 188H64V186H62ZM73 188H75L74 186H72ZM94 187V186H93ZM107 187H109V186H107ZM124 187V188H125ZM138 187V186H137ZM167 187V186H166ZM165 187V188H166ZM174 187V186H173ZM172 187V188H173ZM242 187H244V186H242ZM250 187V186H249ZM259 187V186H258ZM3 188V189H4ZM30 188V190H32ZM51 188V187H50ZM68 188V187H67ZM69 188H71V187H69ZM99 188H101V187H99ZM110 188V187H109ZM109 188H107V189H109ZM112 188V187H111ZM123 188V187H122ZM123 188V189H124ZM130 188V187H129ZM165 188L163 189V190H165ZM171 188V187H170ZM171 188V189H172ZM180 188H182V187H180ZM194 188V187H193ZM225 188V187H224ZM245 188V187H244ZM251 188V187H250ZM260 188V187H259ZM0 189H2L1 187H0ZM9 189H10V187H9ZM14 189V188H13ZM13 189L11 190V193H13L12 191H13ZM16 189V188H15ZM23 189V188H22ZM39 189V188H38ZM62 189V188H61ZM79 189V188H78ZM94 189H98V188H93V190ZM132 189V188H131ZM176 189V188H175ZM186 189V188H185ZM195 189V188H194ZM200 189H202V188H200ZM226 189V188H225ZM228 189H226V190H228ZM4 190V191H5ZM17 190V189H16ZM16 190H14V191H16ZM24 190H26V189H24ZM23 190V191H24ZM34 190V189H33ZM37 190V189H36ZM40 190V189H39ZM42 190V189H41ZM43 190H44V188H43ZM49 190V189H48ZM55 190V189H54ZM66 190V189H65ZM71 190H72V188H71ZM74 191H76L75 189H73ZM92 190V191H93ZM99 190H101V189H99ZM99 190H98V192H99ZM103 191L105 190V189H102ZM117 191V189L115 188L114 189V191ZM119 190H120V188H119ZM137 190V189H136ZM180 190V189H179ZM178 190V191H179ZM188 190V189H187ZM186 190V191H187ZM217 190V189H216ZM222 190V189H221ZM224 190V189H223ZM222 190V191H223ZM225 190V191H226ZM249 190V189H248ZM3 191V190H2ZM10 191V190H9ZM51 191V190H50ZM50 191L48 192V194L47 195H49V193H50ZM62 191V190H61ZM78 191V190H77ZM80 191V190H79ZM103 191H101L100 193L101 194H103ZM113 191V190H112ZM129 191V190H128ZM143 191H145V190H143ZM142 191V192H143ZM154 191V190H153ZM159 191V190H158ZM168 191H169V189H168ZM174 191V190H173ZM175 191H177V190H175ZM174 191V192H175ZM177 191V192H178ZM183 191V190H182ZM189 191V190H188ZM203 191V190H202ZM229 191V190H228ZM226 192L227 194L229 193V192ZM241 191V190H240ZM18 192V191H17ZM16 192V193H17ZM27 192V191H26ZM25 192V193H26ZM34 192V191H33ZM36 192V191H35ZM38 192V191H37ZM43 192V191H42ZM46 192V191H45ZM56 192V191H55ZM67 192H69V191H67ZM97 191H95V193H96ZM108 192V191H107ZM124 192V191H123ZM131 192V191H130ZM133 192V191H132ZM141 191H140V194L142 193ZM157 192V191H156ZM165 192V191H164ZM172 192V191H171ZM173 192V193H174ZM181 192V191H180ZM192 192H194V191H192ZM198 192V191H197ZM200 193H191L192 194V196L190 197V198H195L196 196H200V194H201V191H199ZM215 192V191H214ZM221 192V191H220ZM233 192H235L234 191V189H233ZM233 192H232V196L234 195L233 194ZM6 193H8V192H6ZM20 193H22V192H20ZM31 193V192H30ZM40 193V192H39ZM65 193H66V191H65ZM72 193V192H71ZM75 193V192H74ZM85 193V192H84ZM90 193V192H89ZM112 193V192H111ZM117 192H115L114 194H116ZM125 193H126V191H125ZM150 193V192H149ZM161 193H162V191H161ZM206 193V192H205ZM223 193V192H222ZM221 193V194H222ZM245 193V192H244ZM260 193V192H259ZM1 194V193H0ZM35 194H37V193H35ZM64 194V193H63ZM106 194V193H105ZM113 194V195H114ZM123 194V193H122ZM131 194V193H130ZM132 194H134V193H132ZM131 194V196H133ZM151 194V193H150ZM153 194V193H152ZM158 194H159V192H158ZM167 194V193H166ZM177 194V193H176ZM175 194V195H176ZM212 193H210L209 195H211ZM215 194V193H214ZM220 194V195H221ZM239 194V193H238ZM242 194V193H241ZM9 195V194H8ZM11 195H13V194H11ZM17 195V194H16ZM15 195V196H16ZM19 195V194H18ZM23 195V194H22ZM21 195V196H22ZM25 195H27V194H25ZM43 195H45V194H43ZM47 195H45L46 196V198H47ZM50 195H51V193H50ZM57 195H59V198L61 197V195L60 194H58L57 193ZM70 195H72V194H70ZM97 194H95V196H96ZM112 195V194H111ZM124 195V194H123ZM147 195H149V194H147ZM174 195V196H175ZM184 195V194H183ZM186 195H187V193H186ZM189 196H190V194H188ZM193 195H196V196H193ZM203 195V194H202ZM219 195V196H220ZM4 196H6V195H3L2 197H4ZM37 196V195H36ZM35 196V197H36ZM39 196V195H38ZM41 196H42V194H41ZM69 196V195H68ZM67 196V197H68ZM76 196V195H75ZM91 196V198L90 199H92V194L90 195ZM95 196H94V198H95ZM103 196V195H102ZM127 196V195H126ZM137 196V195H136ZM142 196V195H141ZM150 196V195H149ZM173 197V195H170L169 197ZM182 196V195H181ZM204 196V195H203ZM212 196H215V195H212ZM230 198H231V196H230V193H229V195H228ZM235 196H237V194L235 195ZM261 196V195H260ZM10 197V196H9ZM8 197V198H9ZM12 197V196H11ZM17 197V196H16ZM20 197V196H19ZM18 197V198H19ZM23 197V196H22ZM32 197H34V196H32ZM32 197H31V200H32ZM66 197V198H67ZM72 197V196H71ZM99 197V195L97 196V198ZM105 197V196H104ZM115 197V196H114ZM128 197V196H127ZM169 197H168V199H169ZM178 197V196H177ZM176 197V198H177ZM183 197V196H182ZM205 197H209V196H205ZM243 197V196H242ZM251 197V196H250ZM255 197V196H254ZM14 198V197H13ZM49 198V197H48ZM58 198V197H57ZM64 198V197H63ZM89 198V197H88ZM97 198L96 199H94V201L93 202H95V200L97 201ZM107 198H108V196H107ZM113 198V197H112ZM120 198V197H119ZM118 198V199H119ZM126 198V197H125ZM132 198V197H131ZM136 198V197H135ZM146 199H147V197H145ZM197 198V197H196ZM200 198V197H199ZM229 198V199H230ZM238 198V197H237ZM246 198V197H245ZM245 198H242V199H244L245 200ZM261 198V197H260ZM263 198V197H262ZM6 199V197L4 198V200ZM30 199V198H29ZM28 199V200H29ZM41 199H43V198H41ZM50 199V198H49ZM52 199H53V196H52ZM74 199H76V201H77V198H74ZM78 199H79V197H78ZM99 199V198H98ZM102 199V198H101ZM122 199H124V197L122 198ZM127 199H129V198H127ZM133 199V198H132ZM145 199V200H146ZM179 199H181V198H179ZM187 199V201H188V196L184 199V200H186ZM201 199H202V197H201ZM204 199V198H203ZM211 198H209L208 200H210ZM214 199V198H213ZM224 199V198H223ZM232 199V198H231ZM8 201L10 200V199H7ZM14 200H16V199H14ZM23 199H21V201H22ZM24 200H26V199H24ZM35 200V199H34ZM34 200H33V202H34ZM38 200V199H37ZM39 200H40V198H39ZM38 200V201H39ZM60 200V199H59ZM73 200V199H72ZM79 200H81V199H79ZM105 200V199H104ZM144 200V201H145ZM164 200V199H163ZM172 200V199H171ZM183 200V201H184ZM191 201L193 200V199H190ZM199 200V199H198ZM217 200V199H216ZM221 200V199H220ZM227 200H228V198H227ZM234 200V199H233ZM232 200V201H233ZM241 200V199H240ZM246 200H247V198H246ZM255 200V199H254ZM27 201V200H26ZM71 201V200H70ZM84 201V200H83ZM91 201V200H90ZM114 201V200H113ZM115 201H118V200H116V198H115ZM124 201L126 202V200L124 199ZM130 201H132V200H130ZM148 201V200H147ZM226 201V200H225ZM230 201V200H229ZM10 202H12V201H10ZM18 202V201H17ZM41 202V205L40 206H42V201H40ZM62 202H64V204H65V201H62ZM66 202H67V200H66ZM73 202V201H72ZM71 202V203H72ZM75 202V201H74ZM88 201H86L85 203H87ZM102 202V201H101ZM109 202V201H108ZM124 202V203H125ZM149 202V201H148ZM173 202V201H172ZM176 202V201H175ZM178 202V201H177ZM176 202V203H177ZM208 202V201H207ZM206 202V203H207ZM228 202V201H227ZM235 202H236V199H235ZM261 202V201H260ZM259 202V203H260ZM5 203V202H4ZM14 203V202H13ZM19 203V202H18ZM24 203V202H23ZM27 203H29V202H27ZM26 203V204H27ZM47 204H48V201L46 202ZM45 203V204H46ZM53 203V202H52ZM55 203V202H54ZM58 203V202H57ZM60 203V202H59ZM77 203V202H76ZM91 203V202H90ZM99 203V202H98ZM110 203V202H109ZM114 203V202H113ZM118 203H119V201H118ZM127 203V202H126ZM138 203H139V201H138ZM154 203V202H153ZM201 203V202H200ZM203 203V202H202ZM205 203V202H204ZM205 203V204H206ZM215 203H219L218 201H216V202H214V204ZM232 203V202H231ZM247 203V202H246ZM1 204V203H0ZM10 204V203H9ZM40 204V203H39ZM74 204V203H73ZM80 204V203H79ZM83 204V203H82ZM103 204V203H102ZM133 204H135V203H133ZM140 204V203H139ZM144 204V203H143ZM147 204V202L144 204V206ZM149 204V203H148ZM159 204H161V203H159ZM163 204H165L164 202H163ZM188 204H189V202H188ZM194 204V203H193ZM196 204H199V203H196ZM220 204V203H219ZM218 204V205H219ZM233 204H234V202H233ZM236 204V203H235ZM241 204V203H240ZM4 205V204H3ZM8 205V204H7ZM18 205V204H17ZM21 205V204H20ZM30 205H32V204H30ZM35 205V204H34ZM33 205V206H34ZM51 205V204H50ZM55 205V204H54ZM68 205V204H67ZM70 205V204H69ZM75 205V204H74ZM88 205H90V204H88ZM121 205H123V204H121ZM120 205V206H121ZM129 205V204H128ZM131 205H132V203H131ZM142 205V204H141ZM153 205H155V203L153 204ZM166 205V204H165ZM167 205H169V204H167ZM172 205V204H171ZM183 205H185V204H183ZM207 205H210V204H207ZM213 205V204H212ZM211 205V206H212ZM225 205V204H224ZM228 205H229V202H228ZM232 205V204H231ZM242 205V204H241ZM245 205V204H244ZM248 205H250V204H248ZM257 205V204H256ZM2 206V205H1ZM9 206V205H8ZM7 206V207H8ZM10 206H11V204H10ZM9 206V207H10ZM14 206V205H13ZM24 206V205H23ZM53 206V205H52ZM71 206V205H70ZM85 206V205H84ZM91 206H92V208L95 206H93L92 204H91ZM98 206V205H97ZM100 206V205H99ZM105 206V205H104ZM103 206V207H104ZM126 206V205H125ZM147 206V205H146ZM149 206V205H148ZM158 206V205H157ZM161 206H162V204H161ZM160 206V208L162 209V207L164 206H162L161 207ZM195 206V205H194ZM197 206V205H196ZM201 206V205H200ZM227 206V205H226ZM230 206V205H229ZM228 206V207H229ZM239 206V205H238ZM247 206V205H246ZM260 206V205H259ZM4 208H5V206H3ZM25 207V206H24ZM30 207V206H29ZM51 206H49V208H50ZM74 207V206H73ZM78 207V206H77ZM87 207V206H86ZM117 207V206H116ZM124 207V206H123ZM123 207H122V209H123ZM133 207H134V205H133ZM140 207V206H139ZM151 207H152V205H151ZM171 207V206H170ZM177 207V206H176ZM175 207V208H176ZM179 207H181V205H179ZM185 207V206H184ZM189 207H190V204H189ZM198 207H199V205H198ZM206 207H208V206H206ZM228 207H225L226 209L228 208ZM232 207V206H231ZM230 207V208H231ZM244 207V206H243ZM251 207V206H250ZM1 208V207H0ZM35 208V207H34ZM39 208V207H38ZM38 208H36V209H38ZM60 208V207H59ZM64 209H65V206L63 207ZM62 208V209H63ZM76 208V207H75ZM79 208H80V206H79ZM82 208V207H81ZM89 208H91V207H89ZM91 208V209H92ZM96 209H97V207H95ZM94 208V209H95ZM109 208V207H108ZM118 208V207H117ZM126 208V207H125ZM150 208V207H149ZM153 208V207H152ZM159 207H158V209H160ZM172 208V207H171ZM182 208V207H181ZM187 208V207H186ZM191 208V207H190ZM205 208V207H204ZM211 208V207H210ZM209 208V209H210ZM221 208V207H220ZM234 208H235V206H234ZM263 208V207H262ZM5 209H7V208H5ZM11 209V208H10ZM20 209H22V207L20 208ZM26 209H27V207H26ZM32 209H33V207H32ZM48 209V208H47ZM47 209H45V210H47ZM56 209H57V207H56ZM67 209V208H66ZM70 209V208H69ZM68 209V210H69ZM77 209V208H76ZM87 209V208H86ZM86 209H85V211H86ZM113 209V208H112ZM119 209H120V207H119ZM122 209H120V210H122ZM128 209V208H127ZM136 209V208H135ZM144 209H146V208H144ZM147 209H148V207H147ZM155 209V208H154ZM165 209V208H164ZM177 209V208H176ZM192 209V208H191ZM203 209V208H202ZM215 209V208H214ZM224 209V208H223ZM238 209V208H237ZM251 209V208H250ZM4 210V209H3ZM14 210H16V208L14 209ZM40 210H41V208H40ZM39 210V211H40ZM44 210V211H45ZM50 210V209H49ZM54 210L55 209H53V211H51V212H54ZM72 210H74L73 208H72ZM105 210H106V208H105ZM119 210V211H120ZM139 210H140V208H139ZM142 210V209H141ZM153 210V209H152ZM168 210V209H167ZM171 210H173V209H171ZM181 210V209H180ZM188 210V209H187ZM186 210V211H187ZM213 210V209H212ZM236 210V209H235ZM240 210V209H239ZM242 210V209H241ZM13 211V210H12ZM19 211V210H18ZM17 211V213H19L20 214V212L21 211H19L18 212ZM31 211V210H30ZM43 211V212H44ZM56 211V210H55ZM67 211V210H66ZM92 211V210H91ZM96 211H98V210H96ZM100 211H102L101 209H100ZM111 211V210H110ZM117 211V210H116ZM129 211H131V210H129ZM151 211V210H150ZM156 211V210H155ZM155 211H154V213H155ZM162 211V210H161ZM166 211V210H165ZM179 211V210H178ZM182 211H185V210H182ZM192 211H194V210H192ZM206 211V210H205ZM204 211V212H205ZM217 211H218V209H217ZM220 211H222V210H220ZM226 211V210H225ZM227 211H229V210H227ZM231 211H232V213L234 212L232 209H231ZM243 211V210H242ZM260 211V210H259ZM258 211V212H259ZM0 212H3V211H0ZM8 212H9V209H8ZM7 212V213H8ZM11 212V211H10ZM24 212V211H23ZM22 212V213H23ZM26 212V211H25ZM27 212H28V210H27ZM34 212H36L35 210H34ZM49 212V211H48ZM47 212V213H48ZM58 212V211H57ZM62 212V211H61ZM78 212H79V210H78ZM104 212V211H103ZM102 212V213H103ZM112 212V211H111ZM124 212V211H123ZM144 212V211H143ZM148 212V211H147ZM153 212V211H152ZM157 212V211H156ZM159 212V211H158ZM157 212V213H158ZM203 212V211H202ZM210 213V210L209 211H207V213ZM237 212V211H236ZM244 212H246V211H244ZM252 212V211H251ZM256 212V211H255ZM5 213V212H4ZM3 213V214H4ZM12 213V212H11ZM14 213V212H13ZM13 213H12V215H13ZM16 213V212H15ZM14 213V214H15ZM29 214L31 213V212H28ZM40 213H42V211H40ZM60 213V212H59ZM67 213V212H66ZM84 212H82V214H83ZM87 213H88V211H87ZM90 213H93V211L92 212H90ZM100 213V212H99ZM110 212H108L107 213V216H108V214H109ZM113 213H114V211H113ZM122 213V212H121ZM127 213V212H126ZM128 213H130V212H128ZM131 213H134V212H131ZM140 213V212H139ZM139 213L136 215V213L134 214V217H135V215L136 216H138L139 215ZM145 214H146V212H144ZM153 213V214H154ZM162 213H163V211H162ZM162 213L160 214V215H162ZM168 213V212H167ZM182 213V212H181ZM194 213V212H193ZM215 213V212H214ZM220 213V212H219ZM218 213V214H219ZM227 213L228 212H226L225 214L227 215ZM230 213V212H229ZM238 213V212H237ZM240 213V212H239ZM238 213V214H239ZM2 214V213H1ZM6 214V213H5ZM5 214H4V216H5ZM27 214V213H26ZM25 214V215H26ZM35 214V213H34ZM34 214H33V216H34ZM37 214V213H36ZM43 214V213H42ZM42 214L39 216V217H41L42 216ZM45 214V213H44ZM53 214V213H52ZM55 214V213H54ZM62 214V213H61ZM64 214V213H63ZM62 214V215H63ZM71 214V213H70ZM105 214V213H104ZM112 214V213H111ZM115 214H116V212H115ZM144 214V215H145ZM150 214H151V212H150ZM168 214H170V213H168ZM177 214H178V212H177ZM186 214H187V212H186ZM188 214H190V211H189V213ZM195 214H197V213H194V215ZM199 214V213H198ZM216 214V213H215ZM215 214L213 215V216H215ZM224 214V213H223ZM223 214H220V215H223ZM224 214V215H225ZM244 214V213H243ZM242 214V215H243ZM248 214V213H247ZM255 214V213H254ZM18 215V214H17ZM24 215V214H23ZM24 215V219L26 218V216ZM39 214H37L36 216H38ZM47 215V214H46ZM49 215H51L50 213H49ZM69 215V214H68ZM67 215V216H68ZM75 215V214H74ZM77 215V214H76ZM85 215V214H84ZM92 215V214H91ZM91 215H89V216H91ZM100 215V214H99ZM118 215V214H117ZM124 215H125V213H124ZM124 215H122V217L124 216ZM140 215H142V214H140ZM139 215V216H140ZM143 215V216H144ZM147 215H148V213H147ZM159 215V214H158ZM159 215V216H160ZM230 215V214H229ZM233 215V214H232ZM235 215V214H234ZM245 215V214H244ZM1 216V215H0ZM15 216V215H14ZM28 216V215H27ZM58 216H60V215H58ZM72 216V215H71ZM71 216H70V218H71ZM79 216V215H78ZM97 216V215H96ZM104 216H106V214L104 215ZM104 216H103V218H104ZM112 216H114L113 214H112ZM128 216H129V214H128ZM149 216H151V215H148V217ZM156 216V215H155ZM164 216V215H163ZM181 216V215H180ZM184 216H185V214H184ZM189 216H191V215H189ZM201 216V215H200ZM209 216V215H208ZM236 216V215H235ZM251 216V215H250ZM6 217H7V215H6ZM10 217V216H9ZM20 217V216H19ZM35 217V216H34ZM62 217H64V215L62 216ZM72 217H74V216H72ZM76 217V216H75ZM73 218V220H75V219H78V218ZM85 217V216H84ZM100 217V216H99ZM121 217V218H122ZM145 217V216H144ZM148 217H146L145 218V220H148ZM161 217V216H160ZM194 217V216H193ZM210 217V216H209ZM216 217V216H215ZM218 217H219V215H218ZM247 217V216H246ZM18 218V217H17ZM17 218H15V220L17 219ZM44 218V217H43ZM57 218V217H56ZM56 218L54 219V220H56ZM61 218V217H60ZM69 218V217H68ZM88 218V217H87ZM95 218V217H94ZM111 218V217H110ZM114 218V217H113ZM119 218V217H118ZM124 218H126L125 216H124ZM128 218V217H127ZM139 218H141V217H139ZM152 218V217H151ZM156 218V217H155ZM164 218V217H163ZM181 218V217H180ZM179 218V219H180ZM187 218H188V216H187ZM196 218V217H195ZM199 218V217H198ZM211 218H212V216H211ZM214 218V217H213ZM224 218H226L225 216H224ZM1 219V218H0ZM4 219V218H3ZM27 219V218H26ZM25 219V220H26ZM40 219H42V218H40ZM63 219V218H62ZM61 219V220H62ZM65 219H66V216H65ZM81 219V218H80ZM82 219H84V218H82ZM106 219H107V217H106ZM105 219V220H106ZM109 219V218H108ZM115 219V218H114ZM132 218H130V220H131ZM136 219V218H135ZM143 219V218H142ZM157 219V218H156ZM178 219V220H179ZM205 219V218H204ZM203 219V221H206V219L204 220ZM209 219V218H208ZM222 219H223V217H222ZM228 219V218H227ZM240 219H242V218H240ZM239 219V220H240ZM248 219V218H247ZM246 219V220H247ZM256 219V218H255ZM6 220V219H5ZM21 220V219H20ZM31 220H33V218H31ZM35 220H37V219H35ZM39 220V219H38ZM47 220V219H46ZM50 220V219H49ZM54 220H53V222H54ZM86 220V219H85ZM93 220V219H92ZM95 220V219H94ZM101 220V219H100ZM111 220V219H110ZM122 220V219H121ZM184 220H185V218H184ZM187 220V219H186ZM191 220V222H192V219H190ZM198 220V219H197ZM200 220V219H199ZM202 220V219H201ZM217 220H218V218H217ZM217 220L215 221V224L216 223H218V222H220V221H218L217 222ZM235 220V219H234ZM236 220H238V219H236ZM244 220V219H243ZM251 220H254V219H251ZM1 221V220H0ZM11 221H12V219H11ZM43 221V220H42ZM52 221V220H51ZM58 221V223H59V220H57ZM68 221L69 220H67L66 219V223H68ZM72 221V220H71ZM80 221V220H79ZM99 221V220H98ZM109 221V220H108ZM118 221V220H117ZM116 221V222H117ZM125 221V220H124ZM136 221H138L137 219H136ZM141 221H143L144 222V220H141ZM151 221V220H150ZM154 221H155V219H154ZM177 221V220H176ZM180 221V220H179ZM202 221V222H203ZM222 221V220H221ZM232 221V220H231ZM5 222V221H4ZM8 222V221H7ZM13 222H15V221H13ZM16 222H18V221H16ZM29 222V221H28ZM36 222V221H35ZM34 222V223H35ZM41 222V221H40ZM44 222H46L45 220H44ZM70 222V221H69ZM88 222H92V221H88ZM96 222V221H95ZM146 222V221H145ZM152 222V221H151ZM156 222V221H155ZM185 222V221H184ZM183 222V223H184ZM187 222H188V220H187ZM187 222H185V223H187ZM193 222H195V220L193 221ZM197 222V221H196ZM211 222V221H210ZM235 222V221H234ZM248 222V221H247ZM3 223V222H2ZM26 222H24V224H25ZM31 223V222H30ZM37 223H39L38 221H37ZM36 223V224H37ZM43 223V222H42ZM47 223H49V221L47 222ZM54 223H56V222H54ZM58 223H57V226H58ZM73 223V222H72ZM87 223V222H86ZM97 223V225H98V222H96ZM110 223V222H109ZM120 223V222H119ZM126 223V222H125ZM125 223H124V226H126V225H128V224H126L125 225ZM139 223V222H138ZM148 223H150V222H148ZM176 223V222H175ZM180 223V222H179ZM184 223V224H185ZM208 223V222H207ZM224 223H225V220H224ZM228 223V222H227ZM229 223H230V221H229ZM236 223V222H235ZM256 223V222H255ZM5 224V223H4ZM12 224V223H11ZM14 224V223H13ZM23 224V223H22ZM65 224V223H64ZM79 224V223H78ZM78 224H76V227H77V225ZM94 224V223H93ZM101 224V223H100ZM144 224V223H143ZM168 224V223H167ZM184 224H181V225H183L184 226ZM188 224V223H187ZM199 224V223H198ZM206 224V223H205ZM205 224H204V226H205ZM219 224H221V223H219ZM226 224V223H225ZM238 224V223H237ZM244 224V223H243ZM16 225V224H15ZM14 225V226H15ZM31 225V224H30ZM32 225H33V223H32ZM40 225H41V223H40ZM45 225V224H44ZM52 225H55V224H52ZM69 225H70V223H69ZM68 225V226H69ZM73 225V224H72ZM72 225L70 226V227H72ZM85 225V224H84ZM83 225V226H84ZM88 225V224H87ZM110 225V224H109ZM113 225V224H112ZM114 225H115V222H114ZM116 225H118V223H116ZM123 225V224H122ZM136 225V224H135ZM140 225H142V222H141V224ZM151 225V224H150ZM160 225V224H159ZM163 225V224H162ZM161 225V226H162ZM172 225V224H171ZM179 225V224H178ZM186 225V224H185ZM192 225V224H191ZM194 225V224H193ZM196 225V224H195ZM201 225H203V223L201 224ZM200 225V226H201ZM211 225V224H210ZM247 225V224H246ZM1 226H2V224H1ZM7 226H9V225H7ZM13 225H11V227H12ZM13 226V227H14ZM17 226V225H16ZM15 226V227H16ZM19 226V225H18ZM17 226V227H18ZM23 226V225H22ZM21 226V227H22ZM26 226V225H25ZM28 226V225H27ZM34 226V225H33ZM46 226V225H45ZM48 226V225H47ZM60 227H59V229L60 228H62L61 227V225H59ZM80 226V225H79ZM93 226V225H92ZM102 226H104L103 224H102ZM118 226H120V224L118 225ZM153 226V225H152ZM155 226V225H154ZM187 226V225H186ZM199 226V227H200ZM213 227H215L214 225H212ZM222 226H223V223H222ZM226 226H228V225H226ZM233 226V225H232ZM255 226V225H254ZM15 227H14V229H15ZM17 227H16V229H17ZM36 227V226H35ZM50 227H52L51 226V223H50ZM65 227V226H64ZM107 226H105V228H106ZM127 227V226H126ZM125 227V228H126ZM133 227V226H132ZM136 227V226H135ZM156 227V226H155ZM175 227V226H174ZM179 229H180V227L179 226H177ZM188 227H191V226H188ZM187 227V228H188ZM203 227V226H202ZM201 227V228H202ZM209 227H211V226H209ZM234 227V226H233ZM233 227H232V229H233ZM4 228V227H3ZM31 228L32 227H30V229L29 230H31ZM34 228V227H33ZM37 228V227H36ZM48 228V227H47ZM46 228V229H47ZM79 228H81V227H79ZM96 228H98V227H96ZM109 228V227H108ZM111 228V227H110ZM124 228V229H125ZM128 228H129V226H128ZM162 228V227H161ZM166 228H168V227H166ZM231 228V227H230ZM255 228V227H254ZM0 229H2V227H0ZM9 229H11V228H9ZM21 229V228H20ZM27 229V228H26ZM25 229V230H26ZM42 229V228H41ZM48 229H51V228H48ZM47 229V230H48ZM73 229V228H72ZM93 229H94V231H95V228L93 227ZM101 229H102V227H101ZM118 229H120V228H118ZM121 229H122V226H121ZM133 229V228H132ZM142 229H144V226L142 227ZM147 229V227L143 230V231H145ZM163 229V228H162ZM183 228H181L180 230H182ZM191 229H193V228H191ZM195 229V228H194ZM204 229H206V227L204 228ZM203 229V230H204ZM207 229H208V227H207ZM237 229H238V227H237ZM247 229V228H246ZM249 229H250V227H249ZM249 229H247V230H249ZM252 229V228H251ZM256 229V228H255ZM18 230V229H17ZM25 230H24V232H25ZM37 230H39V229H37ZM57 230V229H56ZM66 230H67V228H66ZM87 230L89 231V228H87ZM90 230H91V228H90ZM103 230H105V229H103ZM103 230L101 231V230H99V232H102L103 233ZM115 230V229H114ZM134 230V229H133ZM148 230V229H147ZM149 230H151V229H149ZM168 230H169V228H168ZM168 230H165V231H168ZM186 230V229H185ZM227 230V229H226ZM229 231H231L230 229H228ZM240 230V229H239ZM1 232H3L2 230H0ZM23 231V230H22ZM34 230H32V232H33ZM36 231V230H35ZM34 231V232H35ZM58 231V230H57ZM62 230L60 229V232H61ZM81 231V230H80ZM83 231V230H82ZM85 231H86V227H85ZM88 231L87 232H83V233H88ZM118 231V230H117ZM121 231V230H120ZM124 231V230H123ZM137 231V230H136ZM139 231V234H140V230H138ZM162 231V230H161ZM165 231H163V232H165ZM192 231H194V230H192ZM200 231V230H199ZM207 231V230H206ZM213 231V230H212ZM211 231V232H212ZM232 231H235V230H232ZM231 231V232H232ZM238 231V230H237ZM244 231V230H243ZM256 231V230H255ZM6 232V231H5ZM9 232V231H8ZM13 232H15V231H13ZM18 232H20V231H18ZM40 233L42 232V231H39ZM51 232H53V231H51ZM60 232H59V234H60ZM63 232V231H62ZM69 232H70V230H69ZM75 232H76V230H75ZM79 232V231H78ZM98 232V231H97ZM108 232V231H107ZM110 232V231H109ZM116 232V231H115ZM130 231H128V233H129ZM170 232V231H169ZM168 232V233H169ZM172 232V231H171ZM184 232V231H183ZM187 232L189 233V231L187 230ZM204 232V234H205V230L203 231ZM219 232V231H218ZM217 232V233H218ZM228 232V231H227ZM230 232V233H231ZM244 232H246V231H244ZM261 232V231H260ZM7 233V232H6ZM16 233V232H15ZM21 233V232H20ZM19 233V234H20ZM28 233H29V231H28ZM38 233V232H37ZM39 233V234H40ZM43 233V232H42ZM42 233H41V236H42ZM44 233H46L45 231H44ZM43 233V234H44ZM54 233V232H53ZM53 233H51L52 235H54ZM68 233V232H67ZM123 233V232H122ZM126 233H127V231H126ZM137 233V232H136ZM146 233V232H145ZM161 233V232H160ZM233 233V232H232ZM237 233V232H236ZM235 233V234H236ZM241 233V230H240V232H239V234ZM10 234V233H9ZM22 234V233H21ZM20 234V235H21ZM27 233H25V235H26ZM33 233H31V235H32ZM65 234H66V232H65ZM74 234V233H73ZM77 234H79V233H77ZM90 234H94V233H91L90 232ZM99 234L100 233H98L97 235L99 236ZM103 234H105V233H103ZM102 234V235H103ZM113 234H115V233H113ZM118 234V233H117ZM130 234H131V232H130ZM133 234V233H132ZM138 234V233H137ZM138 234V235H139ZM144 234V233H143ZM158 234H159V232H158ZM157 234V235H158ZM174 234V233H173ZM178 234V233H177ZM185 235H186V231H185V233H184ZM198 234V233H197ZM203 234V233H202ZM209 234V233H208ZM211 234H213L214 235V232H212ZM223 234H224V232H223ZM238 234V233H237ZM236 234V235H237ZM238 234V235H239ZM246 234V233H245ZM252 234H254V233H252ZM257 234V233H256ZM1 235V234H0ZM5 235V234H4ZM3 235V238L5 237ZM8 235V234H7ZM6 235V236H7ZM13 235V234H12ZM24 235V234H23ZM31 235H30V237H31ZM35 235V234H34ZM56 235H57V233H56ZM55 235V236H56ZM61 235V234H60ZM109 235V234H108ZM121 235V234H120ZM123 235H125L124 233H123ZM148 235H150L149 234V232H148ZM165 235H166V233H165ZM175 235V234H174ZM183 235V234H182ZM198 235H200V234H198ZM218 235V234H217ZM229 235H231V234H229ZM241 235V234H240ZM16 236V235H15ZM39 236V235H38ZM71 236V235H70ZM77 236V235H76ZM84 236V235H83ZM92 236V235H91ZM104 236V235H103ZM118 236V235H117ZM142 236V235H141ZM164 236V235H163ZM168 236V235H167ZM177 236V235H176ZM188 236V235H187ZM223 237H224V235H222ZM227 236V235H226ZM247 236H249L248 235V233H247ZM252 236V235H251ZM255 236V235H254ZM264 236V235H263ZM18 237V236H17ZM20 237V236H19ZM26 237V236H25ZM45 237V236H44ZM43 237V238H44ZM51 237V236H50ZM58 237V236H57ZM61 237V236H60ZM64 237H67V235L66 236H63V238ZM90 237V236H89ZM102 237V236H101ZM114 237V236H113ZM130 237H131V235H130ZM139 236H137V238H138ZM144 237V236H143ZM145 237H147V236H145ZM149 237V236H148ZM152 237V236H151ZM154 237V236H153ZM165 237V236H164ZM182 237V236H181ZM194 237H195V235H194ZM200 237V236H199ZM210 237V236H209ZM216 235H214V238L216 239ZM218 237H220V236H218ZM235 237V236H234ZM15 238V237H14ZM13 238V239H14ZM37 238V237H36ZM34 239L33 240V243H34V241L35 240H37V239H39V238H37V239ZM42 238V239H43ZM48 239H46V240H49V237H47ZM56 238V237H55ZM62 238V239H63ZM71 238V237H70ZM72 238H73V236H72ZM71 238V239H72ZM92 238V237H91ZM95 238V237H94ZM94 238L93 239H91V240H94ZM117 238H120V236L119 237H117ZM125 238V237H124ZM129 238V237H128ZM136 238V235H135V239L138 241L139 239H137ZM142 238V237H141ZM140 238V239H141ZM160 238V237H159ZM178 238V237H177ZM184 238V237H183ZM186 238V237H185ZM197 238V237H196ZM202 238H204L203 236H202ZM225 238V237H224ZM236 238V237H235ZM242 238V237H241ZM255 237H252V238H250L251 240L252 239H254ZM257 238V237H256ZM16 239V238H15ZM22 239V238H21ZM29 239V238H28ZM32 239V238H31ZM31 239H30V241H31ZM41 239V238H40ZM44 239V240H45ZM61 238H59L58 240H60ZM77 239V238H76ZM80 239H81V237H80ZM100 239V238H99ZM113 239V238H112ZM134 239V238H133ZM146 239V238H145ZM161 239H163V238H161ZM160 239V240H161ZM174 239H175V237H174ZM189 239V238H188ZM187 239V241H189ZM201 239V238H200ZM207 239V238H206ZM205 239V240H206ZM217 239H219V238H217ZM222 239V238H221ZM249 239V238H248ZM261 239V238H260ZM6 240V239H5ZM17 240V239H16ZM45 240V241H46ZM52 240V239H51ZM50 240V241H51ZM55 239L53 238V242H57V240L56 241H54ZM64 240V239H63ZM69 240V239H68ZM103 240V239H102ZM106 240V239H105ZM109 240H110V237H109ZM142 240V239H141ZM141 240H139V241H141ZM144 240V239H143ZM159 240V239H158ZM182 240V239H181ZM190 240H192V239H190ZM204 240V241H205ZM211 240V239H210ZM225 240V239H224ZM237 240V239H236ZM2 241V240H1ZM82 241V240H81ZM90 241V240H89ZM94 241H96V238H95V240ZM93 241V242H94ZM98 241V240H97ZM110 241H112V240H110ZM115 241V240H114ZM129 241V240H128ZM127 241V242H128ZM131 241V240H130ZM129 241V242H130ZM132 241H134V240H132ZM157 241V240H156ZM155 241V242H156ZM170 241V240H169ZM168 241V242H169ZM177 241H178V239H177ZM176 241V242H177ZM196 241V240H195ZM198 241H199V239H198ZM212 241H213V238H212ZM216 241V240H215ZM239 241V240H238ZM237 241V242H238ZM245 241V240H244ZM249 241V240H248ZM256 241V240H255ZM3 242H5V241H3ZM26 242V241H25ZM39 242V241H38ZM41 242V241H40ZM49 242V241H48ZM60 242V241H59ZM64 242V241H63ZM62 242V243H63ZM69 242H70V240H69ZM87 242V241H86ZM91 242V241H90ZM91 243V244H95V243ZM100 242V241H99ZM120 242V241H119ZM123 242H124V240H123ZM126 242V243H127ZM142 242V241H141ZM147 241H145V247H142L143 245L141 244V247L139 246V248H140V250H142L143 249V251H145L146 253V255L147 254H149V251H152V250H149L148 248H150V244H148V242L146 243ZM167 242V241H166ZM175 242V241H174ZM182 242V241H181ZM197 242V241H196ZM203 242V241H202ZM219 242V241H218ZM218 242H215V243H218ZM223 242V241H222ZM235 242V241H234ZM261 242V241H260ZM27 243V242H26ZM44 243V242H43ZM68 243V242H67ZM73 243H74V241H73ZM72 243V244H73ZM81 243V242H80ZM84 243V242H83ZM89 243V242H88ZM103 243V242H102ZM116 243H118V242H116ZM134 243V245H135V242H133ZM138 242H136V244H137ZM183 243V242H182ZM201 243V242H200ZM204 243H206V242H204ZM240 243V242H239ZM244 243V242H243ZM3 244V243H2ZM7 244V243H6ZM12 244V243H11ZM14 244H16V243H14ZM18 244V243H17ZM20 244H21V241H20ZM25 244V243H24ZM28 244V243H27ZM37 244V242L35 243V245ZM47 244H49V243H47ZM52 244V243H51ZM60 244V243H59ZM77 244V243H76ZM79 244V243H78ZM97 244V243H96ZM109 244V243H108ZM112 245H113V242L111 243ZM124 244V243H123ZM122 244V245H123ZM132 244V243H131ZM154 244V243H153ZM159 244H161V243H159ZM169 244H171V243H169ZM190 244V243H189ZM189 244H188V247H189ZM195 244V243H194ZM210 244H211V242H210ZM209 244V245H210ZM223 244V243H222ZM222 244H221V247H223L222 246ZM250 244V242H248V245ZM252 244V243H251ZM7 245H9V244H7ZM7 245H5V246H7ZM23 245V243L21 244V246ZM26 245V244H25ZM30 245H31V243H30ZM44 245H45V243H44ZM58 245V244H57ZM70 245V244H69ZM85 245V244H84ZM87 245V244H86ZM115 245V244H114ZM121 245V244H120ZM127 245V244H126ZM133 245V246H134ZM147 245H149V247H147ZM164 246H165V244H163ZM167 245V244H166ZM176 245H177V243H176ZM196 245V244H195ZM216 245V244H215ZM227 245V244H226ZM233 245V244H232ZM237 245V244H236ZM15 246V245H14ZM17 246V245H16ZM28 246V245H27ZM27 246H23L24 248H22V249H25V247H27ZM32 246V245H31ZM30 246V247H31ZM43 246V245H42ZM48 246V245H47ZM51 246V245H50ZM61 246V245H60ZM66 246V245H65ZM82 246V245H81ZM90 246V245H89ZM101 248H102V246L101 245H99ZM105 246H107V245H105ZM104 246V247H105ZM110 246V245H109ZM124 246V248H125V245H123ZM122 246V247H123ZM136 246L137 245H135V247H134V249L136 248ZM153 246V245H152ZM163 246V247H164ZM177 246H179V245H177ZM197 246V245H196ZM195 246V247H196ZM206 246V245H205ZM238 246V245H237ZM263 246V245H262ZM12 247V246H11ZM20 247V246H19ZM63 247V246H62ZM68 247V246H67ZM83 247V246H82ZM86 247V246H85ZM93 246H91V248H92ZM96 247H98V246H96ZM155 247V246H154ZM181 247V246H180ZM197 247H200V246H197ZM213 247V246H212ZM212 247L211 248H208V247H206V249L208 250V251H210L211 249H212ZM215 247V246H214ZM219 247H220V245H219ZM226 247H230V246H226ZM226 247H223V248H226ZM235 247V246H234ZM240 247H242V246H240ZM252 247V246H251ZM21 248V247H20ZM19 248V249H20ZM36 248V247H35ZM48 248V247H47ZM66 248V247H65ZM70 248H71V246H70ZM80 248V247H79ZM87 248V247H86ZM108 249L110 248V247H107ZM113 248H115V247H113ZM118 248V247H117ZM123 248V249H124ZM127 248V250H128V247H126ZM125 248V249H126ZM131 248V247H130ZM145 248V249H144ZM157 248V247H156ZM161 248V247H160ZM167 248H169V247H167ZM177 248V247H176ZM193 248V247H192ZM201 248V247H200ZM217 248V247H216ZM215 248V249H216ZM243 248V247H242ZM255 248V247H254ZM13 249V248H12ZM18 249V248H17ZM30 249V248H29ZM45 249V248H44ZM51 249V248H50ZM50 249H47V250H50ZM71 249H73V248H71ZM84 249V248H83ZM89 249H90V247H89ZM98 249V248H97ZM104 249V248H103ZM121 249V248H120ZM153 249V248H152ZM158 249V248H157ZM165 249H166V247H165ZM180 249V248H179ZM210 249V250H209ZM222 249V248H221ZM227 249V248H226ZM234 249V248H233ZM246 249H247V247H246ZM250 249V248H249ZM249 249H247V250H249ZM262 249L264 250V248L262 247ZM7 250V249H6ZM26 250V249H25ZM42 250V249H41ZM55 250V249H54ZM59 250V249H58ZM58 250H57V253H59L58 252ZM60 250H61V248H60ZM80 250H81V248H80ZM87 250V249H86ZM93 250H95V249H93ZM149 250V251H148ZM159 250V249H158ZM170 250H172L171 248H170ZM170 250H168V251H170ZM175 250V249H174ZM183 250H185V249H183ZM182 250V251H183ZM223 250V249H222ZM236 250V249H235ZM238 250H241V249H238ZM237 250V251H238ZM255 250V249H254ZM261 250V249H260ZM1 251V250H0ZM8 251H11V250H9L8 249ZM22 251V250H21ZM27 251V250H26ZM39 251V250H38ZM53 251V250H52ZM71 251V250H70ZM69 251V252H70ZM76 252L77 251H79L78 249L77 250H75ZM88 251V250H87ZM108 251V250H107ZM106 250H102L101 252H107ZM137 250H135V252H136ZM148 251V252H147ZM156 251V250H155ZM166 251V250H165ZM180 251V250H179ZM190 251V250H189ZM193 251H195V249L193 250ZM203 251V250H202ZM216 251V250H215ZM221 251V250H220ZM227 251V250H226ZM231 251V250H230ZM236 251V252H237ZM244 251V250H243ZM249 251H251V250H249ZM12 252V251H11ZM17 252V251H16ZM24 252V251H23ZM22 252V253H23ZM29 252H30V250H29ZM34 252V251H33ZM35 252H37V251H35ZM54 252H56V251H54ZM62 252V251H61ZM68 252V253H69ZM72 252H73V250H72ZM71 252V253H72ZM82 251H80V253H81ZM92 252V251H91ZM111 252H113V251H111ZM142 252V251H141ZM140 252V253H141ZM157 252H159V251H157ZM164 252V251H163ZM167 252V251H166ZM178 252V251H177ZM206 252V251H205ZM223 252H224V250H223ZM233 252V251H232ZM245 252H246V250H245ZM244 252V253H245ZM2 253V252H1ZM4 253H6V252H4ZM13 253H14V251H13ZM39 253H41V252H39ZM47 254H49V252H46ZM53 253V252H52ZM51 253V254H52ZM65 253V252H64ZM63 253V254H64ZM85 253H86V251H85ZM96 253V252H95ZM132 253H133V251H132ZM137 253V252H136ZM155 253V252H154ZM160 253V252H159ZM168 253V252H167ZM174 253H176V252H174ZM184 253V252H183ZM186 253V252H185ZM193 253V252H192ZM228 253V252H227ZM242 253V252H241ZM240 253V254H241ZM243 253V254H244ZM262 253H263V251H262ZM7 254V253H6ZM11 254V253H10ZM9 254V255H10ZM17 254V256H18V253H16ZM27 254H29L30 255V253H28V251H27ZM26 254V255H27ZM55 254V253H54ZM53 254V255H54ZM63 254H62V257H64L63 256ZM75 254V253H74ZM89 254V253H88ZM107 254V253H106ZM130 254H131V252H130ZM142 254V253H141ZM150 254H152V252L150 253ZM161 254V253H160ZM163 254V253H162ZM165 254V253H164ZM172 256H173V254L172 253H170ZM178 254V253H177ZM187 254V253H186ZM198 254H201V252L199 253L198 252ZM214 253H212V255H213ZM224 254H225V252H224ZM239 254V255H240ZM248 254V253H247ZM258 254V253H257ZM9 255L7 256V255H5V256H7L8 258H9ZM12 255H14V254H12ZM11 255V256H12ZM19 255H20V253H19ZM24 255V254H23ZM22 255V256H23ZM36 255H38V253L36 254ZM44 254H42L41 256H43ZM59 255V254H58ZM61 255V254H60ZM68 256H70L69 254H67ZM79 255H83V254H79ZM92 255V254H91ZM95 255V254H94ZM93 255V256H94ZM104 255V254H103ZM131 255H133V254H131ZM137 255H139V253L137 254ZM157 254H155V256H156ZM166 255V254H165ZM164 255V256H165ZM169 255V254H168ZM175 255V254H174ZM179 256V259H180V254H178ZM189 255V254H188ZM194 255V254H193ZM227 256H228V254H226ZM236 255V254H235ZM242 255V254H241ZM240 255V256H241ZM252 255H254L255 256V254L254 253H252ZM31 256H33L32 255V253H31ZM83 256H86V255H83ZM88 256V255H87ZM93 256H91V257H93ZM98 256V255H97ZM106 256V255H105ZM112 256V255H111ZM134 256V255H133ZM136 256V255H135ZM142 256V255H141ZM152 256V255H151ZM202 256H204V255H202L201 254V258H203ZM215 256V255H214ZM231 256V255H230ZM245 256V255H244ZM248 256H249V254H248ZM262 256V255H261ZM264 256V255H263ZM1 257V256H0ZM2 257H4V255H2ZM7 257H5V258H7ZM14 258H15V256H13ZM12 257V258H13ZM18 257H20V256H18ZM36 257V256H35ZM38 257V256H37ZM40 257V256H39ZM38 257V258H39ZM44 257H45V255H44ZM58 257V256H57ZM61 257V256H60ZM71 257V256H70ZM95 257H96V255H95ZM100 258H101V255L99 256ZM107 257V256H106ZM112 257H114V256H112ZM145 257V256H144ZM148 257V256H147ZM147 257H145V258H147ZM150 257V256H149ZM154 257V256H153ZM152 257V258H153ZM169 257H170V255H169ZM175 257V256H174ZM174 257H171V258H173L174 259ZM200 257V256H199ZM229 257V256H228ZM246 257V256H245ZM257 257H259V255L257 256ZM256 257V258H257ZM5 258H4V260H5ZM11 258V257H10ZM25 258V257H24ZM28 258V257H27ZM50 258V257H49ZM53 258V257H52ZM51 258V259H52ZM66 258V257H65ZM72 258H75V255H74V257H73V255H72ZM77 258V257H76ZM87 258V257H86ZM88 258H89V256H88ZM94 258V257H93ZM92 258V259H93ZM104 258V257H103ZM161 258V257H160ZM159 258V259H160ZM162 258H164V257H162ZM166 258V257H165ZM184 258V257H183ZM182 258V259H183ZM214 258V257H213ZM217 258V257H216ZM215 258V260H217ZM222 258V257H221ZM220 258V259H221ZM224 258H225V256H224ZM230 258V257H229ZM237 258V257H236ZM235 258V259H236ZM252 258H254V257H252ZM3 259V258H2ZM20 259V258H19ZM29 259V258H28ZM28 259H27V261H28ZM30 259H32L31 257H30ZM42 259V258H41ZM45 258H43V260H44ZM57 259H59V257L57 258ZM91 259V258H90ZM109 259V258H108ZM136 259V258H135ZM149 259V258H148ZM157 259V258H156ZM170 259V258H169ZM177 259V258H176ZM175 259V260H176ZM186 260H187V258H185ZM193 259V258H192ZM197 259V258H196ZM210 259H211V257H210ZM240 259V258H239ZM238 259V260H239ZM242 259V258H241ZM247 259H248V257H247ZM259 259H261V257L259 258ZM263 259V258H262ZM9 261H10V259H8ZM7 260V261H8ZM35 260H37V258L35 259ZM34 260V261H35ZM40 260V259H39ZM50 260V259H49ZM48 260V261H49ZM68 260H70V259H68ZM75 260V259H74ZM78 260H80V258L78 259ZM84 260V259H83ZM87 260V259H86ZM94 260V259H93ZM96 260V259H95ZM99 259H97V261H98ZM100 260H102V259H100ZM99 260V261H100ZM113 260V259H112ZM112 260L110 259V262H112ZM138 260V259H137ZM144 260H146V261H148L147 259H144ZM158 260V259H157ZM161 260V259H160ZM212 260V259H211ZM227 260V259H226ZM246 260V259H245ZM249 260H251V259H249ZM21 261H23V260H21ZM21 261H16V260H14V259H12L9 263L10 264H21L20 262ZM25 261V260H24ZM41 261V260H40ZM59 261H60V259H59ZM81 261H82V259H81ZM79 262V263H84V262ZM85 261V260H84ZM88 261H89V259H88ZM96 261V262H97ZM118 261V260H117ZM116 261V262H117ZM140 261V260H139ZM150 261H152V260H150ZM163 261V260H162ZM165 261V260H164ZM168 261V260H167ZM166 261V262H167ZM178 261V260H177ZM176 261V262H177ZM194 261H195V259H194ZM199 261V260H198ZM222 261H224V259L222 260ZM2 261H0V264H9L8 262H3V263H1ZM33 262V261H32ZM43 262V261H42ZM55 262V261H54ZM57 262V261H56ZM65 262V261H64ZM86 262V261H85ZM93 262V261H92ZM102 262V261H101ZM142 262V261H141ZM141 262H139V263H141ZM149 262V261H148ZM158 262V261H157ZM184 262H186V261H184ZM196 262V261H195ZM203 262V261H202ZM201 262V263H202ZM208 262V261H207ZM217 262V261H216ZM216 262H215V264H216ZM229 261H227V263H228ZM238 262H240V261H238ZM242 262V261H241ZM264 262V261H263ZM41 263V262H40ZM40 263H38V264H40ZM46 263V262H45ZM53 263V262H52ZM51 263V264H52ZM62 263V262H61ZM67 263V262H66ZM69 263V262H68ZM72 263H73V261H72ZM75 263V262H74ZM78 263V262H77ZM78 263V264H79ZM88 263V262H87ZM108 263V262H107ZM114 263V262H113ZM147 263V262H146ZM146 263H144V264H146ZM161 263V262H160ZM165 262H163V264H164ZM167 263H169V262H167ZM197 263V262H196ZM195 263V264H196ZM200 263V264H201ZM211 263V262H210ZM214 263V262H213ZM246 263V262H245ZM247 263H249V262H247ZM246 263V264H247ZM256 262H254V264H255ZM261 263V262H260ZM31 264V263H30ZM55 264V263H54ZM58 264V263H57ZM63 264V263H62ZM76 264V263H75ZM86 264V263H85ZM90 264H92V263H90ZM96 264H98V263H96ZM111 264V263H110ZM116 264V263H115ZM119 264H120V262H119ZM155 264V263H154ZM158 264H159V262H158ZM172 264V263H171ZM175 264V263H174ZM177 264V263H176ZM180 264H181V262H180ZM190 264V263H189ZM192 264V263H191ZM229 264V263H228ZM250 264V263H249ZM262 264V263H261Z\"/></svg>","mask_w":264,"mask_h":264}]
</instances>
